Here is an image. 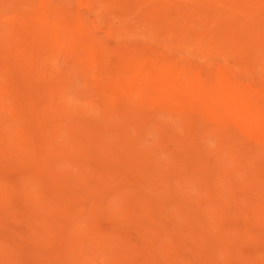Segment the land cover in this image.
<instances>
[{
    "label": "rangeland",
    "instance_id": "374dc122",
    "mask_svg": "<svg viewBox=\"0 0 264 264\" xmlns=\"http://www.w3.org/2000/svg\"><path fill=\"white\" fill-rule=\"evenodd\" d=\"M6 1V0H5ZM5 1L4 0H0V137L2 138V137H4L3 139H0V175H1V177H0V182L3 180V181H8L7 183L5 182L4 184V187H3V189L1 188V190L0 191H2V193L4 194H2V196L0 195V200L2 201L0 204H1V206H0V238H2V239H0V244L2 245V247H1V249L3 250V249H5V247L4 246H6V248H7V246L8 245H10L11 243V245H12V247L14 246V247H16V248H12V249H17L18 247L21 249L22 248V242H23V244H24V249H22V250H19V248H18V251H22L21 253L20 252H18V253H16L17 255H18V257H17V255L16 256H14L13 258H14V260H15V258H16V260L18 261V262H20V260H19V253H20V257L22 258H20L21 260H22V263L20 262L19 264H41V259H40V257H42V263L44 262L45 264H53L54 262L56 263V261H57V259L58 258H60L59 260H61V261H59V262H62L61 264H63L64 263V260H65V263H67V261L69 260H66V259H64L63 257H62V259H61V257H59V256H57L58 254H60V253H58L57 251H55L54 249H56L55 247H59L60 245H61V243H63V241H60V240H63L62 239V236L63 237H69V234H70V230H68L69 231V233H68V235L67 234H64V232L67 230L66 228H68L67 226H68V224L70 223V222H74V223H76V224H78L79 226H81V225H83V227L81 228V227H79V229H80V232L82 231V233L83 232H85L86 231V233H87V231H90L91 229H93L94 227H95V229L98 231V232H100V233H110V232H113V231H116V232H118V233H120L122 236H125V237H127V239H130V244H132V245H134V249L132 250V252L131 253H133L132 255H134V256H132V261L133 260H136V262L138 263L139 262V259L138 258H142L141 260L142 261H144V260H150L151 259V255H153V253H154V257L155 258H153V256H152V258H153V260H152V262L155 260V259H158L159 258V260L161 259V256H163V261H159V260H157V262L156 261H154L155 263H168V264H170L169 262H168V260L170 261V260H172L171 258H173V261L175 260V258L177 257L176 256V254H178V253H180L181 255V260H183V261H181V263L182 262H185L186 261V263L187 262H191V264H195L197 261L199 262V264H210V263H212L213 264V259H215V258H213L212 259V257H216V259H217V261H216V259H215V262H218L219 260H222V259H224L225 258V260H231L232 261V263H233V260H236L235 259V256L233 257V254H231V253H235L234 251L232 252V250H234L233 249V247H234V243H235V247H236V245L237 246H242L241 248H235V251H237L236 253H237V256L236 257H238L239 259L241 258V260H238V261H241L242 263H238L237 262V260H236V262H235V264H243V263H246V258H248V259H250V262H249V264H264V251L262 252V250H261V252H260V249H261V243H262V239H263V237H264V235L262 236V237H259L260 239H261V242H260V240H259V238L258 237H256L255 238V236H254V234L257 236L259 233H258V231H260L261 230V232L264 234V229H260L259 227H261V226H259V225H261V223H263L264 224V222H262L261 220H263L264 219V214H263V216L261 215L262 214V212L264 213V209H263V207H264V195L262 194V190H264V180H263V178H264V170H262V169H264L263 167H264V148L262 149L261 147H259V145H261V146H264V142H262V141H264V121L263 122H261V118H262V120H263V118H264V113H262V114H259V115H257L254 111H253V107H252V105H247V104H245L244 103V101L239 97V96H236V95H234V94H232L231 92H230V90H228V89H226V88H224V87H222V86H215V90L217 91V92H215V91H213L212 89V86L211 85H209L210 87H204V86H200L199 84H198V81L199 82H201V80H202V77H203V75H202V68L204 67V65H205V63H207V61H210V62H212L214 65H216L215 67H218V63H219V66L221 67L224 63H226L227 61H228V59L227 58H230V59H233V60H236V62H237V65L240 67V68H242V69H244L248 74L249 73H251L253 76H257L256 78H257V80H262L263 78H264V0H260V2H259V0H189L188 2H187V0H183V1H181V0H156V1H158V4H156V2H154V5H156V6H162V5H164V8L163 9H165V16H166V21H165V26H163L162 27V29L163 30H160L159 32H158V34H157V36H156V38H154V40L153 39H151L148 35H145V33H143V32H140L139 31V33L136 31L135 33H133V34H131V35H129V36H122V37H113V36H110L108 33H104L103 31H101L100 29H98V26H97V23H95L94 22V20H95V17L94 16H91V15H93V13L91 12V14H89L90 13V11H89V9L88 8H85V7H87V6H83V5H86V1L84 2V0H80V2H82V4L80 3V5L78 4L77 6L75 5L76 3H78L77 2V0H76V2H75V4H74V1L75 0H69L70 2H71V5H70V8L77 14V17H78V19L79 18H82L83 17V15H85L86 14V12L88 11V13L85 15V18H86V16H90V18H91V21L90 20H88V17L86 18L87 19V27H88V25L90 24L91 25V27H95V26H97V29H95L94 28V30L90 27V25H89V27L91 28L90 29V31H91V34H92V31L95 33L94 35H97V36H103L102 38H104L103 40L104 41H106V42H111L110 44H112V43H114V46L115 45H117L118 43L119 44H121V43H129V44H134L135 43V45H140V47H142V50H147V49H151V50H153L155 53H157L158 54V52H160V56H162L163 58H166V57H168V60L170 59V61H175L176 59H178V57H181V59H182V62H180L179 63V65H177L176 67H172L173 69H176L175 70V73H178L179 74V77H143V76H139V74H140V72H139V70H138V72H139V74L135 71V73L137 74V76H136V74L134 75V77H127V79H128V81H127V79H126V81H124V79L126 78V74L124 75V73L126 72L125 71V69L121 72L119 69H123V68H125V66H123L124 64H125V62L123 61V60H121V61H123L122 63H121V61L119 60V58H124L123 57V55H122V57H120L121 56V54L119 55L118 54V58H117V56H116V58H117V65H116V68L118 69L117 71H118V73L120 74V72H121V74H120V76H122V77H120L119 76V74H117V73H114L113 72V74H116L117 75V77H119V78H117L115 75V77H111V75L110 74H112V73H110L113 69H114V65H109V63H107V60H106V58H105V56L107 55V53L105 52L104 53V50L105 49H103L102 47L103 46H99L100 47V49L102 48L103 49V56H104V58H105V61L104 60H101V58L103 57V56H101V58H100V60L102 61V62H99V64L101 63V65H98V60H99V53L98 52H95L97 49H98V51H101V50H99V48L96 46V48L94 47V52L95 53H92V50H88L89 52H91L89 55H91L90 57L92 58V60H91V63L93 64H86L87 62H90V61H86V58L85 57H83V55L84 56H89V55H87L88 53V51H87V49H82V50H84V51H82L81 50V48H80V43L79 42H77V41H75V38H73L74 36L73 35H71L72 36V38L71 37H69V35H67L66 34V32H65V30H63L62 32H61V30L60 31H57V30H59V25H58V20H55V16H56V14H55V12H58V10H59V8L58 7H60V5H63L62 3H65V2H63L62 0H45V2H47L46 4H44L43 3V5L44 6H42V2H40L39 0V2H40V4H39V2L37 3L36 2V0H34L33 2H35L34 4L31 2V1H28V0H20L21 2L19 3V1L18 0H8L9 2L6 4L5 3ZM43 1V0H42ZM54 1V2H53ZM61 3H60V2ZM79 1V0H78ZM148 1V0H147ZM153 1H155V0H152V1H150V2H153ZM170 3H169V2ZM179 1V2H178ZM185 1V2H184ZM17 2H18V4H17ZM187 2V3H186ZM248 2H250V3H247ZM10 3V4H9ZM14 3V5L16 6V8H15V6L14 5H12ZM37 3V4H36ZM53 3V4H52ZM56 3V4H55ZM147 3V2H146ZM146 3H145V5H146ZM161 3H163V4H161ZM165 3V4H164ZM191 3V4H190ZM198 3V4H197ZM247 5H246V4ZM66 4V3H65ZM65 4L63 5V6H65ZM148 4V3H147ZM4 5V6H3ZM11 5V6H10ZM25 5V6H24ZM32 5V6H31ZM37 5V6H36ZM75 7H74V6ZM141 5V4H140ZM167 5L169 6L168 8H167ZM172 5V6H171ZM250 5V6H249ZM52 6V9L51 8H48V7H51ZM68 6V5H67ZM142 6V5H141ZM185 6H187V7H185ZM30 7H32V8H30ZM38 8V10L37 9H34V8ZM82 7H84V8H82ZM143 7V6H142ZM22 8V9H21ZM40 8H42L41 10H40ZM144 8V7H143ZM148 8H149V5H148ZM239 8H241L242 9V11L239 9ZM28 9H29V11H38L39 13H37V14H41V16H45V15H48V16H51L50 17V20H47V23L49 24V26L50 27H48V28H50V29H47L46 31H44L43 33H40V32H36L35 31V28L33 29L32 27L30 28L31 29V31H29L28 30V25H31V26H33V24L32 23H34V19L32 18V17H30V15L28 14ZM32 9V10H31ZM51 9V10H50ZM75 9V10H74ZM84 9V10H83ZM61 10V9H60ZM63 10V9H62ZM61 10V12H63ZM167 10V11H166ZM240 10V11H239ZM28 11V12H27ZM48 11V14L46 13ZM51 11V12H50ZM82 11V12H81ZM169 11V12H168ZM60 11L58 12V13H61ZM184 12V13H183ZM185 12H187V14L185 13ZM191 14H189V13ZM4 13H6V14H4ZM171 13V14H170ZM256 13V14H255ZM50 14H52V15H50ZM61 14H63V13H61ZM172 14H175V15H173V17L172 16H170V15H172ZM15 15V17H16V19H15V21H12L13 19V17L12 16H14ZM34 15L36 16V14L34 13ZM182 17L181 19H180V17ZM3 17V18H2ZM10 17V18H9ZM55 17V18H54ZM167 17H168V19H167ZM179 17V18H178ZM184 17V18H183ZM194 17V18H193ZM225 17V18H224ZM240 17V18H239ZM34 20L33 22H32V19ZM89 18V19H90ZM93 18V19H92ZM176 18V19H175ZM3 19V20H2ZM49 19V18H48ZM170 19V20H169ZM179 19V20H178ZM52 20H53V22L56 24V29H55V25H54V23L52 22ZM56 22H55V21ZM167 20H169V22L168 23H170V22H172V21H174V22H172V24L170 23V25H171V27L168 25V23H167ZM184 20V21H183ZM49 21V22H48ZM181 21V22H180ZM183 21V22H182ZM263 21V22H262ZM29 22H32V23H28ZM92 22H94V23H92ZM260 22V23H259ZM173 23H174V26H173ZM177 23V24H176ZM187 24V25H183V24ZM52 25V28H51V25ZM188 24H189V27H185V29H186V31H185V29L184 30H182L184 27L183 26H188ZM191 24V25H190ZM35 25V24H34ZM95 25V26H94ZM169 26V28H168V26ZM177 25V28H178V26H179V29H177V31L179 30V32H177L175 29H174V27ZM172 26H173V29H172ZM259 26V27H258ZM88 27V28H89ZM165 27H167L168 29H167V31H166V28ZM180 27H182V29L180 28ZM25 28H26V30H28L29 32H30V34L32 33V31H34V35L36 34V35H38L37 36V38L39 37V39L41 38V37H43V39H44V41L45 40H47V42L45 41H42V38H41V40H39L38 39V41H37V45H38V43H40V45H39V47H37V49L35 48L37 45H35V44H33V43H30V42H28V40L26 39V41H25V38L23 37L24 36V30H25ZM88 28H86L87 29V32L86 33H89V29ZM190 29V31H191V35H189L188 37L189 38H184V37H187V35H185V34H190V33H186V32H188V30ZM258 28V29H257ZM54 30V31H53ZM182 30V31H181ZM162 31H164V32H162ZM170 31L172 32V33H170ZM183 31H185V33H183ZM48 32V35L46 34ZM60 32V33H59ZM166 32V33H165ZM177 32V33H176ZM180 32H182V33H180ZM192 32H193V34H192ZM259 32H261L262 33V35H260V33ZM53 34L54 33V35H56L57 36V33H59L58 34V37H55L54 36V38H53V36L52 35H50V34ZM64 33V34H63ZM161 33V34H160ZM180 33V34H179ZM257 33V34H256ZM177 34H179L180 36H178ZM195 34V36L194 37H191L192 35H194ZM13 35V36H12ZM32 35V34H31ZM62 35H63V37H62ZM171 35V36H170ZM33 36V35H32ZM44 36H45V38H44ZM49 36H52V37H50L49 38ZM99 36V37H100ZM141 36V37H140ZM12 39H11V38ZM60 37H62V38H60ZM69 37V38H68ZM86 37V36H85ZM92 37V35H90L89 34V36H87L86 38H87V41H89V42H91L92 43V41L94 40L93 38H91ZM170 37V38H169ZM178 37V38H177ZM24 38V39H23ZM83 38V37H82ZM120 38V39H119ZM122 38V39H121ZM143 38V39H142ZM184 38V41L182 40ZM10 39V40H9ZM49 39H51V41L49 40ZM69 39V40H68ZM74 41H73V40ZM92 39V40H91ZM125 39H127V40H125ZM160 40L159 41V43H161V41L162 42H165V43H163L165 46H166V48H167V46H168V48H170V50L167 48V50L165 49V46L161 43L160 45L158 44V40ZM167 39V40H166ZM173 39V40H172ZM185 39H188V41L189 42H193V43H195L194 44V46L195 47H193V43H189L188 41H186L185 42ZM115 40V41H114ZM157 40V41H156ZM172 40V41H171ZM197 40V41H196ZM43 43H42V42ZM54 41V42H53ZM153 41H154V43H153ZM155 41H156V43H155ZM232 41V42H231ZM23 42V44H21ZM28 43V45H27V43ZM53 42V43H52ZM80 42H81V40H80ZM88 42V43H89ZM131 42V43H130ZM137 42V43H136ZM145 42V43H144ZM183 42V43H182ZM249 42V43H248ZM41 43H42V45H41ZM56 43V44H55ZM87 43V42H86ZM90 43V44H91ZM116 43V44H115ZM184 43H186V44H184ZM207 43V44H206ZM242 43V44H241ZM54 44V45H53ZM93 44V43H92ZM97 45H101V44H99V43H96ZM95 44V45H96ZM118 44V45H119ZM156 44L157 45H159V46H157L156 47ZM167 44V45H166ZM168 44H170V45H168ZM187 44H189V45H187ZM217 44V45H216ZM233 44V45H232ZM238 44V45H237ZM248 44V45H247ZM29 45H33L32 47L34 48V50H38V52L37 53H43V55H44V57H46V55L45 54H47V53H49V51L52 49L54 52V55L52 54V52H50L48 55H47V57H51V56H54V57H51L52 58V60L53 61H55V63H53L52 62V64H51V61L49 60V58H48V60H49V62L48 63H50L49 65H48V63H47V58H45V61H44V64H45V66H43V69L44 68H46V69H44L45 71L43 72V74L45 73V72H48V76H47V74L45 73V75H46V77H45V75H43L44 77H40V75H42V74H40L39 75V73H41V72H39V73H35V70L33 71V69H36V70H43L42 69V67H41V65H40V62L42 63V60H43V55H41L40 54V57H39V55H38V57H36V56H34V55H36L35 53L33 54H30L29 55V58L30 59H28L29 61L30 60H32V57L34 56L35 58H37V60L38 61H40L39 63H37L38 65H40L39 67H41V69H37V68H32V67H38L37 66V64H36V62L37 61H35V58H34V60H32L31 62H27V64L25 65V63L26 62H24L25 60H23L22 61V56L20 55H17L16 53V51H19V50H21V51H23V50H25V51H33L32 49V47L30 48V49H28L27 47L29 46ZM48 45H50V47H51V49H50V47H48ZM61 45V46H60ZM94 45V44H93ZM113 45V44H112ZM163 45V46H162ZM180 45H181V47H180ZM189 47L188 49H187V46ZM199 45V46H198ZM222 45V46H221ZM17 46V47H16ZM27 46V47H26ZM35 46V47H34ZM42 46V47H41ZM57 46V47H56ZM149 46V47H148ZM171 46V47H170ZM252 46V47H251ZM13 47V49H11ZM14 47L16 48L15 50H14ZM54 47H56V49H54ZM161 47V48H160ZM218 47H220V48H218ZM226 47V48H225ZM231 47V48H230ZM255 47H258V48H255ZM17 48H19V49H17ZM23 48H25V49H23ZM46 48V49H45ZM50 50H49V49ZM171 48H172V51H171ZM174 48V49H173ZM185 48V49H184ZM194 48V49H193ZM197 48V49H196ZM222 48H224V49H222ZM27 49V50H26ZM46 51H45V50ZM48 49V50H47ZM176 49H178L177 51H176ZM195 49L197 50V51H195ZM44 50V51H43ZM51 50V51H52ZM182 50H184V54H182V52H181V54L180 53H178V52H180V51ZM189 50V51H188ZM241 50H243V51H241ZM256 51V53H255V51ZM24 51V52H25ZM43 51V52H42ZM86 51V52H85ZM148 51V50H147ZM157 51V52H156ZM169 51V52H168ZM260 51H262V52H259ZM10 52H12L13 53V55L10 53ZM15 52V53H14ZM23 52V53H24ZM30 52H26V53H30ZM82 52V53H81ZM102 52V51H101ZM100 52V55L102 54ZM172 52V53H171ZM85 53H87V54H85ZM97 53V56H98V58H97V56L95 55ZM174 53V54H173ZM175 53H177V54H175ZM13 56V57H11V55ZM19 54V53H18ZM80 54H83L81 57H83L82 58V60H81V58H80ZM113 54V53H112ZM189 54H191V55H189ZM27 56H28V54H26ZM50 55V56H49ZM62 55V56H61ZM170 55H174V57L173 56H170ZM187 55H188V57H187ZM195 55V56H194ZM232 55H235L234 57L232 56V58H231V56ZM238 55V56H237ZM15 56V57H14ZM17 56L19 57V58H17ZM73 56H74V58H75V56H76V60H75V63L77 62V64H76V66H74V64H72L73 62H72V59L74 60V58H73ZM109 56H112L111 55V53L110 54H108L107 55V57L109 58ZM115 56V55H114ZM170 56V57H169ZM177 56V58H175ZM241 56H243L242 58H241ZM251 56V57H250ZM8 57H10V58H8ZM42 57V58H41ZM69 57H70V60H69ZM90 57H88L89 58V60H90ZM226 57V58H225ZM244 57H246L247 58V60H245V58ZM56 58H57V60H56ZM93 58H94V61H93ZM252 58H253V60H252ZM22 61V63H19V61ZM79 60V61H78ZM86 61L85 62V64H86V66H85V64H84V61ZM109 60H111V58H109ZM108 60V61H109ZM114 60H115V58H114ZM113 60V61H114ZM120 62H119V61ZM224 60V61H223ZM240 60V61H239ZM261 60H262V62H261ZM34 61V62H33ZM58 61V62H57ZM97 61V62H96ZM112 61V60H111ZM112 61V62H113ZM246 61V62H245ZM250 61H251V63H250ZM81 62H83V63H81ZM103 62H104V65H103ZM110 62V61H109ZM114 62H116V60L114 61ZM114 62H113V64H114ZM250 64H249V63ZM31 63V64H30ZM34 63V64H33ZM111 63V62H110ZM118 63H119V65H120V63L122 64V66L120 65V67L121 68H119V66H118ZM190 63H192L193 64V66H192V64H190ZM194 63H196L195 65H194ZM198 63V64H197ZM215 63H217V64H215ZM32 65L30 68V70L31 71H29V69H28V67L30 66V65ZM80 64V67H79V69H81L82 68V70L83 71H81V72H78L76 69H78V65ZM109 65L110 66V69H112V70H107L108 69V67L109 66H107V65ZM25 67H24V66ZM27 65H29V66H27ZM43 65V64H42ZM81 65H82V67H81ZM93 66V68H92V66ZM102 65L104 66L103 68H102ZM106 65V66H105ZM49 66H50V68H49ZM91 66V68H89ZM112 66H114V67H112ZM180 66V67H179ZM53 67V68H52ZM77 67V68H76ZM107 69H106V68ZM112 67V68H111ZM85 68V69H84ZM87 68V69H86ZM88 68L89 69H91V71L90 72H92L91 74H88V73H90L89 72V70H88ZM95 68H97V70L95 69ZM106 69L105 71H109V76L111 77V79L112 78H114L113 80L114 81H112L111 82V80H110V77H109V82H111L112 84H113V86L107 81L108 80V78L105 76V73L103 72L102 74L104 75H102L104 78H105V80L107 81V84H108V86L106 87L107 89H108V87H109V89L107 90V89H104L105 91H107L106 93H102V92H98L97 91V89L99 90V91H101L102 89H103V87L105 86V83L106 82H104L102 79H103V77H100V78H98V76H96L97 74H95L94 72H98L99 71V69H100V72H101V70L102 69ZM179 68H180V70H179ZM12 69V70H11ZM92 69L94 70V71H92ZM135 69V70H136ZM85 70H86V73H87V71H88V76H90V77H88V76H85L84 77V75L83 74H81L82 72H84L85 73ZM116 69H114V71H115ZM56 71V72H55ZM60 73H59V72ZM104 71V70H103ZM14 72V73H13ZM27 72V73H26ZM29 72H31L32 74H29ZM33 72L35 73V75L33 76ZM37 72V71H36ZM54 72V73H53ZM53 73V76H50L51 74ZM56 73V74H55ZM28 74V75H27ZM57 75L56 77H54L55 75ZM86 74V75H87ZM94 74H95V76H94ZM106 74H108V73H106ZM112 74V75H113ZM201 74V75H200ZM250 74V75H251ZM13 75V76H12ZM30 75H32V77L30 76ZM39 75V76H38ZM99 75V74H98ZM101 75V74H100ZM99 75V76H100ZM9 76V77H8ZM35 76H38V77H35ZM94 76V77H93ZM259 76V77H258ZM261 76V77H260ZM10 78V79H9ZM99 80L100 79V81H102V83H100V81H98L97 79ZM124 78V79H123ZM150 78V79H149ZM159 78V79H158ZM162 78V79H161ZM8 79V80H7ZM95 79H96V82L98 81V83L99 84H103V87H102V85H96L95 84ZM117 79H118V82H115V80L117 81ZM139 79V80H138ZM37 80V81H36ZM8 81V82H7ZM80 81V82H79ZM123 81V82H122ZM79 82V83H78ZM116 84H115V83ZM53 83V84H52ZM38 84V85H37ZM94 84L96 85V87L94 86ZM106 84V85H107ZM118 84H119V86H118ZM80 85V86H79ZM110 85L112 86V87H110ZM117 85V86H116ZM22 86V87H21ZM53 86V87H52ZM121 86H122V88H124V89H129V91L127 92L126 90H124L125 91V93H124V91L121 89ZM208 86V85H207ZM20 87V88H19ZM98 87V88H97ZM100 87H102V88H100ZM151 87H153V88H151ZM27 88V89H26ZM96 88V89H95ZM130 88L132 89V90H130ZM134 88V89H133ZM151 88V89H150ZM7 89V90H6ZM34 89H35V92H34ZM61 89V90H60ZM116 89V91L118 90H122V91H119V92H116V91H114ZM127 89V90H128ZM153 89V90H152ZM11 90V91H10ZM54 90V91H53ZM9 91V92H8ZM18 91V92H17ZM21 91H23V92H21ZM31 91H33V92H31ZM38 91H39V93H38ZM42 91V92H41ZM97 91V92H96ZM103 91V90H102ZM126 92H127V95H126ZM25 93V94H24ZM95 93L96 94H98V95H96V97H94V95H95ZM125 95H124V94ZM27 94H29V95H27ZM69 94V95H68ZM104 94V95H103ZM119 94L121 95V94H123L124 96H122V98L123 97H125L126 96V99H124V102H126V104L128 105L129 104V106L130 107H128L129 109H127V105H125V107L126 108H124L123 106H124V104L125 103H123L122 101H123V99L122 98H120L121 96H119ZM19 95V96H18ZM102 97H101V96ZM198 95V96H197ZM18 96V97H17ZM27 96H29V97H27ZM60 96V97H59ZM65 96V97H64ZM106 96H107V100H105L106 102L109 100V102H108V106H107V108L105 107L104 108V106H103V103H101L102 101L103 102H105L103 99L104 98H106ZM22 97V98H21ZM64 97V98H63ZM104 97V98H103ZM26 98V99H25ZM46 98V99H45ZM54 98H56V99H54ZM62 98H63V100H62ZM67 98V99H66ZM99 98V99H98ZM102 98V99H101ZM200 98V99H199ZM28 99V100H27ZM48 99V100H47ZM65 99V100H64ZM92 99V100H91ZM99 101H98V100ZM111 99V100H110ZM204 99V100H203ZM24 100H26V101H24ZM57 100V101H56ZM59 100H60V102H63V104H65L64 106H61L60 104V102H59ZM62 100V101H61ZM94 100V101H93ZM96 100H97V102H96ZM207 100V101H206ZM23 101V102H22ZM55 101H56V104H55ZM65 101H66V103L68 102V105H66V103H65ZM92 101V102H91ZM113 101V102H112ZM186 101V102H185ZM57 102H59L60 104H58ZM105 102V103H106ZM110 102H112V103H114V104H118V106L117 107H115V106H113L112 104H110V105H112L111 107H110V105H109V103ZM128 102V103H127ZM169 102V103H168ZM193 102V103H192ZM215 102H216V105H217V108H216V105H215ZM9 103H10V105H9ZM33 103H35V104H33ZM90 103H91V105H90ZM97 105H96V104ZM191 103V104H190ZM196 103V104H195ZM208 103V104H207ZM35 105V107L37 106L38 107V110H37V112H35V110L37 109V107L36 108H34L33 107V105ZM47 104V105H46ZM52 104H55L56 106H57V104H58V108L55 110L56 112H57V110L58 109H61V107H62V111H63V108H64V110H65V106H67L68 108H66L67 110H68V112H69V108L72 106V111H71V113H75L77 110H80V108H79V105L80 106H84L85 104H87V109L85 108L84 109V111L82 112V113H79L80 111H82L83 110V108L86 106H84L83 108H81L82 110H80L79 112H77L76 114H77V116H79L78 115V113L79 114H81L82 116H84V114H86L87 116H89V114H91V117H92V114L94 115V112H97V111H99V113H97V114H99V117H97V118H95V116H93L92 118H90V119H88L89 120V122L91 121V119H92V121H93V118H95V119H97V120H99L98 121V123H97V120H95L94 119V123H92V125L91 124H89V122L86 124V118H87V116H86V118L84 119V121L81 119V117L79 116L78 117V119L79 120H81V121H83V122H85V123H83V122H81V123H83L84 124V126H82L83 128H81V125H83V124H80L79 122V120H77V119H75L76 117L74 116V115H76V114H71L72 116H69L67 113H66V115L64 116V114H62L63 112L61 111H59L60 113L59 114H62L63 116H62V118L64 119V118H66V119H64L65 120V122H67V119H69L68 121H70V120H72L71 122H73V123H71V122H69L70 123V125H74V127L76 126V124H77V121H78V123L80 124V126H76V127H78V129H77V131H79L78 133H79V137L77 136L78 135V133H76L77 135V137L75 136V138L76 139H74V137H73V135H71L72 136V138H71V140H70V142H71V144H72V146L74 147H71V144H70V142H68L69 140H68V138H67V140H66V138H64V137H62L64 134L63 133H67V130H69V128H67L68 126L70 127V130H71V126L70 125H65L66 123H64V125H62L61 123H63L64 121L62 120V118H61V120H60V117H59V120H60V122L58 123L59 124V126H58V128H61L60 130L58 129V128H56L55 129V132H53V133H51L50 131H51V129H50V127L52 128V125H51V123H50V119H49V116L47 115V112H50V111H48V110H50V108H52L53 106H51ZM84 104V105H83ZM89 104V105H88ZM122 105V106H120L119 107V105ZM190 104V105H189ZM238 104V105H237ZM242 104V105H241ZM32 105V106H31ZM43 105V106H42ZM75 105H77V107H78V109L76 110V108L74 107L73 108V106H75ZM99 105H101V106H99ZM174 105V106H173ZM188 105V106H187ZM200 105V106H199ZM202 105V106H201ZM203 105L204 106H206V107H203ZM212 105H213V107H212ZM215 105V106H214ZM47 106V107H46ZM70 106V107H69ZM185 106V107H184ZM187 106V107H186ZM198 106V107H197ZM236 106V107H235ZM238 106V107H237ZM4 107V108H3ZM12 107H15L14 108V110H13V108ZM30 107H32L33 108V110H30L29 108ZM103 109H102V108ZM108 107H109V109L111 108V111L110 110H108ZM115 107V108H114ZM172 107V108H171ZM196 107V109H194V108ZM202 107V108H201ZM227 107H228V109H227ZM229 107H230V109H229ZM3 108V109H2ZM7 108V109H6ZM45 108V109H44ZM54 108V107H53ZM56 108V107H55ZM54 108V109H55ZM89 108H90V110H94V111H92L93 113H87V111L89 110ZM92 108H94V109H92ZM95 108H97V109H95ZM101 108V110H98V109H100ZM112 108L113 109H117V108H119L118 110H116L115 111V113L117 112V117L119 118V115H120V122H121V124H119V122H118V124L119 125H123V127L121 126H115L114 127V125H117L116 123H117V121H118V119L115 117L116 116V114H114V113H112ZM183 108H185V109H183ZM191 108H193V110H191ZM216 108V109H215ZM240 110V111H238V109ZM244 108H247V110H248V113H247V111L245 110V112H244ZM28 109H29V111H28ZM104 109H107V111L106 112H109L110 111V116H112V114L113 115H115L114 117L115 118H111L112 119V123H113V121H115L116 123H114V125L112 124V123H110V121H108L109 119H110V117H109V119H107V121H106V119H103L104 117H103V115H102V113L104 114L105 113V111H104ZM124 109H125V111H124ZM131 109V110H130ZM198 109V111L199 112H201L200 114L199 113H197L195 110H197ZM211 109V110H210ZM213 109H215L214 110V112H213ZM226 109V110H225ZM234 109V110H233ZM27 110V111H26ZM44 110H45V112H44ZM47 110V111H46ZM66 110V111H67ZM96 110V111H95ZM121 110H123L124 112H126V113H123V111H121ZM217 110H218V112H217ZM223 110V111H222ZM228 110H230V112L228 111ZM31 111H33L34 112V115L35 116H38V118L37 117H35L34 115H33V112L32 113H30ZM101 111V112H100ZM102 111H104V112H102ZM191 111H194L195 112V114H196V117L195 116H193L192 114H189ZM237 111V112H236ZM241 111H242V113H241ZM253 113H252V112ZM65 112V111H64ZM221 112V113H220ZM8 113H9V115H8ZM28 113V114H27ZM30 113V114H29ZM41 113H42V115H41ZM70 113V112H69ZM84 113V114H83ZM130 115H129V114ZM160 113V114H159ZM206 113H208V114H206ZM210 113V114H209ZM238 113V114H237ZM252 113V114H251ZM255 113V114H254ZM33 115V117H35V118H33L32 116H30V115ZM39 114V115H38ZM96 114V113H95ZM124 114H126V115H124ZM135 114V115H134ZM214 116L215 114H218V115H220L221 116V118L219 119V121L223 124V126L224 127H221V129L223 128L224 130H225V128L228 130H225V132H226V135H228V134H230L229 132H231V131H229V128H231L230 127V125L232 124L233 126H232V128L233 127H236L235 129H232V130H234V132L236 131V136H240V137H238V138H240L241 139V136H243L242 137V139L240 140V139H238L236 136H233V134L231 133L230 134V137L229 138H231V140L229 139V140H227V137L225 138V137H223V139H221V137L220 136H218V133L215 131V130H213L212 131V128H207V124H205V123H207V121L208 120H206V117H208L209 116V118L208 119H211V117L210 116H212V115ZM223 114H226V116H227V118H226V116L225 115H223ZM241 114V116H238V115H240ZM244 116H246L245 118L243 117V115ZM27 116V120L29 121V119H31V121H27L26 120V116ZM68 115V116H67ZM108 115V114H107ZM261 115V116H260ZM40 116V117H39ZM42 116H43V118H42ZM46 116H48L47 117V119H46ZM74 116V117H73ZM103 117L102 119H100L101 117ZM123 116V117H122ZM222 116H225V117H222ZM255 116H256V118H255ZM28 117H32V118H28ZM68 117V118H67ZM85 117V116H84ZM84 117H82V118H84ZM90 117V116H89ZM88 117V118H89ZM249 117H251L252 119H253V121H252V119H249ZM258 117V118H257ZM37 118V121L35 122V124H34V121L32 120V119H36ZM45 118V119H44ZM71 118V119H70ZM73 118L75 119V120H73ZM107 118H108V116H107ZM129 118H130V120H131V122L129 121ZM235 118H236V121H235ZM243 118L244 119H249V120H247L246 122H244V120H243ZM40 119H42L41 121H40ZM110 119V120H111ZM115 119V120H114ZM116 119H117V121H116ZM47 120H49V121H47ZM101 120V121H100ZM125 120H128V124H130L131 123V125L133 124V128L130 126H128V124L126 123L127 121H125ZM243 122H242V121ZM42 122V124L44 125L43 127H44V129L46 128V130H50V131H48V133L50 132V134L51 135H49L48 133H45V135H47V136H44V138H45V140H43L42 139V137H43V135L41 134L40 135V137H41V139H42V141H43V143H48L49 144V142H47V140L49 139V136H50V138H51V143L50 144H56V143H54V140H55V138L54 137H59L60 138V136L63 138V142H61V140L59 141V140H57L56 139V141H59V143L61 142V146H63V149H65L64 150V155H66V156H74L75 154H76V156L77 155H80V156H77V157H75L74 156V158L72 159V160H68V163H66L67 162V157H65L64 155H61V156H63V157H60V158H62L63 160H59L61 163H59L58 162V160L57 159H60V158H57V159H55V160H57V161H53V160H51L52 161V163L50 162V161H48V159L49 158H47V156L46 157H43L42 156V154H46V152H49L50 151V156H51V154L53 155V156H51V157H57L58 155H60L61 153H59V150L57 149L58 147L57 146H60V145H55L56 146V149L54 148V151L53 150H51V148H53L51 145V148H49V149H47V147H49L48 146V144L45 146L44 144L43 145H41L42 143H40V142H42L41 140H40V137L37 139V136H36V131L35 130H37V129H39L40 128V126L38 127V128H35L37 125H41V123L40 122ZM75 121V122H74ZM91 121V122H92ZM102 121H104V122H102ZM125 121V122H124ZM223 121V122H222ZM251 121V122H250ZM105 122H108V125L106 124V127H108V130L109 131H111V133H113L112 131H116L117 132V127H120L121 128V130H120V128H118L119 130H118V134H120V135H117V133H116V136L117 137H112V135L110 136V135H108V134H110L109 132H107L108 130H107V128H104L102 131L100 130V129H102L103 128V125H104V123ZM235 122V123H234ZM27 123V124H26ZM35 125H33V124ZM46 123H48V125H50V126H48ZM95 123H96V127H98V126H100V127H98V129L103 133L104 132V134H102L100 131H98L94 126H95ZM101 123L103 124V125H101ZM112 125V128L114 129H112V130H110L111 128V125ZM125 125H124V124ZM228 123V128L225 126L226 124ZM250 123V124H249ZM22 124H23V127H22ZM78 124V125H79ZM126 124H127V126H126ZM225 124V125H224ZM239 124L241 125L240 127H238L239 126ZM260 124V127L263 125V128H260V127H258V125ZM9 125H10V127H9ZM33 125V126H32ZM47 125V126H46ZM90 125L93 127V129H95L94 131H95V133L97 132L98 133V136H100V139L101 138H105V134H107L108 136H110L109 137V139H111V140H108V139H106V141H103V140H105V139H101V144L100 145H97V146H95V141H97L98 140V136L97 135H95V133H93V131H91L92 130V128H89L90 127ZM98 125V126H97ZM196 125V126H195ZM235 125V126H234ZM245 125V127H242V126H244ZM246 125H247V128H246ZM248 125H250L249 127H251V126H253V125H255V126H253V127H255L257 130L259 129V130H261V132L258 130H256L255 128L253 129V131H251V133L253 134V132L256 130L257 131V134H256V131L254 132V134H256L254 137L255 138H252V136L250 135L251 133H250V130L252 129H250L249 130V127H248ZM30 126H32V129L30 128ZM42 126V125H41ZM46 126V127H45ZM65 126V127H64ZM110 126V127H109ZM206 126V127H205ZM258 128H257V127ZM28 127L31 129V132L34 134L33 135V138L31 137V140H33L34 142H37V143H34L35 144V147L32 145V143H33V141L31 142V140H30V138L29 137H27L28 136V132H30V129H28ZM43 127H41L40 128V130L43 128ZM73 127V126H72ZM102 127V128H101ZM127 127V128H126ZM205 129H204V128ZM11 128V129H10ZM67 129V130H65V131H63L62 129ZM87 128H89V129H91V130H89V131H87L88 129ZM110 128V129H109ZM122 128H125L126 129V131H125V129L123 130V132H122ZM128 128H130V129H128ZM238 128H241L240 129V131L242 132V128H244L243 130H245V128L246 129H248L247 131H248V133L249 134H247V132L246 131H243L244 132V134H243V132H242V134L243 135H241V132L239 131V129ZM10 129V130H9ZM20 129H23V130H20ZM33 129H35L34 131L35 132H33L32 130ZM83 129V130H82ZM107 130V131H104V130ZM128 129V130H127ZM194 129V130H193ZM202 129H203V131H202ZM206 129H208V131H206ZM209 129H211V130H209ZM238 129V130H237ZM26 130H28V131H26ZM40 130H39V134H40ZM52 130H54L53 128H52ZM56 130H57V132H58V130H59V134L57 133V135H56ZM131 130V131H130ZM231 130V129H230ZM263 130V131H262ZM2 131V132H1ZM62 133H61V132ZM76 131V132H77ZM82 131H83V134H82ZM125 131V132H124ZM130 131V132H129ZM199 133H198V132ZM212 131V132H211ZM216 133H215V132ZM30 132V133H31ZM70 132V131H69ZM86 132V133H85ZM106 132V133H105ZM145 132V133H144ZM183 132H187V134H185L184 135V133ZM195 132L197 133V135L198 136H201V137H198L197 135H194L195 134ZM210 132V133H209ZM233 132V133H234ZM238 132V133H237ZM3 133H6V134H4L5 136L7 135V138L3 135L2 136V134ZM18 133V134H17ZM24 133H25V135H24ZM30 133H29V136H31L30 135ZM37 133V134H38ZM87 134V136L85 135V134ZM88 133H90V135H88ZM99 133H101V134H99ZM122 133H125V134H122ZM126 133L127 134H129L128 136L126 135ZM144 133V134H143ZM151 135H150V134ZM181 133V134H180ZM192 133V135H190ZM210 135V138H212V136L213 137H215L216 138V140L214 141V139L212 138V139H210L209 138V136H208V134ZM245 133H246V135H245ZM262 135H261V134ZM19 134L20 135H24V139H25V141L22 139L23 137H20L19 136ZM80 134H82V135H84L85 137H83L82 135H80ZM92 134H94L93 136H92ZM150 136H149V135ZM166 134H167V136H166ZM212 134H214V135H212ZM216 134V135H215ZM234 134V135H235ZM68 135V134H67ZM114 135H115V133H114ZM113 135V136H114ZM122 135L124 136V138L122 137ZM140 135H142L141 137L142 138H139V139H141V140H139L138 139V137H140ZM147 135V136H146ZM171 135V136H170ZM194 135V136H193ZM204 137H203V136ZM233 137H232V136ZM35 136H36V140H35ZM39 136V135H38ZM95 136H97V137H95ZM101 136H103V137H101ZM119 136V137H118ZM129 137H131L129 140H131V142L133 141V139H134V142L135 143H131L130 141H128V142H124V143H122V144H126L127 145V143H128V145H130V143H131V145L130 146H135L136 147V145H140V147H141V144H140V142H142V147L140 148V147H138V149H142L141 151H142V153H140V156H138V154H139V152H141V151H137L138 153H135V154H133L134 152H136V151H133V153H132V151H129L128 153L130 154L128 157H127V155L124 153L123 154V152H127L126 150H129V149H131V150H133V147H131V148H128V145L126 146L127 148H126V150L125 151H123V149L125 148V146H123L122 144V147L120 148V143L122 142V140L123 141H125V139H127L128 140V138ZM168 136H169V138H168ZM173 136H175L174 138H173V140H172V138L171 137H173ZM192 136V137H191ZM208 136V137H207ZM218 138H217V137ZM261 136H262V140L261 141H259L260 139H261ZM13 137L15 138V139H13ZM66 137H68V136H66ZM80 137H82L81 138V140H80ZM92 137L95 139V140H92ZM126 137V138H125ZM151 137V139H153V140H151V139H149ZM163 137H164V139H163ZM168 139H167V138ZM178 137V138H177ZM191 137V138H190ZM236 137V139H238V142L240 143V141L242 142V140L245 142H243V145L245 144V146H246V144H248L247 143V141H248V138H250L249 140H251L252 141V143H256V142H259V143H261V144H258L257 145V143H256V146L258 147H255V149H252L253 151H251V149H247L248 151L247 152H252V153H257L258 154V156H256V158L254 157L253 158V154L250 152V154H246L245 155V153H246V149H245V153H243L244 154V156L247 158V162L249 161V164L247 165L246 164V160L243 162L242 161V158H243V154H241V156H242V158H241V162H243L242 164H241V162H240V160L238 159V158H240V153L242 152V151H244V149L242 150L241 149V144L242 143H240V146L238 145L239 143L238 142H236L235 140L236 139H234ZM247 137V139L245 140V138ZM6 138V139H5ZM21 138V139H20ZM30 140V141H28V139ZM106 138H108V137H106ZM112 138H114L113 140H114V142H116L115 144H118L119 143V145H112V143H114L113 141H112ZM122 138V139H121ZM179 138H180V141H179ZM183 138H184V140H183ZM191 139V140H195V139H202V141H200L201 143V146H197L196 147V145H197V143H198V141H194L193 143H196L195 144V147H194V145L192 144V141H191V143H189V139ZM204 138V139H203ZM220 138V139H219ZM244 138V139H243ZM13 139V140H12ZM65 139V140H64ZM69 139H70V136H69ZM77 139H79L78 141H77ZM83 139H85V140H83ZM99 139V140H100ZM116 139V140H115ZM136 139H137V141H136ZM143 139V140H142ZM157 139V140H156ZM177 139V140H176ZM219 139V140H218ZM224 139H225V141H224ZM234 139V140H233ZM254 139V140H253ZM4 140H7V145H9L10 146V148L11 147H13L12 149L13 150H17L19 153H20V155H22V153L24 154V155H22L21 157V159H23V157L24 156H26V154L24 153V152H26V153H28V154H32V151L34 150V152L36 151V155H34V152H33V155H34V157L36 156L37 158H35V161H34V159L32 158V159H30V161L31 162H29L28 163V161H29V155H27L26 157H28L24 162L22 161V160H18V158H20V156L18 157V156H16V153H15V156H16V158L14 159L13 158V156H11V155H13L12 153H13V151H12V149H10V151H12V153L10 154V152H8V154L6 153L7 151H9V146H8V150L6 149V151L5 150H3V147H5V146H7L6 145V143H5V145H4V143H3V141ZM10 140H12V141H10ZM27 140V141H26ZM37 140H39V141H37ZM77 141V142H80L81 143V146H78V145H80L79 143H78V145H77V143H75L74 142V144H76V146L73 144V141ZM99 140H98V142H99ZM119 140H121V142L119 141ZM126 140V141H127ZM182 140V141H181ZM186 140V141H185ZM187 140H188V144L187 143H185V142H187ZM218 140V141H217ZM222 140V141H221ZM240 140V141H239ZM8 141H10L9 142V144H8ZM13 141H18V146H17V149L15 148L16 146H15V143L13 142ZM24 141V142H23ZM53 141V142H52ZM67 141V142H66ZM81 141H84V142H86L85 144L83 143V142H81ZM89 141H90V143H89ZM92 141V142H91ZM109 141V143L108 144H110L109 146H107V143L106 142H108ZM154 141V142H153ZM166 141V142H165ZM174 141V142H173ZM177 141V142H176ZM179 141V142H178ZM205 141H207L206 142V144H205ZM217 141V142H216ZM230 141V142H229ZM235 141V142H234ZM251 141H249V142H251ZM254 141H256V142H254ZM13 142V143H12ZM23 142V143H22ZM28 142V143H27ZM31 142V143H30ZM67 143V146H70V147H68L67 149H66V144H64L63 145V143ZM98 142H96V144H99ZM137 142V143H136ZM139 142V143H138ZM165 142V143H164ZM223 142V143H222ZM233 143L234 145H232V144H230V143ZM2 143H3V146H2ZM25 143H26V146H25ZM30 143V144H29ZM58 143V142H57ZM88 143V144H87ZM105 143V144H104ZM173 143H175V144H181L180 146L178 145L177 147L180 149V148H182L184 145L182 144V143H185L187 146L189 145V144H191V145H193V147L192 148H196V150L198 149V147L200 148H202V150L205 152V151H207L206 153H209V154H211V152H212V157L214 156V155H217L216 157H218L219 155H221L222 156V152H220L219 153V150L220 151H223V150H225L228 146H229V148L231 147V146H233L232 148H234V149H230V151L232 150V152L233 153H235L236 155H234L232 152H230V154H229V150H225V157H224V159H219L218 158V161L217 162H220V163H224V164H227V166L229 167V169H230V173H229V175H230V181H228L229 179H228V177H227V179H226V177L224 176V177H222V179H223V181H222V179H221V181H222V184H219V183H221V181L220 182H218L220 179H216V178H214L215 176V174L213 175L214 177H212V178H214V179H211V176H212V174L210 175V177L209 176H207V173L208 172H210L211 171V167H215L216 165V163L214 162L215 160H217V158L214 156L213 158L209 155L208 156V154H203V155H205L204 156V158H203V155H202V153L201 152H203V151H201V149H199V151L198 152H196V154H194V151H193V149L189 146L188 148H191L190 149V151H189V149H188V151H187V149L185 150V149H181L180 151H179V149L176 147V145H175V147H172L171 145L173 144ZM212 143V144H211ZM237 143V144H236ZM252 143H250V144H252ZM23 144V145H22ZM36 144H40L39 145V147L36 145ZM92 144H94V146L92 145ZM104 144V145H103ZM208 144V145H207ZM227 144V145H226ZM250 144H248L247 146H249L250 147ZM253 144V145H254ZM11 145H13V146H11ZM28 145L30 146V145H32L30 148H32L33 149V147H34V149L32 150L31 149V151L29 150V148H28ZM86 145H88V147L89 148H91L92 149V147L94 148V150L96 149L95 147H97V149L99 150H97L96 149V151H98L97 153H98V155H100V157H101V155H102V153L104 154V152H105V154L108 156H104L103 157V155H102V160H103V162H105V163H103V162H101V164H103V165H105V166H107V163H108V165H109V160H110V158H111V161H113L114 159H116L117 158V160H114V165L112 164V166L111 165H109L110 167H112L111 169H113V166H115L116 164L118 165V163H119V165H122V162H120V160L121 161H123V165H122V167L121 166H119V167H121L120 169H119V175H118V171H116V169L118 170V167L116 168V169H114L115 171H113L112 170V172L110 171V173L111 174H114L113 176L109 173V169H108V167L109 166H107L106 168H105V166H104V168H103V171L105 170V172H103L102 171V173H104V174H102V173H99L100 172V170H102V166L103 165H100V163H99V161L101 160L100 159V157L96 160L95 158H92V156L90 155L91 153H92V155H93V157L94 156H96V153H95V151L94 152H91L92 150H89L88 149V147L86 146ZM162 145V146H161ZM204 145H205V148H204ZM236 145H238L239 147H240V149H239V147L238 146H236ZM22 148H21V147ZM40 146H44V147H46L45 148V150L44 149H42V147L40 148ZM91 146V147H90ZM98 146H99V148H98ZM106 146V147H105ZM117 146H119L117 149H116V147ZM143 146H144V148H143ZM173 146H174V144H173ZM206 146H208V147H206ZM227 146V147H226ZM235 146V147H234ZM245 146H243V147H245ZM245 147V148H249V147ZM26 147V148H25ZM77 149H76V148ZM81 147V148H80ZM86 147H87V149H86ZM103 147H104V149H103ZM113 147H114V150L115 151H118V149H121L120 150V152L118 151V154L119 153H121L122 154V156H124V155H126L125 157H127V159H125V157H122L121 156V154H119L118 156H117V153L114 151V153H116V154H112L113 153V151H112V149H113ZM159 147V148H158ZM186 146H184V148H185ZM238 147V148H237ZM251 147H252V145H251ZM253 147V148H254ZM19 148V149H18ZM37 148H39L38 150H37ZM62 148V147H61ZM70 148V149H69ZM71 148L72 149H75V150H73V151H71ZM78 148H79V150H78ZM82 148H84L85 150H83ZM105 148L108 150H105ZM108 148H111V149H108ZM146 148H148V149H146ZM166 148V149H165ZM178 150H177V149ZM223 148V149H222ZM225 148V149H224ZM259 148H261V149H259ZM43 150V152L44 151H46V152H44V153H42L40 150ZM48 151H47V150ZM69 149V150H68ZM135 149V148H134ZM151 149V150H150ZM155 149V150H154ZM210 149V150H209ZM211 149H215L216 151H211ZM237 149H239V150H241V152L239 153L238 152V150ZM259 149V150H258ZM58 150V151H57ZM86 150H87V157H88V155H90L89 156V159L88 158H86V156L83 154V152L84 153H86ZM101 150H103V151H101ZM109 150H111V151H109ZM146 150H150V152L149 151H146ZM164 150V151H163ZM166 150V151H165ZM172 150V151H171ZM195 150V149H194ZM234 150V151H233ZM260 151L261 152V156H260V154L258 153V152H256V151ZM262 150V151H261ZM4 151V152H3ZM16 151V152H17ZM60 151H62L63 152V150L61 149ZM78 151V152H77ZM90 151V152H89ZM187 152V156L186 157H188L189 155V157H188V159H186L185 157H184V152ZM201 151V152H200ZM3 152V153H2ZM17 152V153H18ZM31 152V153H30ZM70 152H72V153H70ZM73 152L75 153V154H73ZM100 152H101V154H100ZM133 154V156H131L132 154ZM145 152V153H144ZM165 152V153H164ZM181 152H182V155H181ZM185 152V153H186ZM192 152V153H191ZM217 152L219 153V154H217ZM224 152V151H223ZM39 153H42V154H39ZM59 153V154H58ZM77 153H80V154H77ZM89 153V154H88ZM151 153V154H150ZM157 153V156L160 154V157H161V159H159L160 157H156V154ZM162 153V154H161ZM189 153V154H188ZM197 153H198V155H197ZM199 153H201V155L199 156ZM216 153V154H215ZM229 154V156L230 157H233V159H235V161H237L238 160V162H240V164L239 163H237V165H235L236 164V162L235 161H232L231 162V160H232V158H231V160L229 159V157H228V159L230 160V162L231 163H235V164H232L233 166H231V163H229V162H227V161H229V160H225V159H227L226 158V155L228 156V154ZM7 154V155H6ZM39 154V155H38ZM73 154V155H72ZM146 154H148L147 155V157H149V158H147L146 159V161H145V156H146ZM191 154H192V156H191ZM194 154V155H193ZM231 154H233V155H231ZM83 155H84V157H85V159H87L88 160V162L91 160V162H89V164H88V162H87V165H85L86 164V161L84 160V166H90V170H83L84 168H82L83 166L80 164V167L82 168H80L79 167V162H76L77 161V159L79 160H81V162L83 161L82 159H84L83 158ZM97 155V156H98ZM135 155H136V157H135ZM149 155H152L153 156V158H152V156L150 157ZM177 155V156H176ZM196 155V156H195ZM253 155V156H252ZM32 156V155H31ZM30 156V157H31ZM42 156V157H41ZM45 156V155H44ZM68 156V157H69ZM96 156V157H97ZM112 156H113V158H112ZM119 156H120V158H119ZM142 156H144V158L142 157ZM164 156H165V158H164ZM193 156H195L196 158H197V156H199V157H201L200 159H198V163L200 164H197V165H199V166H196V167H194L193 168V172L195 173L196 171V175L198 174V172H201V171H203V173L202 174H205L206 175V178H207V181L204 183V179L202 180V178L201 177H198L199 175H200V173L198 174V176H197V179L198 180H196V179H194L195 178V176L193 177L192 175H189V174H191V173H193V172H189V174H187V178H179L180 177V175H177V176H174L173 175V173L176 175V172H175V168L174 167H178V164H180V162H181V160L183 159V157H184V159H186L187 161H189V164L190 163H192L191 161H193V159L195 158V157H193ZM206 156H208V157H210V158H205ZM220 156V157H221ZM223 156H224V153H223ZM260 156V157H259ZM48 157H49V155H48ZM59 157V156H58ZM66 159H65V158ZM135 157V158H134ZM154 157H156V158H154ZM177 157H179V161L176 159ZM182 159H181V158ZM198 157V158H199ZM235 157H238V158H235ZM244 157V158H245ZM262 157V158H261ZM39 158V159H38ZM42 158H45L44 160V166H45V164L46 163H48V164H51V165H49V167L51 166V167H53L54 166V168H56V170H57V167H58V169L59 170H62V171H60V172H62L63 173V175H64V173L65 172H67V173H70L71 175H73L74 173H76L77 175L75 176V174L73 175L74 177H75V180H77V179H79V178H77V177H79L78 175H81L80 176V178L81 177H83L84 175L86 176V175H88L89 174V172L88 171H90L92 174H90V175H88L89 176V179L88 178H86L85 176V178L86 179H88L87 181H86V179L83 177V180L82 179H79L80 181V183L82 184L83 183V185H81V184H79V182H74L75 184H79V186L78 187H80V186H82V188L79 190V192H82L83 191V189L85 190V188L86 187H88L87 186V184L88 185H90L91 184V186H89V188H87L86 190H87V192L86 193H81V196H79V199H76V197H75V195L78 193L77 191H76V189H77V186H75L74 185V183H73V186L72 185H69V182L73 179H71V180H69V178H70V176L68 175H65L64 177H69V178H65V179H63L64 177H60V176H58L59 177V179H63V180H61V181H58L57 179L58 178H55V176L56 175H58V174H60L61 175V173L59 172L58 173V171L54 174L53 173V176H50L51 177V181L50 180H48L47 178V176H45L44 174H46L47 175V173H44V174H41L42 172H43V165H41L40 164V161H41V159ZM91 158V159H90ZM104 158V159H103ZM107 158V159H106ZM121 158H124V160H122ZM130 158V159H129ZM137 158V159H136ZM195 158V159H196ZM214 158H216V159H214ZM249 158H251V161L250 160H248ZM261 158V159H260ZM25 159V158H24ZM53 159V158H52ZM70 159H71V157H70ZM93 159H95L96 161H98V163H99V165L97 166V164H96V161L95 160H93ZM120 159V160H119ZM135 159H136V161H135ZM153 159H155V160H153ZM157 159V160H156ZM181 159V160H180ZM182 160V162H184L185 160ZM194 159V161H196ZM204 159V161H202ZM259 159V160H258ZM3 160V161H2ZM66 160V161H65ZM75 160V162H73ZM101 160V161H102ZM108 162H107V161ZM129 160H130V163H129ZM138 160V161H137ZM142 160V162H143V160H144V162H146V163H141V164H139L140 162L139 161H141ZM149 160V161H148ZM161 160H163V161H161ZM173 160H176V162L175 161H173ZM255 161L256 163H254L253 164V162L252 161ZM19 161V162H18ZM65 162V163H63V162ZM92 161H94L95 162V167L97 168H95L94 166H93V162ZM133 161V162H132ZM135 161V162H134ZM152 161V162H151ZM155 161H158V162H155ZM165 161V162H164ZM187 161H185V163L187 162ZM227 163H226V162ZM19 163V165H23V166H25L24 168H26L27 166L26 165H28V167L31 165V168H29L30 170L32 169V163H33V170H29L28 168H26V170H24V168L23 169H21L20 168V166H18V165H16V163ZM21 162V163H20ZM42 162V161H41ZM57 162V163H56ZM69 162H70V164H69ZM75 164V163H78V167H76L75 165H77V164H73V163ZM148 162H149V165H148ZM154 162H155V165H153L154 164ZM160 162V163H159ZM202 162H204V163H202ZM206 162V163H205ZM11 165H10V164ZM15 165H14V164ZM37 163H38V165H37ZM54 163H56V164H58L57 165V167H56V164L54 165ZM90 163H92L91 165H90ZM129 163V164H128ZM138 163V164H137ZM153 163V164H152ZM156 163H157V165H156ZM162 163V164H161ZM167 163V164H166ZM172 165V167H171V165ZM188 163V162H187ZM207 163H209V165L207 164ZM250 163H251V167L249 166L250 165ZM260 163V164H259ZM47 164V165H48ZM66 164H68L69 165V167H70V169L69 168H67L68 167V165L66 166ZM83 164V163H82ZM110 164H111V162H110ZM132 164H134V165H132ZM145 165V167H144V165ZM153 165V167H151L152 165ZM163 166V168L160 166ZM164 164H165V166L166 165H169L168 167L166 166H164ZM193 164H195L196 165V163H194L193 162ZM211 164H212V166H211ZM230 164V165H229ZM252 164H253V166H252ZM256 164V165H255ZM262 164H263V166H262ZM10 165V166H9ZM39 165H41L42 166V170H41V167L39 166ZM62 166L61 168L59 167V166ZM64 165H65V167H64ZM73 165H74V168H73ZM116 165V166H117ZM128 165V166H127ZM138 165H140L142 168H141V170H140V166H139V168H138ZM176 165V166H175ZM205 165V166H204ZM247 165V166H246ZM259 165L261 166V167H259ZM89 166H88V168H89ZM101 166V167H100ZM134 166V167H133ZM137 166V167H136ZM150 166V167H149ZM156 166V167H155ZM174 166V167H173ZM203 166H204V168H203ZM210 166V167H209ZM235 166H239V169L240 170H236V169H238V168H235ZM249 166V167H248ZM258 166V167H257ZM46 167V166H45ZM76 167V168H75ZM94 167V168H93ZM100 167V168H99ZM127 167H128V169H127ZM155 167V168H154ZM160 167V168H159ZM169 167H171V168H169ZM208 167H209V169H208ZM231 167H232V169H233V171H232V169H231ZM254 167V168H253ZM4 168V169H3ZM36 168H37V170H41V172H39L38 173V171H35L36 170ZM40 168V169H39ZM72 168H73V170H72ZM78 168L79 169H81V170H78ZM136 168V169H135ZM148 169V168H150V173H148L147 171L148 170H146V169ZM157 168V169H156ZM164 169V170H162V173L165 171V172H167V170H168V172H167V174L169 175V177H168V175H166L165 174V172H164V176H163V174H161V170L160 169ZM167 170H166V169ZM173 168V171L171 170V172H170V169H172ZM191 168V167H190ZM190 168H189V170H190ZM244 168H246V169H248V170H253L254 169V171H252L253 173H251L250 171H248V172H250V174L244 169ZM262 168V169H261ZM21 169V170H20ZM48 169V167L46 168V170ZM74 169H76L78 172L80 171V173L78 174V172L77 171H75ZM85 169H87V168H85ZM96 169V170H95ZM99 169V170H98ZM122 169L124 170V172L122 171ZM130 169H131V171H130ZM132 169H133V171H132ZM141 171H139V170ZM145 169V170H144ZM203 169V170H202ZM214 169H216V168H214ZM234 169L236 170L235 171V175L237 174L236 172H238V171H242V173H243V175H241L242 173H238V176L237 177H235V180H234ZM255 169H256V171H255ZM259 169H261L262 171H260ZM45 170V171H46ZM50 170H53V172H55V169H53V168H50ZM99 172H98V171ZM106 170H107V174H105L106 173ZM121 170V171H120ZM128 170V171H127ZM136 172H135V171ZM151 170H152V172H151ZM154 170V171H153ZM155 170H156V172L158 171V170H160V171H158L157 173H155ZM209 170V171H208ZM246 171V172H243V171ZM257 170H258V172H257ZM2 171V172H1ZM29 171V172H28ZM44 171V172H45ZM48 171V170H47ZM69 171V172H68ZM72 171H74V173L72 172ZM84 171H86V172H84ZM96 171V173H94ZM125 171H127V172H125ZM145 172L146 171V173H144V174H142L143 172ZM213 171V170H212ZM262 172V174L260 173V172ZM11 172V173H10ZM22 172H25L26 174L24 175ZM30 173V174H28V173ZM51 172V171H50ZM50 172H48V174H50ZM121 172V173H120ZM133 174H132V173ZM169 172H170V174H169ZM215 172V171H214ZM231 172L233 173V174H231ZM256 172V173H255ZM13 173V174H12ZM36 173H37V175H36ZM82 173V174H81ZM83 173H84V175H83ZM88 173V174H87ZM98 173V174H97ZM127 173H129L128 174V177L126 178V174ZM130 173L132 174L131 176H129L130 175ZM154 173L155 174H157V176H158V178L160 179L159 181H155V177H156V175H154ZM159 173H160V175H159ZM193 173V174H194ZM211 173V172H210ZM218 173V172H217ZM217 173H216V175H217ZM245 173H247V175L248 176H250V177H252L251 176V174L253 175V176H255L256 174H259V175H256L255 177H257V179L258 180H255V178L254 177H252L253 178V180H251V182H249V181H247V180H249L250 179V177H248V176H246V177H244V174ZM33 174V175H32ZM52 174V173H51ZM50 174V175H51ZM108 174L110 175V176H108ZM141 174V175H140ZM147 174V175H146ZM148 174H149V176H148ZM261 174V175H260ZM5 177H4V176ZM10 175V176H9ZM14 175V176H13ZM29 177H28V176ZM30 175H32V176H30ZM40 175H42L43 177H41L40 178ZM83 175V176H82ZM92 175H94V176H92ZM95 175H96V177H95ZM97 175H100L99 177H101L100 179V182L102 181L104 184H105V181L107 182L108 181V183H110L111 185H112V181L111 180H114V182L115 181H117V186H118V181L120 182L121 180H122V182H125V183H122V182H120V183H122V185L124 186L125 184H127V182H128V188L131 190V188H132V186H136V187H133L132 188V190H133V193H135V194H138V196L140 195L139 194V191L138 190H142V188H141V186L143 187V191H141V195L143 194V197L140 195V198L141 199H138V196L136 197L138 200H139V202H138V200L134 197L133 198V196H134V194H133V196H132V193H130V192H132V190L130 191L129 189H127V187L125 186V188H124V190H122L121 189V186L122 185H120L119 184V186L120 187H117V188H114V187H116L115 185L116 184H114L113 183V185L112 186H107V190L108 191H106L105 192V188H101L100 186H102L103 187V185H101L100 183H99V179L97 178L98 176ZM107 175V176H106ZM116 175V176H115ZM122 175H124V176H122ZM151 175V176H150ZM155 177H154V176ZM232 175H233V177H232ZM263 175V176H262ZM7 176V177H6ZM25 178H24V177ZM35 176V177H34ZM46 177V179H45V177ZM49 176V175H48ZM93 178H92V177ZM114 176H115V178H114ZM141 176V177H140ZM143 176V177H142ZM167 177V179L166 178H164V177ZM179 176V177H178ZM182 176H184V175H182ZM190 176H192L193 177V179H194V181H192L193 179H191L190 178ZM204 176V175H203ZM243 176V177H242ZM262 176V177H261ZM11 177V178H10ZM22 177L24 178V179H22ZM57 177V176H56ZM90 177L92 178V179H94L95 178V180L96 181H98V184L99 185H97V182H95V181H93V180H91L90 179ZM104 177H108V179L106 178V179H104ZM111 177H113L114 179H109V178H111ZM120 177H121V179H120ZM161 177H163V178H161ZM173 177H176V179H174ZM184 177H186V175L184 176ZM238 177H241V180L238 178ZM6 178V179H5ZM12 178H13V180H12ZM27 178H30L29 180L27 179ZM123 178H125V179H123ZM131 178V179H130ZM145 178V179H144ZM154 179V181H153V179ZM178 178V179H177ZM201 178V179H200ZM236 178H238V180L236 179ZM251 178V179H252ZM27 179V180H26ZM38 179V180H37ZM68 179V180H67ZM84 179H85V184H84ZM104 179V180H103ZM129 179V180H128ZM139 179V180H138ZM179 179H180V181H179ZM183 179V182H184V180H186V182H182L181 180ZM189 179V180H188ZM199 179H200V181H199ZM212 181H210V180ZM226 179V180H225ZM262 179V180H261ZM34 180H36V181H34ZM55 180H57L56 182H55ZM74 180V179H73ZM110 180V181H109ZM165 180V181H164ZM172 180V181H171ZM176 180H178V181H176ZM191 180V181H190ZM201 180H202V182L204 183H202L201 182ZM211 182V184L213 183V182H215V184L213 183L211 186H213V187H211V189L213 190V193L214 194H212V192L210 191V185H208V184H210L209 183V181ZM224 180L226 181V183H228V184H225L224 183ZM238 184L237 186H239V188H240V190H238L237 188H233L232 190H229V189H227L228 188V185H229V183H233L234 181ZM3 181H2V183H3ZM21 181H24V183H26L25 184V186L23 185V186H21L22 184H24L23 182H21ZM30 181V182H29ZM54 181V182H53ZM67 181H69L68 183H67ZM78 181V180H77ZM92 181V182H91ZM147 181V182H146ZM239 181V182H238ZM243 181V183L241 184V182ZM245 181H246V184H245ZM253 181V182H252ZM259 181H261V182H259ZM262 181H263V183H262ZM10 182V183H9ZM13 182V183H12ZM18 182V183H17ZM36 182V183H35ZM47 182V183H46ZM60 182V183H59ZM63 182L65 183H67V185L69 186V187H67V186H65L64 187V184H63ZM130 182V183H129ZM132 182V183H131ZM141 182V183H140ZM144 182V183H143ZM162 182V183H161ZM168 182V183H167ZM174 183V185H173V183ZM195 182H197V183H195ZM201 182V183H200ZM216 182H218V183H216ZM256 182H258L257 183V185H260V183H262L263 185H262V188L260 187V186H257V187H260L262 190H260L259 191V194H257V192H255L254 191V186L255 185H253L252 183H255L256 184ZM16 183H17V185H20L21 186V188H19V186H16ZM29 183H33V184H29ZM38 183V184H37ZM44 183V184H43ZM57 183H59V185L60 186H62V188L65 190V193H66V195L64 194V192H63V189L60 187V186H58L57 185ZM87 183V184H86ZM138 183H139V185H138ZM172 183V184H171ZM191 183H193V185L191 184ZM194 183L197 185H194ZM208 183V184H207ZM224 183V184H223ZM9 184V185H8ZM71 184H72V181H71ZM131 184V185H130ZM135 184V185H134ZM153 184H155V185H153ZM158 184V185H157ZM187 184H188V187H186L187 186ZM206 184L209 186V187H207L206 186ZM245 184V186H243ZM250 184H251V186H250ZM6 185H8V188H10V189H8L7 188V186ZM12 185V186H11ZM29 185H31V186H29ZM41 185V186H40ZM44 185H46V186H44ZM57 185V186H56ZM86 185V186H85ZM141 185V186H140ZM157 185V186H156ZM160 185V186H159ZM162 185V186H161ZM165 185V186H164ZM167 185V186H166ZM200 185V186H199ZM201 185H204V186H201ZM216 185V186H215ZM218 185H219V187H221V189H223L225 186H227V188L225 187L224 188V192L223 191H220L221 189L220 188H218ZM224 185V186H223ZM10 186V187H9ZM16 187V189H15V187ZM33 186H34V188H33ZM39 186V187H38ZM53 186H54V189H56V190H53V193H55V191L57 192V193H62V195L65 197V199H64V197L62 196V198L64 199V200H62L63 202H61V200L59 201V199H58V201H56L57 200V198L56 197H58V194L56 193V194H52L51 192H52V189H53ZM74 186L76 187V188H74ZM99 186V187H98ZM122 186V187H123ZM130 186H131V188H130ZM150 186V187H149ZM153 186V187H152ZM169 186H177L176 188H174V189H176V190H174L172 187H170L169 188ZM178 186H181V187H179L182 191H180L179 189H178ZM184 186H185V188H184ZM230 186V185H229ZM246 186L248 187V189L247 190H249V188H250V190H249V192H250V194L252 193L253 195L256 193V197H254L253 195H251L252 197V200L254 201H252L251 203H252V205H255V200L253 199V197L254 198H263V199H261L262 201V206L260 207V205H258V208H262L263 209V211L262 210H258V212L256 213L255 212V209H256V205L260 202V200L259 199H257L256 200V202L258 201V203H256V205L254 206L255 207V209H251L250 207H249V205L251 206V204H248L249 202H250V195L249 194H247V193H245L244 192V194H243V192L241 191L242 190V188L244 187V188H246ZM13 187V188H12ZM24 187V188H23ZM29 187V188H28ZM41 188L40 190H41V194H40V196L38 195L39 194V191L40 190H38V188ZM46 187V188H45ZM51 187V188H50ZM67 187V188H66ZM72 187L74 188L73 190H75L76 191V194L74 195V194H70L71 196H69V195H67V194H69V193H71V192H73V190H72ZM105 187V186H104ZM156 188V190L155 189H153V188ZM4 188H6V190H4ZM25 188H27V189H25ZM58 188H60V190L61 191H59V189ZM68 188H71V190H68ZM92 188H93V190H92ZM121 189V192H119V191H116V190H118V189ZM139 188H141V189H139ZM151 188H152V190L154 191V194H153V191L151 190ZM160 188V190H158ZM183 188V189H182ZM191 188H192V190H191ZM204 188V189H203ZM214 188H215V190H214ZM33 189H34V191H33ZM48 189H51V191L50 190H48ZM58 189V190H57ZM91 189V190H90ZM100 189V190H99ZM101 189H103V191L101 190ZM111 189H112V191H111ZM114 189H116L115 191H114ZM125 189H127V191L129 190L130 192L129 193H127L126 191H125ZM136 189H138V190H136ZM145 189V190H144ZM162 189V190H161ZM193 189H195V190H193ZM217 189V190H216ZM4 190V191H3ZM9 190V191H8ZM36 190V191H35ZM85 190V191H86ZM89 190V191H88ZM136 190V191H135ZM165 190V191H164ZM172 191V194L170 193L171 191ZM179 190V191H178ZM201 191V192H197V191ZM206 190V191H205ZM237 190H238V192H237ZM258 190V189H257ZM12 191V192H11ZM16 191V192H15ZM24 191H26V193H24ZM30 191V192H29ZM69 191H71V192H69ZM74 191V192H75ZM90 191L92 192L91 194H90ZM93 191H94V193H96V194H93ZM110 191V192H109ZM114 191V192H113ZM135 191V192H134ZM138 191V192H137ZM144 191H146L145 193L147 194H145V193H143ZM160 191V192H159ZM170 191V192H169ZM175 191H176V194H174L175 193ZM186 191V192H185ZM196 191V192H195ZM205 191V192H204ZM236 191V192H235ZM239 191L241 192V193H239ZM9 192V193H8ZM28 192V193H27ZM37 192V193H36ZM73 192V193H74ZM122 192H124V194L122 193ZM155 192H156V194H155ZM158 192V193H157ZM164 192H166V193H164ZM185 192V193H184ZM211 192V193H210ZM216 192H218V196L220 197V196H222V197H220V199L224 202V204H226V206H224V208L226 209V211H225V209L223 208V210L222 209H219L221 212L220 213H218L217 212V214L216 215H214L213 217H211L210 216V210L212 209V211H215V209L218 211V206L219 205H217V208H215L216 207V204H218V203H216L215 202V200H213V202H215L214 204H215V207L214 206H212V205H214L213 204V202H207L208 201V199L209 200H211L212 198L211 197H214L215 195H217L216 194ZM222 192V193H221ZM253 192H255V193H253ZM7 195H6V194ZM31 193V194H30ZM88 193V194H87ZM116 194V196H117V198L115 197V194ZM119 193V194H118ZM121 193L123 194V196L121 195ZM184 193V194H183ZM191 195V196H189V194ZM192 193V194H191ZM196 193V195L194 196L193 194H195ZM204 193H206V194H204ZM233 193V194H232ZM263 193H264V191H263ZM36 194V195H35ZM48 194V195H47ZM51 194H52V196L53 195H57V196H53V198H54V200H55V202L57 203V204H55V202H53V201H51L52 199H50V198H52L51 197ZM78 194H80V193H78ZM90 194V195H89ZM113 194H114V196H113ZM162 194V195H161ZM164 194V195H163ZM180 194H181V198H180ZM186 194H187V198H183V197H185L186 196ZM226 194H227V198L225 197L226 196ZM231 194V195H230ZM235 194V195H234ZM246 194V197L244 196V198H246V199H248L247 201H242V200H244V198H243V195H245ZM260 194H262L261 196H260ZM9 195V196H8ZM11 195V196H10ZM25 195H26V197H25ZM33 195V196H32ZM50 195V196H49ZM60 195V194H59ZM74 195V196H73ZM87 195V196H86ZM95 195V196H94ZM127 195H131V196H127ZM149 195V196H148ZM151 195V196H150ZM158 196V198H155V200H154V202L152 201L154 198H153V196ZM167 195V196H166ZM171 195V196H170ZM199 195V196H198ZM206 195V196H205ZM214 195V196H213ZM235 196L233 199H232V197L233 196ZM237 195H238V197H237ZM239 195H241L242 196V200H240V198H241V196H239ZM259 195V196H258ZM23 196V197H22ZM61 196V195H60ZM91 196V197H90ZM101 196V197H100ZM110 196V197H109ZM119 196V197H118ZM121 196V197H120ZM155 196V197H156ZM218 196H216V197H218ZM11 197V198H10ZM29 197V198H28ZM36 197V198H35ZM74 197V198H73ZM100 197V198H99ZM103 197V198H102ZM110 199H109V198ZM125 197V198H124ZM127 197H131L132 198V200H130V198H127ZM149 197V198H148ZM160 197V198H159ZM204 197V198H203ZM13 198V199H12ZM28 198V199H27ZM59 198H61V197H59ZM73 198V199H72ZM78 198V197H77ZM84 198H85V200H84ZM88 198V199H87ZM99 198V199H98ZM112 198V199H111ZM122 198V199H121ZM123 198H124V200H123ZM128 200H127V199ZM153 198V199H152ZM183 198V199H182ZM193 198V199H192ZM223 198V199H222ZM236 198H238V200H237V202H239V201H241L240 203H238V207L237 208H239V206H240V204L241 203H243V207H241L240 206V210L242 209H245V211L247 210V209H249V210H247L249 213H252V211H253V213H255V215L256 216H254L253 214H251L250 216H251V219L249 218L250 216H249V213L248 212H244V213H241V212H243V211H239L238 209H236V204H237V202L235 203V205L233 204L234 203V201H236V200H234V199H236ZM7 199V200H6ZM11 201V202H9V200ZM37 200V201H40L39 203L38 202H36V201H34V200ZM42 199H43V201H42ZM49 199H50V201H49ZM71 200L72 202L74 201V203H70L71 201H69V200ZM105 199V200H104ZM144 200V201H142V202H140V200ZM160 199V202L159 201H157V200H159ZM164 199H165V201H164ZM173 201H172V200ZM187 199V200H186ZM192 199V200H191ZM250 199V200H249ZM28 200H30V201H28ZM33 200V201H32ZM77 200L79 201L78 203H77ZM114 200V201H113ZM117 200H120V201H124V206L123 205H121L122 204V202H118ZM127 200V201H126ZM166 200H167V202H166ZM170 200V202L168 203V201ZM180 200V201H179ZM182 200H186L187 201V203H188V201H190V202H193V203H198V201H199V204L198 205H195L194 204V206L196 207V208H194V206H192L191 204H189L190 205V207L192 208H190V210H189V205L187 206L186 205V202L185 201H183V202H185L184 204H185V208L187 209H185L184 207H182V205H178V203L176 204L175 202H179V204L181 203V201ZM196 200H197V202H196ZM205 200V202H203ZM228 200V201H227ZM234 200V201H233ZM5 201H8V202H5ZM49 201V202H48ZM112 201H113V203H112ZM115 201H117V202H115ZM129 201V202H128ZM147 201L152 205V207L154 206V204L157 202V203H159V204H155V205H158V207L157 206H154L153 208L150 206V204L148 205V203H147ZM171 201H172V203H171ZM225 201H226V203H225ZM231 201V202H230ZM233 201V202H232ZM28 202H30V203H32L33 205H31V207L33 206V208H35V210L33 209V210H31V208H29V205H28ZM50 203V206H49V204L47 205V203ZM51 202L52 203H54V204H51ZM66 202H68V204H67V206L68 207H65L66 205ZM82 202H83V204H82ZM93 202V205L91 204V203ZM100 202H102V203H100ZM127 202L129 203V204H127ZM131 202V203H130ZM136 202H137V204H136ZM153 202V203H152ZM161 202H163L164 204H165V202L167 203V204H165V207H166V205H167V208H168V212L166 211L167 210V208L165 209V210H163L165 207H161L160 208V206L162 205L163 206V203L162 204H160ZM173 202H174V204H173ZM182 202V203H183ZM206 203L207 205H208V207H209V209L207 208V205H202L201 203ZM260 202V203H261ZM2 203H3V205H2ZM29 203V204H30ZM36 205H38V206H35V204ZM42 203V204H41ZM60 203V204H59ZM76 203V204H75ZM86 203V204H85ZM97 203L99 204V205H97ZM115 203V204H114ZM133 203H135V204H133ZM146 203V204H145ZM181 203V204H182ZM192 203V204H193ZM259 203V204H260ZM4 204H6V205H4ZM15 204V205H14ZM62 204H64V205H62ZM74 204V205H73ZM85 204V205H84ZM89 204H91V206L89 205ZM134 206H136V207H134ZM171 204H173V205H175L176 206V208L175 207H173L172 208V206H169V205ZM183 204V205H184ZM223 204V203H222ZM53 205V206H52ZM58 205V206H57ZM59 205H60V209H59ZM76 205H78V207H80V210L83 208V211L81 210V212H83V213H81V214H77L76 212H74L75 214H77V215H75V216H70V214L71 213H73L72 211H73V207L74 206H76ZM112 205V206H111ZM138 205L140 206V207H138ZM141 205H144V207L143 206H141ZM200 205H202V206H204L203 207V210L204 211H200L199 209H202V208H200V207H197V206H200ZM13 206V207H12ZM28 206V207H27ZM41 206H43V207H41ZM49 206V207H48ZM70 206H72V207H70ZM83 206V207H82ZM91 207V209H92V212H88V213H86L87 211H90V210H88L86 207ZM97 206V207H96ZM98 206L100 207V209L98 208ZM126 206V207H125ZM151 208H150V207ZM169 206V207H168ZM187 206V207H186ZM206 206V207H205ZM6 207V208H5ZM40 207V208H39ZM46 207V208H45ZM50 207H52V208H50ZM78 207H77V210H79L78 209ZM98 208L97 210H98V212H99V210H101L103 207V209L100 211V213H101V218H99V216H98V212L97 211H95L94 210V208ZM105 207H106V209H105ZM131 209V210H129V208ZM137 207L139 208L138 210H140V208H141V212H142V210H143V212L142 213H144L145 214V211L144 210H147V208H150V209H148V211H146V214L149 216H147V219H148V222H147V224L145 223V221L147 220H144L145 218H146V216L145 215H143L141 212H139L138 210H137ZM157 207V208H156ZM171 207V208H170ZM178 207V208H177ZM212 207H214V208H212ZM8 208V209H7ZM28 208V209H27ZM47 208H49L48 210H47ZM56 210H55V209ZM63 210H62V209ZM65 208H66V210H65ZM68 208V209H67ZM70 208V209H69ZM75 208V207H74ZM85 208V209H84ZM111 208V209H110ZM124 208V209H123ZM143 208H145V209H143ZM156 208V209H155ZM159 208L163 211H161V213H163V215L165 216V215H167V216H169V217H171V218H169V221H167V219H168V217L166 218H164V216L162 217V216H160L161 218H163V219H166V221L167 222H164L163 221V219H161V218H159L158 217V214L160 215L161 213H159L160 211H158L159 210ZM180 208V209H179ZM205 208H207L208 209V211H209V213H206V212H208V211H205L206 209ZM222 208V207H221ZM227 208H228V210H227ZM232 208V209H231ZM234 208V209H233ZM5 209V210H4ZM14 209V210H13ZM38 209H39V211H38ZM46 209V210H45ZM116 210V211H114V213H113V210ZM135 209L137 210V212L135 211ZM155 209V210H154ZM171 209H175V211L174 212H172L173 210H171ZM179 209V210H178ZM250 209L252 210L251 212H250ZM7 210V211H6ZM54 210H55V212H54ZM69 210V211H68ZM76 209H74V211H75ZM79 210V211H80ZM103 210H105V211H107V212H104ZM124 210H127L126 212H125V214L127 215V217L125 216V214H123V212H124ZM134 210V211H133ZM158 212H157V211ZM197 210V211H196ZM257 210V209H256ZM8 211H9V213H8ZM43 211V212H42ZM59 211V213H56V212H58ZM65 211V212H64ZM68 211V212H67ZM79 211H78V213H79ZM103 211V212H102ZM117 211H119L120 213H118V214H121V216H119V218H118V216H117ZM150 211V212H149ZM165 211V212H164ZM180 211V212H179ZM211 211V212H212ZM222 211L224 212V213H222ZM228 211V212H227ZM237 211H239V213H235V212H237ZM262 211V212H261ZM17 212V213H16ZM33 212H35V213H33ZM36 212L38 213V214H36ZM41 212V213H40ZM67 212V213H66ZM108 212H110L109 214V216L108 217H110L111 216V218H108L107 217V215L105 214V213H107L108 214ZM129 212V213H128ZM134 212H136V214L134 215ZM171 212V213H170ZM197 212H198V214L199 215H197L198 216V218H199V221H198V223L196 222V220L194 219V217H197L196 216V214H197ZM201 212H203V213H201ZM260 212H261V214H260ZM12 213V214H11ZM44 213V214H43ZM46 213V214H45ZM47 213H48V215H47ZM63 213H65V214H63ZM86 215H88V219L90 218V217H92L91 219H89L90 221L92 220V219H95L93 222L91 221H86V223H88L89 224V226L90 227H93V225H94V227L93 228H91V229H86V228H90V227H87V226H84V225H86V223H85V220H87L86 219V216H85V214ZM139 213H141L143 216H144V219L142 220V218L141 217H143L142 215L140 216V214ZM151 213V214H150ZM158 213V214H157ZM167 213V214H166ZM181 213V214H180ZM195 213V214H194ZM228 213V214H227ZM245 213H247V214H245ZM259 213V214H258ZM19 214V215H18ZM50 214V215H49ZM60 214H62V216L60 215ZM157 214V215H156ZM174 215V214H178L179 215V217H180V220H176V219H179L178 218V216H175L176 217V219H175V217H174V219H173V217L171 216V215ZM201 214H203L205 217H207V219L206 218H204V216H201L200 217V215ZM207 214H209V216L207 215ZM219 214H221V215H219ZM225 214H227L228 215V217H226L227 215H225ZM236 214H239L238 216L240 217H237L236 216ZM242 214H243V216H242ZM15 215V216H14ZM36 215V216H35ZM37 215L40 217V215H43V216H41L40 218L39 217H37ZM57 215V216H56ZM59 215L61 216V219H63L62 217H67V220H69V221H66V219L64 218V220H65V223L63 222V221H60V219H57L58 217H59ZM70 217H68V216ZM74 215V214H73ZM96 215V218L95 217H93V216H95ZM100 215V214H99ZM104 215V216H103ZM123 215V216H122ZM133 215V216H132ZM152 215H153V217H152ZM156 215V216H155ZM162 215V214H161ZM185 215V216H184ZM258 215H259V218H258ZM51 216L53 217V220H52V218H51ZM79 216H80V218H79ZM83 216H85V219H84V217ZM90 216V217H89ZM113 216V217H112ZM116 216V217H115ZM130 218H129V217ZM135 216V217H134ZM151 216V217H150ZM184 217V220L186 219V221H185V223H188L189 222V220H191V222H190V224L188 223L186 226H188L187 227V229H186V226H184V229H186V230H188V231H186V232H183V231H180V233H182V235L183 236H187V237H183V236H181V235H178V234H176V233H173L171 230H175V232H176V228L175 227H173L172 229L170 228L169 229V226L167 225V223L169 222L170 223V225H173V223H174V225L176 226V223H177V226H178V223L179 224H182L181 222H179V221H181V220H183L182 218ZM261 216V217H260ZM32 217H34V218H32ZM38 219H37V218ZM47 217V218H46ZM105 217V218H104ZM123 217H125V218H127L126 219V222H128V220L129 219H131V218H133L132 219V222L134 221V224H136V222H137V220H142L143 221V223H145V224H143L142 223V221H141V224H140V226H139V229H138V227H137V229H133V231H132V226H133V223L132 222H130V224L132 223V225H130L131 226V228H130V226H129V223H125V221H123L122 219H123ZM156 217V218H155ZM187 217V218H186ZM203 217V218H202ZM220 217V218H219ZM233 219H232V218ZM243 217V218H242ZM245 217H246V219H245ZM257 218L256 220L258 221L259 219V221H258V224H257V222L255 221V220H253L252 218ZM32 218V219H31ZM48 218H49V220H48ZM56 218V219H55ZM60 218V217H59ZM69 218V219H68ZM99 218V220H97ZM110 219V221H107L108 219ZM115 218V219H114ZM117 218V219H116ZM124 218V219H125ZM135 218V219H134ZM153 218H155V219H158L159 218V220L158 221H162V223L164 222L165 223V225L167 226L166 228H165V226H164V228H163V224H160L159 222V224L162 226V228L163 229H167L168 228V230H167V235L165 234V233H158L159 231H161V229H159L158 227H160V225H158V223H157V220H156V223L157 224H155V223H153V222H155V219H153L154 221H152V219ZM198 218H196V219H198ZM203 219V223H201L202 222V219ZM208 218H211V219H209L208 220ZM215 218V220L216 221H214L213 219ZM218 218V219H217ZM228 218H230V219H228ZM242 218V219H241ZM250 220H252L254 223H256V226H254V223H252L253 225H251L250 223V221H249V219ZM254 218V219H255ZM28 219L31 221H28ZM75 219V220H74ZM84 219V220H83ZM107 219V220H106ZM118 219H120L121 221V223H123L124 222V229H125V232L126 233H123L122 234V232L124 231L122 228V226H121V230H120V223H119V221H118V223L119 224H116L117 223V220ZM171 219V220H170ZM224 219V220H223ZM34 220V221H33ZM48 220V221H47ZM55 220V221H54ZM57 220V221H56ZM82 220V221H81ZM102 220V221H101ZM105 220V221H104ZM113 220H115V225H119V227H117V228H115L114 227V225H112L113 223H114V221ZM175 222H174V221ZM204 220H205V222H204ZM206 220H208L209 221V227H210V229H209V227L207 226V224H208V221H206ZM213 220V221H212ZM225 220L228 222V224L232 221V220H234V221H232V223H231V225L229 224V227L225 224V223H227V222H225ZM47 221V222H46ZM59 221V222H58ZM104 221V222H103ZM177 221V222H176ZM194 221V222H193ZM230 221V222H229ZM236 221V222H235ZM28 222H30L31 224H28ZM43 222H45V223H43ZM53 222H55V223H53ZM67 222V223H66ZM69 222V223H68ZM83 222V223H82ZM91 223V225H90V223ZM108 222H110V224L108 223ZM234 222H235V224L236 223H238V224H234ZM249 222V223H248ZM32 223H33V225H34V227L35 226H37V227H39V228H37V229H34V230H37V232L39 233V234H42L43 232H44V230H45V225H47V228L49 229L48 231H47V235H48V242L49 241H51L52 242V246H55V247H53L52 249L51 248H45V247H43L42 245H41V243L39 242L40 240L36 237V234L35 233H33V229L31 230V228L33 227L32 226ZM48 223V224H47ZM71 224L70 223V227H74V226H76V224ZM99 223V224H98ZM192 223H194L193 225H192ZM204 223L206 224V225H204ZM212 223V224H211ZM217 223V225H215ZM6 224V225H5ZM26 224L29 226H26ZM64 225L62 228L63 229H65V231H62L63 229L62 228H60L61 227V225ZM65 224H67V225H65ZM87 224V225H88ZM184 224V223H183ZM203 224V225H202ZM211 224V225H210ZM219 224L221 225V227H219ZM241 224V225H240ZM111 225V226H110ZM143 225H145V226H147V225H149L150 227L148 228V226L147 227H145V226H143ZM173 225V226H174ZM197 225V226H196ZM223 225H225V226H223ZM49 226V227H48ZM59 226V227H58ZM128 226V227H127ZM135 226H137V225H134V227ZM152 226V227H151ZM180 227H179V229L181 230V227H183V225H179ZM197 228H196V227ZM198 226H200L199 228L200 229H198ZM215 226H216V228H215ZM241 226V227H240ZM253 226V229L252 228H249V229H252V231L251 232H249L250 230L248 229V227H252ZM263 226V225H262ZM8 227V228H7ZM69 227V228H70ZM84 227H86V228H84ZM113 227V228H112ZM154 227H156L155 229H154ZM202 227V228H201ZM214 227V228H213ZM223 227V230L224 231H226V232H222V231H220V229ZM224 227H226V229L228 228L230 231H231V233H232V231H233V233H234V235H233V233H232V235H233V237H237L238 239H240V242H242V243H240V242H238L239 240L238 239H231L232 238V236H231V238H230V232H229V235L228 234H226V233H228L227 232V230L224 228ZM232 227H234V228H231ZM239 228L238 229V232H239V230L242 228V229H244L245 231H244V233H243V230H242V232H241V230H240V232L241 233H243L244 235L245 234H247L246 232V229H248L249 231V233L250 234H248L247 236H248V239L249 240H245V239H242V238H247V236L245 237V236H238V235H240V232L239 233H237L236 234V236H235V231H236V229L235 228ZM264 227V226H263ZM262 227V228H263ZM36 228V227H35ZM42 228V229H41ZM52 228V229H51ZM68 228V229H69ZM130 228V229H129ZM150 228H152V229H150ZM198 229V233L194 230V229ZM54 229V230H53ZM72 229V228H71ZM117 229V230H116ZM119 229V230H118ZM154 229V230H153ZM159 229V230H158ZM162 229V232L163 231H165V230H163ZM183 229V230H184ZM215 229H217V230H215ZM233 229H235V230H233ZM258 229H260V230H258ZM30 230H31V233H29L30 232ZM39 230H41V232L39 231ZM55 230H56V232H55ZM112 230V231H111ZM141 230L143 231V232H141ZM190 230V231H189ZM192 230L193 231H195V232H192ZM202 231V233H201V231ZM258 230V231H257ZM75 232V228L73 229V230H71V233L72 234H70V236L72 235V237H74L75 235L74 234H76V233H74ZM109 231V232H108ZM141 233H140V232ZM150 231V232H149ZM155 233H154V232ZM171 231V232H170ZM177 233H179V230L177 229ZM150 233V237H153V234H158V236L156 237L157 238V241H156V244H157V242L160 240V238H161V240L159 241V244H157L156 245V247H155V252H154V250H150V251H148L149 252V254H150V258L149 257H147V254H146V257L145 256H143L145 253H143V252H145V250L146 249H148V247L147 246H145L144 244H145V242H147L146 241V238L144 237V235L143 234H145V233ZM166 232V231H165ZM170 232V233H169ZM220 232V233H219ZM237 232V231H236ZM15 233V234H14ZM51 233V234H50ZM53 233V234H52ZM66 233V232H65ZM153 233V234H152ZM172 233V234H171ZM179 233V234H180ZM186 233V234H185ZM195 233V234H194ZM207 233V235H208V238H210L212 235H214L213 237H212V239L210 240L211 242L210 243H207V241L205 240L206 239V234ZM224 233H225V235H224ZM21 234V235H20ZM32 236H31V235ZM57 235V237H56V235ZM159 234H161L160 236H162V234H163V236H164V234H165V238L166 237H168L167 239H168V241H166V239H164V237L162 236V237H160L159 236ZM196 234H202L203 235V237H205V238H203L202 237V235H197L196 236ZM218 234V235H217ZM219 234H220V236H219ZM242 234V235H243ZM55 236V238H54V236ZM170 237H169V236ZM178 235V237H176ZM189 235L191 236V238H193V236H194V239H192V241L190 240V237H189ZM193 235V236H192ZM209 235H210V237H209ZM223 235H224V238L222 239V237H223ZM4 236V237H3ZM11 236V237H10ZM50 236H53V237H50ZM218 236V237H217ZM258 236H260V234L258 235ZM18 237H20V240H19V238ZM25 237V238H24ZM172 237V238H171ZM195 237L196 238H198L197 240H199L198 241V243H199V245H197L196 243H194V244H196L197 246H195L194 244H193V242L195 241ZM199 237H200V239H199ZM215 237L216 238H221V240L220 239H217V240H215ZM253 237L255 238V239H253ZM8 238H11V239H8ZM14 238V239H13ZM22 238H24V239H22ZM31 238V239H30ZM176 238H179L180 239V241L178 242V240H176ZM181 238H183V241L181 240ZM186 239V241H185V239ZM188 238V239H187ZM228 238V239H230L231 241H229V240H226V239ZM5 239L6 240H8V242H10V244H8V243H6V241H5ZM32 239H34V240H32ZM36 239H38V241L36 240ZM162 239H164V240H162ZM171 239V240H170ZM253 239V240H252ZM259 241H258V240ZM10 240V241H9ZM232 240H233V242H232ZM238 240V241H237ZM242 240V241H241ZM256 240V241H255ZM2 241L4 242L5 241V243H2ZM15 241V242H14ZM19 241V242H18ZM27 241H28V244H27ZM34 241V242H33ZM171 241V242H170ZM188 242V246L186 245V243ZM205 244V243H207V245L210 247L211 245L213 246V247H211V248H213L212 250L211 249H207V248H209L208 246L207 247H205L204 248V246H200V245H203V243ZM218 241L220 242V243H218ZM235 241H237V242H235ZM32 242L34 243V244H32ZM38 242L40 243V245L38 244ZM59 242V243H58ZM165 242H166V246L164 245L165 244ZM192 242V243H191ZM202 244H201V243ZM215 242H216V244H218V245H221V244H224V243H228L227 244V246H226V244L224 245L225 246V248L226 247H230L231 246V244L233 245V247L231 246L230 248L231 249H228V248H226L227 250H229L228 252H227V250H226V253H225V251H224V249L225 248H223L222 246H217V247H219L218 249H220V248H222V252L220 251V250H218V251H215L216 249H215ZM224 242V243H223ZM253 242H255V244H257V245H259V243H260V246H257V245H255V244H253ZM36 243V244H35ZM169 243V244H168ZM180 243V245H178ZM247 243V244H246ZM249 243V244H248ZM263 243H264V241H263ZM263 243H262V245H263ZM3 244H4V246H3ZM8 244V245H7ZM49 244L50 243H48L47 244V246H49ZM86 244V243H85ZM97 244H99L98 242L97 243H95V245H96V247H97ZM160 244L162 245V248H161V246H160ZM16 245V246H15ZM20 245H22L21 247H20ZM28 245V246H27ZM30 245V246H29ZM45 245V244H44ZM88 245V244H87ZM94 245V246H95ZM187 246V251H188V253H186L187 251L186 250H184L183 251V249H185V247ZM245 245V247H243ZM27 246V247H26ZM42 246V247H41ZM46 246V245H45ZM51 246V247H52ZM86 245H82L79 249H80V251L82 252H87V250H88V254H92V255H90V257H89V255H87L88 256V258H87V256L86 255H84V254H87V253H80L79 254V257H80V260H83L82 259V256L83 257H85V258H87V261L88 260H90L91 258H93L94 256H96V257H94L95 259H97L98 258V262L99 261H101L102 259H104L105 258V254H104V256L102 255V254H100L99 256H98V252L97 251H93V249H92V247H88V246H86ZM142 247V248H140V247ZM144 246H145V248H144ZM163 246H164V248H163ZM172 246V247H171ZM179 246H181V247H179ZM195 246V247H194ZM206 246V245H205ZM254 246H256V247H254ZM30 247V248H29ZM35 247V248H34ZM84 247V248H83ZM96 247H94L95 249H96ZM110 247H114L113 245H110ZM158 247H160V249L161 250H159V248ZM169 247V248H168ZM200 247H202V248H200ZM263 247V246H262ZM8 248L9 249H11V247L10 246H8ZM31 248H32V250H31ZM33 248H34V250H33ZM38 248H45L46 250H52V256H44L43 254H47V253H50L51 252V250L50 251H46L45 252V250H43V252H42V250L41 249H39L40 251H39V253H38V255H37V252L35 251L36 249H38ZM81 248H82V250H81ZM86 248V249H85ZM204 248V249H203ZM242 248H244V250H246V251H244V250H242ZM247 248V249H246ZM248 248L250 249V251H247L248 250ZM254 248V251L252 250ZM259 249L258 251L261 253H259L258 251H256L255 249ZM11 249V250H12ZM59 248H57V250H58ZM84 249V250H83ZM139 249H142V250H144V251H139ZM158 249V250H157ZM164 249V250H163ZM194 249H196V250H194ZM61 250V247H60V249H59V252H61L60 251ZM98 250V249H97ZM176 250H179V252H177ZM192 250H194L193 252H192ZM231 250V251H230ZM1 251V250H0ZM53 251L54 252H56L55 254H56V257H53ZM90 251H92L91 253H89ZM146 251V252H147ZM166 251V252H165ZM200 251V252H199ZM208 251V252H207ZM212 251V252H211ZM240 251H242V252H240ZM253 251V252H252ZM2 252H4V251H2ZM12 252L14 253V252H17V251H13L12 250ZM45 252V253H44ZM95 252H97L96 254H94ZM156 252H160V253H156ZM170 252V253H169ZM185 253V254H183V253ZM197 252H198V255H196L197 254ZM215 252H216V254L218 255V257H217V255L215 254ZM220 253V254H218V253ZM231 252V253H230ZM249 253V252H251V253H249L248 255H250L251 254V257L250 256H248V255H245L246 253ZM255 252H256V254H255ZM23 253H24V255H23ZM155 253L157 254V255H161V256H157V255H155ZM168 254V255H170V256H168L170 259H168L167 260V258L168 257H165L164 256V254ZM224 253V254H223ZM228 253H230V254H228ZM236 253L234 254V255H236ZM83 254V255H82ZM140 256H139V255ZM141 254H142V256H141ZM148 254V255H149ZM172 254H174V257H171V255ZM183 254V255H182ZM188 254V255H187ZM212 254V255H211ZM226 254V255H225ZM257 254H260L261 255V257H260V255H257ZM31 255H34L35 256V258L33 257H31ZM102 255V256H101ZM179 255V254H178ZM223 255H225L224 256V258H223ZM229 255H232V256H229ZM240 255H242V256H239ZM27 256V257H26ZM93 256V257H92ZM98 256V257H97ZM137 256H139V257H137ZM173 256V255H172ZM180 256H178L176 259H178ZM184 256H186V257H184ZM193 256H195V257H193ZM219 256H221V257H219ZM257 256V257H256ZM258 256H259V258H258ZM28 257H30V258H28ZM39 257V258H38ZM52 257V259H50ZM58 257V258H57ZM100 257H101V260H100ZM103 257V258H102ZM106 257H107V255H106ZM146 259H145V258ZM156 257H158V258H156ZM164 257H165V260H164ZM183 257H184V259H183ZM227 257V258H226ZM242 257H245L244 259H242ZM255 257V258H254ZM11 258V257H10ZM12 258V259H13ZM28 258V259H27ZM45 258H47V259H50L51 261H49L48 260V263L46 262L47 260H45ZM85 258H84V260H85ZM135 258V259H134ZM144 258V259H143ZM232 258H233V260H232ZM36 259H38V260H36ZM40 259V260H39ZM95 259H91L92 260V262H91V260L89 261V262H91L92 264H95L94 262H95ZM137 259H138V261H137ZM190 259V260H189ZM192 259V260H191ZM208 259V260H207ZM257 259H259V260H257ZM25 260H26V262H25ZM37 262H36V261ZM56 260V261H55ZM96 261V262H97ZM142 261H140V262H142ZM165 261H167V262H165ZM172 261V262H173ZM177 261V260H176ZM212 261V262H211ZM14 262V261H13ZM72 262V261H71ZM86 262V261H85ZM97 262V263H98ZM139 262V263H140ZM152 262H150V264L152 263ZM171 262V263H172ZM180 261H179V259H178V261L177 262H175L176 264H180L179 263ZM193 262V263H192ZM198 262L196 263V264H198ZM214 262V264H218V263H215ZM228 262V261H227ZM225 263V261L223 260V264L225 263V264H231V262L229 263ZM17 263V262H16ZM54 263V264H55ZM78 264H79V262H77ZM80 263H82V264H84L83 263V261L81 262L80 261ZM159 263V264H160ZM220 263H222V261L220 262ZM56 264H58V263H56ZM60 264V263H59ZM68 264V263H67ZM86 264H88V262L86 263ZM90 264V263H89ZM152 264H154V263H152ZM172 264H174V263H172ZM183 264V263H182ZM187 264H190V263H187ZM234 264V263H233Z\"/></svg>",
    "mask_w": 264,
    "mask_h": 264
},
{
    "label": "bare ground",
    "instance_id": "6f19581e",
    "mask_svg": "<svg viewBox=\"0 0 264 264\" xmlns=\"http://www.w3.org/2000/svg\"><path fill=\"white\" fill-rule=\"evenodd\" d=\"M4 1H5V0H4ZM18 1H19V3L21 2L20 0H18ZM28 1H31L33 4L35 3V2H33L34 0H28ZM37 1H38V0H36V2H37ZM39 1L42 2V6H44L43 3H44V4L47 3V2H45V0H43V1H42V0H39ZM39 1H38V2H39ZM54 1H55V0H54ZM54 1H53V2H54ZM62 1L65 2L66 4H65V3H62L63 5L65 4V6L60 5V7H58V8H59L58 12H59V11L61 12V10L63 9V10H62L63 12H61V13H63V14L58 13V12H55V14H56L55 17H56V18L54 17L55 20H58L57 22H58V25H59V27H60L59 30H57V31H60V30H61V32H62L63 30H65L66 34L69 35V37H71V38H72L71 35H73V36H74L73 38H75V41H77V42L80 43L79 46H80L81 50H82V49H87V51H88V50H89V51L92 50V53L98 52V53H99V56H100V57H99V60H98V65H101V63L99 64V62H102L101 60H104V61H105V58H106L107 63H109V65H110V64H111V65H114L115 67H114V66H112V67H114V69H116V70L114 71V69H113L112 67H111V68H112L113 70L110 69V66L106 64V65L109 66V67H108V69H107L106 67H105V68H106L107 70H109V69L112 70L110 73L113 74V72H114V73L119 74L118 71H117L118 69L116 68V65H117L116 63H117V58L119 57L118 54H119V55L121 54L120 57H122V55H123L124 58H119V60L121 61V60L124 59L123 61L125 62V64H124L123 66H125V68H123L122 70H121V69H119V70L122 72V71L125 69L126 72L124 73V75L127 73V74L125 75L126 78H125V79L123 78L124 81H126L127 77H134V75L136 74L135 71H136L138 74H139V72H140L139 76H143V77H147V78H148V77H156V78H157V77H179V74H178V73H175V70H176V69H173V68L176 67L177 65H179L180 62H182L181 57H178V59H176L175 61H170V59L168 60V57L163 58L162 56H160V55H159L160 52H158V54H157V53H155V52H154L153 50H151V49H147L148 51H147V50H142V47H140V45H135V43H134V44H129V43H121V44H119V43H118L119 45L117 44V45L114 46V43H112V44H113V45H112V44H110L111 42L109 43V42L104 41V40H103L104 38H102L103 36L101 37V36L99 35V36H100V37H99V36H97V35H94L95 33H94L93 31H92V34H91V31H90L91 28L94 30V28L97 29V26H98V29H100V30L103 31L104 33H108L110 36H113V37L129 36V35L135 33L136 31H137L138 33H139V31H140V32L145 33V35H148L151 39L154 40V38H156L158 32H159L160 30H163L162 27L165 26V21H166V16H165L166 13H165V9H163V8H164V5H162V6H156V5H154V2H156V4H158V1H159V0H158V1L155 0V1H153V2H150V1H152V0H148V1H147V0H84V2L86 1V2H85L86 5H83V6H87V7H85V8H88V9H89V11H90L89 14H91V12L93 13V15H91V16H94V17H95L94 22L97 23V26L94 25L95 27H91V25L89 24L91 28L89 27V25H88L89 28L87 27V19H86V18H87L88 16H86V18H85V15L88 13V11L86 12L85 15H83L82 18H79V19H78L79 16L77 17V14H76V13L70 8L71 2H70L69 0H62ZM81 1H82V0H81ZM161 1H162V0H161ZM181 1H183V0H181ZM188 1H189V0H187V2H188ZM8 2H9L8 0L5 1L6 4H7ZM38 2H37V3H38ZM40 2H39V4H40ZM59 2H60V1H59ZM75 2H76V0L74 1V4H75ZM77 2H78V3L75 4L76 6H77L78 4L80 5V3L82 4V2H80V0H79V1L77 0ZM79 2H80V3H79ZM146 2H147L148 4H147ZM168 2H169V1H168ZM178 2H179V1H178ZM184 2H185V1H184ZM187 2H186V3H187ZM259 2H260V0H259ZM37 3H36V4H37ZM60 3H61V2H60ZM145 3H146V5H145ZM169 3H170V2H169ZM246 3H247V2H246ZM246 3H245V4H246ZM248 3H250V2H248ZM248 3H247V4H248ZM9 4H10V3H9ZM17 4H18V2H17ZM52 4H53V3H52ZM55 4H56V3H55ZM140 4H141L144 8H143ZM159 4H160V3H159ZM159 4H158V5H159ZM161 4H163V3H161ZM164 4H165V3H164ZM190 4H191V3H190ZM197 4H198V3H197ZM247 4H246V5H247ZM12 5H14V3H13ZM67 5H68V6H67ZM148 5H149V8H148ZM3 6H4V5H3ZM10 6H11V5H10ZM14 6H15V5H14ZM24 6H25V5H24ZM31 6H32V5H31ZM36 6H37V5H36ZM73 6H74V5H73ZM80 6H81V5H80ZM169 6H170V5H169ZM169 6L167 5V8H168ZM171 6H172V5H171ZM249 6H250V5H249ZM74 7H75V6H74ZM77 7H78V6H77ZM185 7H187V6H185ZM15 8H16V6H15ZM30 8H32V7H30ZM48 8H51V9H52V6H51V7H48ZM82 8H84V7H82ZM21 9H22V8H21ZM34 9H37V10H38V8H36V7H35ZM41 9H42V8H40V10H41ZM51 9H50V10H51ZM60 9H61V10H60ZM239 9L242 11L241 8H239ZM31 10H32V9H31ZM37 10H36V11H35V10H34V11H29V9H28L29 12L27 11L28 14L30 15V17H32V18L35 20V21H34V20L31 18V19H32V22L34 21V23L29 22V23H32L33 26L28 25V27H29L28 30L31 31L30 28H31V27L33 28V27H34L36 32L43 33V32L46 31L47 29H50V28H48V27H50V26H49V24L47 23V20H50V17H51V16H48V15L41 16V14H37V13H39ZM74 10H75V9H74ZM83 10H84V9H83ZM240 10H239V11H240ZM166 11H167V10H166ZM50 12H51V11H50ZM81 12H82V11H81ZM168 12H169V11H168ZM34 13L36 14V16L34 15ZM46 13L48 14V11H47ZM183 13H184V12H183ZM185 13L187 14V12H185ZM188 13H189V12H188ZM4 14H6V13H4ZM170 14H171V13H170ZM189 14H190V13H189ZM255 14H256V13H255ZM50 15H52V14H50ZM173 15H175V14H172V15H170V16L173 17ZM190 15H191V14H190ZM52 16H53V15H52ZM12 17H13V18H12V19H13L12 21H15V19H16L15 15L12 16ZM179 17H180V16H179ZM179 17H178V18H179ZM2 18H3V17H2ZM9 18H10V17H9ZM48 18H49V19H48ZM51 18H52V17H51ZM89 18H90V16L88 17V20L91 21V18H90V19H89ZM173 18H174V17H173ZM181 18H182V17H180V19H181ZM183 18H184V17H183ZM193 18H194V17H193ZM224 18H225V17H224ZM239 18H240V17H239ZM92 19H93V18H92ZM167 19H168V17H167ZM175 19H176V18H175ZM263 19H264V18H263ZM2 20H3V19H2ZM55 20H54V21H55ZM169 20H170V19H169ZM169 20H167V23L169 22ZM178 20H179V19H178ZM50 21H51V20H50ZM183 21H184V20H183ZM183 21H182V22H183ZM48 22H49V21H48ZM52 22H53V20H52ZM55 22H56V21H55ZM94 22H92V23H94ZM172 22H174V21H172ZM172 22H170V23L172 24ZM180 22H181V21H180ZM262 22H263V21H262ZM27 23H28V22H27ZM29 23H28V24H29ZM53 23H54V22H53ZM95 23H94V24H95ZM170 23H168V25L171 27ZM259 23H260V22H259ZM34 24H35V25H34ZM176 24H177V23H176ZM50 25H51V24H50ZM52 25H53V24H52ZM52 25H51V28H52ZM54 25H55V29H56V24L54 23ZM54 25H53V26H54ZM168 25H167V26H168ZM183 25H187V24L184 23ZM190 25H191V24H190ZM169 26H168V28H169ZM173 26H174V23H173ZM173 26H172V29H173ZM183 27H184L183 29H182V27H180V28H181L182 30H184L185 27H186V28L189 27V24H188V26H183ZM258 27H259V26H258ZM34 28H33V29H34ZM86 28L89 29V30H88L89 33H86V32H87V29H86ZM165 28H166V31H167L168 28H167V27H165ZM174 29L177 31V29H179V26H178V28H177V25H176V26L174 27ZM188 29H189V28H188ZM257 29H258V28H257ZM28 30H26V28H25L24 33H23V34H24L23 37L25 38V41H26V39H27L28 42L31 41L30 43H33V44L37 45V41H38V39H39V37L37 38L38 35H36V34L34 35V31H32V33H31V34L33 35V36H32ZM168 30H169V29H168ZM182 30H181V31H182ZM53 31H54V30H53ZM185 31H186V29H185ZM185 31H183V33H185ZM162 32H164V31H162ZM177 32H179V30H178ZM177 32H176V33H177ZM59 33H60V32H59ZM59 33H57V36L54 35V33H53V34L51 33L50 35H52L53 38H54V36H55V37H58V34H59ZM165 33H166V32H165ZM170 33H172V32L170 31ZM180 33H182V32H180ZM180 33H179V34H180ZM186 33H190V34H185V35H187V37H184V38H189V37H190L189 35H191V31H190V29H189L188 32H186ZM259 33H260V35H262L261 32H259ZM46 34L48 35V32H47ZM63 34H64V33H63ZM89 34L92 35L91 38L94 37V38H93L94 40L92 41V43H93L94 45H93L91 42L87 41V38H86V37L89 36ZM160 34H161V33H160ZM179 34H177V35L180 36ZM192 34H193V32H192ZM256 34H257V33H256ZM12 36H13V35H12ZM52 36H49V38L52 37ZM85 36H86V37H85ZM170 36H171V35H170ZM188 36H189V37H188ZM194 36H195V34L192 35L191 37H194ZM62 37H63V35H62ZM62 37H60V38H62ZM69 37H68V38H69ZM82 37H83V38H82ZM140 37H141V36H140ZM10 38H11V37H10ZM24 38H23V39H24ZM41 38H42V41H44L43 37H41ZM41 38H40L39 40H41ZM44 38H45V36H44ZM169 38H170V37H169ZM177 38H178V37H177ZM184 38L182 39L183 41H184ZM11 39H12V38H11ZM119 39H120V38H119ZM121 39H122V38H121ZM142 39H143V38H142ZM9 40H10V39H9ZM49 40L51 41V39H49ZM68 40H69V39H68ZM72 40H73V39H72ZM80 40H81V42H80ZM91 40H92V39H91ZM125 40H127V39H125ZM157 40H158V39H157ZM157 40H156V41H157ZM166 40H167V39H166ZM172 40H173V39H172ZM172 40H171V41H172ZM42 41H41V42H42ZM45 41L47 42V40H45ZM45 41H44V42H45ZM73 41H74V40H73ZM114 41H115V40H114ZM156 41H155V43H156ZM159 41H160V40H158V44H159V45H160L161 43H162V44L165 43V42H162V41H161V43H159ZM186 41H188V39H185V42H186ZM196 41H197V40H196ZM38 42H39V41H38ZM53 42H54V41H53ZM53 42H52V43H53ZM86 42H87V43H86ZM88 42H89V43H88ZM188 42H189V41H188ZM231 42H232V41H231ZM26 43H27V42H26ZM42 43H43V42H42ZM42 43H41V45H42ZM90 43H91V44H90ZM96 43H99V44H101V45H97ZM130 43H131V42H130ZM136 43H137V42H136ZM144 43H145V42H144ZM153 43H154V41H153ZM182 43H183V42H182ZM189 43H193V42H189ZM195 43H196V42H195ZM195 43L192 44L193 47H195V46H194ZM248 43H249V42H248ZM21 44H23V42H22ZM55 44H56V43H55ZM95 44H96V45H95ZM115 44H116V43H115ZM184 44H186V43H184ZM206 44H207V43H206ZM241 44H242V43H241ZM27 45H28V43H27ZM39 45H40V43H38V45H37L36 47H35V46H34V47L37 49V47H39ZM53 45H54V44H53ZM159 45L156 44V47L159 46ZM163 45H164V44H163ZM163 45H162V46H163ZM166 45H167V44H166ZM168 45H170V44H168ZM187 45H189V44H187ZM187 45H186V46H187ZM216 45H217V44H216ZM232 45H233V44H232ZM237 45H238V44H237ZM247 45H248V44H247ZM32 46H33V45H29L28 47H27V46H26V47H27L28 49H30ZM60 46H61V45H60ZM96 46H97V47L99 48V50H101L102 52H101V51H98V49L94 52V47L96 48ZM99 46H103L102 48L105 49V50H104V53H105V52H106V53L108 52L107 55L111 53L112 56H109V58H111L112 61H113L114 58H115L116 62H114V61H115V60H114V61H113L114 64H113V62H112L111 60H109V58L107 57V55H106L105 58H104V56H103V54H104V53H103V49H102V48L100 49ZM164 46H165V45H164ZM198 46H199V45H198ZM221 46H222V45H221ZM16 47H17V46H16ZM41 47H42V46H41ZM48 47H50V45H48ZM56 47H57V46H56ZM56 47H54V49H56ZM148 47H149V46H148ZM170 47H171V46H170ZM180 47H181V45H180ZM251 47H252V46H251ZM32 48H33V47H32ZM39 48H40V47H39ZM160 48H161V47H160ZM167 48H168V46H167ZM167 48H166V46H165V49H166V50H167ZM188 48H189V47L187 46V49H188ZM218 48H220V47H218ZM225 48H226V47H225ZM230 48H231V47H230ZM255 48H258V47H255ZM11 49H13V47H12ZM15 49H16V48L14 47V50H15ZM17 49H19V48H17ZM23 49H25V48H23ZM45 49H46V48H45ZM45 49H44V50H45ZM48 49H49V48H48ZM48 49H47V50H48ZM50 49H51V47H50ZM50 49H49V50H50ZM52 49H53V48H52ZM52 49H51V50H52ZM168 49L170 50V48H168ZM173 49H174V48H173ZM184 49H185V48H184ZM193 49H194V48H193ZM196 49H197V48H196ZM196 49H195V51H197ZM220 49H221V48H220ZM222 49H224V48H222ZM26 50H27V49H26ZM30 50H31V49H30ZM32 50H33V51H31V52H30L29 50H28V51H25V50H23V51H21V50L16 51V52H17V53H16L17 55H19V56L21 55V56H22V58H21L22 61L25 60V61H24V62H26L25 65L27 64V62L29 63V62H31L32 60H34V58H35L34 56L38 57V55H39V57H40V54L43 55V53H37L39 49H38V50H34V48H33ZM44 50H43V51H44ZM51 50L49 51V53L52 52V54L54 55V53H53L54 51H53V50L51 51ZM177 50H178V49H176V51H177ZM24 51H25V52H24ZM36 51H37V52H36ZM43 51H42V52H43ZM45 51H46V50H45ZM82 51H84V50H82ZM89 51L87 52L88 54H87V53H85V54L89 55V54L91 53V52H89ZM171 51H172V48H171ZM179 51H180V50H179ZM188 51H189V50H188ZM241 51H243V50H241ZM254 51H255V50H254ZM23 52H24V53H23ZM26 52H30V53H26ZM85 52H86V51H85ZM100 52L102 53L101 55H100ZM156 52H157V51H156ZM168 52H169V51H168ZM172 52H173V51H172ZM172 52H171V53H172ZM181 52H182V54H184V50H183V51L181 50V51L178 52V53L181 54ZM258 52H259V51H258ZM260 52H262V51H260ZM260 52H259V53H260ZM10 53L13 55L12 52H10ZM14 53H15V52H14ZM18 53H19V54H18ZM32 53H33V54H34V53H35V54L37 53V54L34 55V56L32 57V60L29 61V60H28V59H30V58H29V55L32 54ZM49 53L45 54L46 57H44V55L42 56V57H43L42 63H41L40 61H38L37 58H35V61H37L36 64L40 62V65H41L42 69H43V66H45V64H44L45 58H47V60H48V58H49V60L51 61V64H52V62L55 63V61H53L52 58H51V57H54V56L47 57V55H48ZM81 53H82V52H81ZM112 53H113V54H112ZM255 53H256V51H255ZM11 54H10V55H11ZM26 54H28V56H27ZM50 54H51V53H50ZM173 54H174V53H173ZM175 54H177V53H175ZM263 54H264V53H263ZM12 55H11V57H13ZM82 55H83V54H80V58H81V60H82L83 57H85V58H86V61H87V60L90 61V62H87L86 64H92V63H91L92 58L90 57L91 55H89V56H84V55H83V57H81ZM95 55L97 56V53H96ZM114 55H115V56H114ZM189 55H191V54H189ZM49 56H50V55H49ZM61 56H62V55H61ZM101 56H103V57L101 58ZM116 56H117V58H116ZM170 56H173V57H174V55H170ZM170 56H169V57H170ZM194 56H195V55H194ZM230 56H231V55H230ZM232 56L234 57L235 55H232ZM232 56H231V58H232ZM237 56H238V55H237ZM14 57H15V56H14ZM39 57H38V58H39ZM42 57H41V58H42ZM88 57H90V60H89ZM187 57H188V55H187ZM242 57H243V56H241V58H242ZM250 57H251V56H250ZM8 58H10V57H8ZM17 58H19V57L17 56ZM73 58H74V56H73ZM97 58H98V56H97ZM100 58H101V60H100ZM175 58H177V56H176ZM225 58H226V57H225ZM244 58H245V60H247L246 57H244ZM227 59H228V61H227L226 63H224L221 67L219 66V63H218V67H215L216 65H214V64H213L212 62H210V61H207V63H205L204 67L202 68V75H203L202 80H201V82L198 81V84H199L200 86H204V87H205V86H206V87H210L209 85H211L212 88H213L212 90L215 91V92H217V91L214 89L216 85H217V86H218V85H219V86H222V87H224V88L230 90V92H231L232 94H234V95H236V96H239V97L244 101L245 104H247V105H252V107H253L252 109H253V111H254L257 115L264 113V78H263L262 80H257V78H256L257 76L255 77V76H253L251 73L248 74L244 69L240 68V67L237 65L236 60H233V59H230V58H227ZM49 60L47 61V63L49 62ZM56 60H57V58H56ZM69 60H70V57H69ZM75 60H76V56H75L74 60L72 59V62L74 61V62L72 63V64H74V66H76V64H77V62L75 63ZM108 60H109L111 63H110ZM119 60H118V61H119ZM252 60H253V58H252ZM22 61L20 60L19 63H22ZM78 61H79V60H78ZM83 61H84V60H83ZM86 61H84V64H85ZM93 61H94V58H93ZM120 61H119V62H120ZM123 61H121V63H122ZM223 61H224V60H223ZM239 61H240V60H239ZM253 61H254V60H253ZM33 62H34V61H33ZM57 62H58V61H57ZM96 62H97V61H96ZM105 62H106V61H105ZM245 62H246V61H245ZM261 62H262V60H261ZM81 63H83V62H81ZM121 63H120V65L122 66ZM248 63H249V62H248ZM250 63H251V61H250ZM250 63H249V64H250ZM30 64H31V63H30ZM30 64H29V65H30ZM33 64H34V63H33ZM42 64H43V65H42ZM49 64H50V63H48V65H49ZM86 64H85V66H86ZM115 64H116V65H115ZM190 64H192V63H190ZM195 64H196V63H194V65H195ZM197 64H198V63H197ZM215 64H217V63H215ZM29 65H27V66H29ZM40 65L37 64L38 67H32V68L41 69V67H39ZM92 65H93V64H92ZM92 65H91V66H92ZM103 65H104V62H103ZM103 65H102V68L104 67ZM106 65H105V66H106ZM120 65H119V63H118L119 68H121ZM23 66H24V65H23ZM31 66H32V65H30V66L28 67L29 71H31V70H30V69H31V68H30ZM91 66H90L89 68H91ZM192 66H193V64H192ZM24 67H25V66H24ZM79 67H80V64L78 65V69H76V70H77L78 72L83 71L82 68L79 69ZM81 67H82V65H81ZM172 67H173V68H172ZM179 67H180V66H179ZM49 68H50V66H49ZM52 68H53V67H52ZM76 68H77V67H76ZM89 68H88V70H89V72H90L91 69H89ZM92 68H93V66H92ZM105 68L102 69L101 72H100V69H99L98 72H94V73L97 74L96 76H98V78H100V77H103V76H104V75L102 74V73L104 72V73H105V76L108 78V80H107L108 82H109L110 80H111V82L114 81V80H113L114 78L111 79V77H115V76L117 77V75H116V74H113V75L110 74L109 71H108V72L105 71V70H106ZM136 68L139 70V72H138V70H137ZM44 69H46V68H44ZM44 69L41 70V71H40V70L33 69V71L35 70V73H39V72H41V73H39V75L42 74V75H40V77H44L43 75H45V73H46L47 76H48V75L50 74V73L48 74V72H45V73L43 74V72L45 71ZM84 69H85V68H84ZM86 69H87V68H86ZM95 69L97 70V68H95ZM95 69H94V70H95ZM135 69H136V70H135ZM11 70H12V69H11ZM80 70H81V71H80ZM94 70L92 69V71H94ZM103 70H104V71H103ZM179 70H180V68H179ZM36 71H37V72H36ZM38 71H39V72H38ZM42 71H43V72H42ZM55 72H56V71H55ZM58 72H59V71H58ZM121 72H120V74H121ZM13 73H14V72H13ZM26 73H27V72H26ZM35 73L33 72V76L35 75ZM53 73H54V72H53ZM53 73H52L50 76H53ZM59 73H60V72H59ZM87 73H88V71H87ZM87 73H86V70H85V73L82 72L81 74H83L84 77H85V76H88V74H91L92 72H90V73H88V74H87ZM106 73H108V74H106ZM134 73H135V74H134ZM29 74H32V73L29 72ZM55 74H56V73H55ZM55 74H54V75H55ZM86 74H87V75H86ZM95 74H94V76H95ZM98 74H99V75L101 74V75L99 76ZM109 74L111 75V77L109 76ZM120 74H119V76H120ZM133 74H134V75H133ZM250 74H251V75H250ZM27 75H28V74H27ZM39 75H38V76H39ZM57 75H58V74H57ZM57 75H55L54 77H56ZM59 75H60V74H59ZM59 75H58V76H59ZM102 75H103V76H102ZM107 75L110 77V80H109V77H108ZM114 75H115V76H114ZM200 75H201V74H200ZM12 76H13V75H12ZM30 76L32 77V75H30ZM38 76H35V77H38ZM90 76H91V75H90ZM90 76H88V77H90ZM94 76H93V77H94ZM122 76H123V75H122ZM122 76H120V77H122ZM136 76H137V74H136ZM8 77H9V76H8ZM45 77H46V75H45ZM91 77H92V76H91ZM123 77H124V76H123ZM258 77H259V76H258ZM260 77H261V76H260ZM117 78H119V77H117ZM9 79H10V78H9ZM96 79H97V78H96ZM96 79H95V84H96V85H102V87H103V84H99V83H98V81H100L101 78H100L99 80L97 79V80H98L97 82H96ZM149 79H150V78H149ZM158 79H159V78H158ZM161 79H162V78H161ZM7 80H8V79H7ZM102 80L104 81L105 78L103 77ZM138 80H139V79H138ZM36 81H37V80H36ZM107 81H106V80L104 81V82H106V83H105V86H104L103 89H102L103 91H102V90L99 91V90H98L99 88L97 87V88H98V89H97L98 92H102V93H103V92H104V93L107 92V91L104 90V89H107V88H106V87L108 86ZM127 81H128V79H127ZM7 82H8V81H7ZM79 82H80V81H79ZM79 82H78V83H79ZM111 82H109V83L113 86V84H112ZM115 82H118V79H117V81L115 80ZM115 82H114V83H115ZM122 82H123V81H122ZM100 83H102V81H100ZM52 84H53V83H52ZM95 84H94V86L96 87ZM106 84H107V85H106ZM115 84H116V83H115ZM37 85H38V84H37ZM111 85H110V87H112ZM207 85H208V86H207ZM79 86H80V85H79ZM116 86H117V85H116ZM118 86H119V84H118ZM0 87H1V86H0ZM21 87H22V86H21ZM52 87H53V86H52ZM102 87H100V88H102ZM206 87H205V88H206ZM19 88H20V87H19ZM151 88H153V87H151ZM151 88H150V89H151ZM26 89H27V88H26ZM95 89H96V88H95ZM108 89H109V87H108ZM108 89H107V90H108ZM121 89H122L123 91H124V90H126L127 92L129 91L128 88H127V89H128V90H127V89L122 88V86H121ZM133 89H134V88H133ZM6 90H7V89H6ZM60 90H61V89H60ZM122 90H119V91H122ZM130 90H132V89L130 88ZM152 90H153V89H152ZM10 91H11V90H10ZM53 91H54V90H53ZM97 91H96V92H97ZM114 91H116V89H115ZM119 91L117 90L116 92H119ZM8 92H9V91H8ZM17 92H18V91H17ZM21 92H23V91H21ZM31 92H33V91H31ZM34 92H35V89H34ZM41 92H42V91H41ZM127 92H126V95H127ZM129 92H130V91H129ZM38 93H39V91H38ZM124 93H125V91H124ZM124 93H123V94H124ZM24 94H25V93H24ZM123 94H121V95L124 96L125 94H124V95H123ZM27 95H29V94H27ZM68 95H69V94H68ZM96 95H98V94L95 93L94 97H96ZM103 95H104V94H103ZM121 95L119 94V96H121ZM18 96H19V95H18ZM18 96H17V97H18ZM98 96H99V95H98ZM100 96H101V95H100ZM122 96H121L120 98H122ZM197 96H198V95H197ZM27 97H29V96H27ZM59 97H60V96H59ZM64 97H65V96H64ZM64 97H63V98H64ZM101 97H102V96H101ZM21 98H22V97H21ZM29 98H30V97H29ZM63 98H62V100H63ZM103 98H104V97H103ZM25 99H26V98H25ZM45 99H46V98H45ZM54 99H56V98H54ZM66 99H67V98H66ZM98 99H99V98H98ZM98 99H97V100H98ZM101 99H102V98H101ZM107 99H108V98H107V96H106V98H104L103 100L105 101V100H107ZM122 99H123L122 102L125 103L123 107L126 108L125 105H127V104H126V102H124V99H126V96L123 97ZM127 99H128V98H127ZM127 99H126V100H127ZM199 99H200V98H199ZM27 100H28V99H27ZM47 100H48V99H47ZM62 100H61V101H62ZM64 100H65V99H64ZM91 100H92V99H91ZM97 100H96V102H97ZM110 100H111V99H110ZM203 100H204V99H203ZM24 101H26V100H24ZM56 101H57V100H56ZM56 101H55V104H56ZM93 101H94V100H93ZM98 101H99V100H98ZM206 101H207V100H206ZM22 102H23V101H22ZM59 102H60V100H59ZM59 102H57V103H58V104L61 103V104H60L61 106H64V105H65V104H63V102H60V103H59ZM91 102H92V101H91ZM105 102H106V101H105ZM105 102L102 101L101 103H103V106L105 105L104 108H105V107L107 108L109 100H108L106 103H105ZM112 102H113V101H112ZM112 102H110L109 105H110V104L113 105L114 103H112ZM185 102H186V101H185ZM65 103H66V101H65ZM127 103H128V102H127ZM168 103H169V102H168ZM192 103H193V102H192ZM33 104H35V103H33ZM33 104H32V105H33ZM55 104H52L51 106H53L54 108L56 107V108L54 109V108L52 107V108H50V110H48V111H50V112H47V115L49 116V119H50V123H51L52 128H53L54 130H52L51 127H50L51 131H50V130H46V128H47L46 126L48 125V123H46L47 125L45 126L46 128L44 129L43 126H44L45 124L43 125L42 122H40L42 119H40L39 122L41 123L42 126H41V125H37L35 128H38L39 126H40V128H41V127H43V128H42L41 130H40V128L37 129V130H35V129L32 130L33 132L36 131L37 139H38V138L40 137V135L42 134V135H43L42 139L45 140L44 136H47V135H45V133H48V131H50L51 133L55 132V129L58 128V126H59L58 123L60 122V120H61V118H62V116H63L62 114H64V116H65L66 113H67L68 115L70 114L69 116H72V115H71V114H73V113H71V111H72V106H71V107L69 106V107H70V108H69V112H70V113H69L68 110L66 109V108H68L67 106H65V107H66L65 110H64V108H63V111H62V110H61L62 107H61V109H58L57 112H56L55 110L58 108V104H57V106H56ZM95 104H96V103H95ZM190 104H191V103H190ZM190 104H189V105H190ZM195 104H196V103H195ZM207 104H208V103H207ZM9 105H10V103H9ZM32 105H31V106H32ZM46 105H47V104H46ZM66 105H68V102L66 103ZM83 105H84V104H83ZM85 105H86V106H85ZM85 105H84L85 107L79 105L80 110H82L81 108L84 107L82 111L77 110V109H78L77 105L73 106V108L75 107L76 110H77L74 114H76V113L79 112V111H80L79 113H82V112L84 111L85 108L87 109V108H88V107H87V104H85ZM88 105H89V104H88ZM90 105H91V103H90ZM96 105H97V104H96ZM112 105H110V107H111ZM122 105H123V104H122ZM122 105L120 104L119 107L122 106ZM215 105H216V102H215ZM215 105H214V106H215ZM237 105H238V104H237ZM241 105H242V104H241ZM42 106H43V105H42ZM99 106H101V105H99ZM113 106L117 107L118 104H117V105L114 104ZM113 106H112V107H113ZM173 106H174V105H173ZM187 106H188V105H187ZM187 106H186V107H187ZM199 106H200V105H199ZM201 106H202V105H201ZM33 107L36 108L37 106L35 107V105H33ZM46 107H47V106H46ZM115 107H114V108H115ZM128 107H130L129 104L127 105V109H129ZM184 107H185V106H184ZM197 107H198V106H197ZM203 107H206V106L203 105ZM212 107H213V105H212ZM235 107H236V106H235ZM237 107H238V106H237ZM3 108H4V107H3ZM3 108H2V109H3ZM12 108H13V110H14L15 107H12ZM101 108H102V107H101ZM101 108L98 109V110H101ZM171 108H172V107H171ZM193 108H194V107H193ZM193 108H191V110H193ZM201 108H202V107H201ZM216 108H217V105H216ZM216 108H215V109H216ZM6 109H7V108H6ZM29 109H30V110H33L32 107H30ZM29 109H28V111H29ZM44 109H45V108H44ZM92 109H94V108H92ZM95 109H97V108H95ZM102 109H103V108H102ZM118 109H119V108H117V109H113V108H112V113L116 114V116L113 115V114H112V116H110V114H111V113H110L111 108L109 109V107H108V110H110L109 112H106L107 109H104V111L106 110L104 114L102 113V115H103L104 118L100 116V117H101L100 119L103 118V119H106V121H107V119H109V117H110V119H111V118L113 119V118L116 117V118L118 119V121H117V119H116L117 123H116L115 121H113V123H112V122H111L112 119H111V120L109 119L108 121H110V123H112L113 125H114V123H116L117 125H114V127H115V126H118L119 124H121V122H120V120H121V119H120V118H121L120 115H119V118L117 117V115H118L117 112L120 110V109H119V110H118ZM183 109H185V108H183ZM194 109H196V107H195ZM215 109H213V112H214ZM217 109H218V108H217ZM227 109H228V107H227ZM229 109H230V107H229ZM237 109H238V108H237ZM37 110H38V107H37V109L35 110V112H37ZM66 110H67V111H66ZM116 110H118V111L115 113ZM130 110H131V109H130ZM210 110H211V109H210ZM225 110H226V109H225ZM230 110H231V109H230ZM230 110H228V111L230 112ZM233 110H234V109H233ZM243 110H244V112H245V110H246L247 113H248L247 108H244ZM26 111H27V110H26ZM46 111H47V110H46ZM59 111H60V112L62 111L63 113H62V114H59V113H60ZM64 111H65V112H64ZM92 111H94V110H90V108H89V110L87 111V113H89V112H90V113H93ZM95 111H96V110H95ZM104 111H102V112H104ZM121 111H123V110H121ZM124 111H125V109H124ZM124 111H123V113H126V112H124ZM195 111L197 112L198 109L195 110ZM215 111H216V110H215ZM222 111H223V110H222ZM238 111H240V110L238 109ZM32 112H33V111H31L30 113H32ZM44 112H45V110H44ZM100 112H101V111H100ZM217 112H218V110H217ZM236 112H237V111H236ZM251 112H252V111H251ZM30 113H29V114H30ZM79 113H78V115H79V116L81 117V119L84 121V119L86 118L87 115L83 113L84 116H85V117H84V116H82V115L79 114ZM95 113H96V114H95ZM97 113H99V111L94 112V115L92 114V117L95 116V115H96L95 118L99 117V114H97ZM118 113H119V112H118ZM197 113L200 114L201 112L198 111ZM220 113H221V112H220ZM230 113H231V112H230ZM241 113H242V111H241ZM252 113H253V112H252ZM252 113H251V114H252ZM255 113H254V114H255ZM0 114H1V113H0ZM27 114H28V113H27ZM74 114H73V115H74ZM107 114H108V115H107ZM128 114H129V113H128ZM159 114H160V113H159ZM189 114H192L193 116L196 117V114H195L194 111H191ZM206 114H208V113H206ZM209 114H210V113H209ZM237 114H238V113H237ZM8 115H9V113H8ZM33 115H34V112H33ZM33 115L31 114L30 116L33 117ZM35 115H36V114H35ZM35 115H34V116H35ZM38 115H39V114H38ZM41 115H42V113H41ZM68 115H67V116H68ZM124 115H126V114H124ZM129 115H130V114H129ZM134 115H135V114H134ZM200 115H201V114H200ZM211 115H212V114H211ZM223 115L226 116V114H223ZM242 115H243V114H242ZM25 116H26V115H25ZM48 116H46V119H47ZM64 116H63V117H64ZM74 116L76 117L75 119L79 120V119H78L79 116H77V114L74 115ZM74 116H73V117H74ZM89 116H90V117H89ZM89 116H87V118L85 119V120H86V121H85L86 124L89 122L88 119L92 118V117H91V114H89ZM107 116H108V118H107ZM114 116H115V117H114ZM225 116H222V117H225ZM227 116H228V115H227ZM227 116H226V118H227ZM238 116H241V114L238 115ZM260 116H261V115H260ZM32 117H28V118H32ZM35 117L38 118V116H35ZM35 117H33V118H35ZM39 117H40V116H39ZM59 117H60V120H59ZM82 117H84V118H82ZM88 117H89V118H88ZM122 117H123V116H122ZM210 117H211V119H208L209 116L206 117V120H208V121H207V123H205V124H207V128H208V127H209V128H212V131L215 130V131L218 133V136L221 137V139H223V137H225V138L227 137V140H229V139L231 140V138H229L231 133L233 134V136H236V134H235L236 131L234 132V130H232V129H235L237 126L232 128L233 125L231 124V125H230L231 128H229V131H231V132H229L230 134L226 135L225 130H227V129H226V128H225V130H224L223 128L221 129V127H224L223 124L219 121V119L221 118V116L218 115V114H215L214 116L212 115V116H210ZM241 117H242V116H241ZM243 117L245 118L246 116L243 115ZM37 118H36V119H32V120L34 121V124H35V122L37 121ZM42 118H43V116H42ZM67 118H68V117H67ZM95 118H93V121H94ZM244 118H243L244 122H246V121L249 120V119H252L251 117H249V119H244ZM255 118H256V116H255ZM257 118H258V117H257ZM44 119H45V118H44ZM64 119H66V118H64ZM64 119L62 118V120L64 121L63 123H61L62 121L60 122L62 125H64V123H66L65 125H67L69 122L72 121V120L68 121L69 119H67V122H65ZM70 119H71V118H70ZM75 119L73 118V120H75ZM103 119H102V120H103ZM119 119H120V120H119ZM253 119H254V118H253ZM253 119H252V121H253ZM26 120H27V116H26ZM95 120H97V119H95ZM114 120H115V119H114ZM27 121H28V120H27ZM29 121H31V119H29ZM29 121H28V122H29ZM47 121H49V120H47ZM79 121H80V122H79L80 124L85 123V122H83V121H81V120H79ZM91 121H92V119H91ZM91 121L89 122V124L92 125V123H94V122H93V121L91 122ZM98 121H99V120H97V123H98ZM100 121H101V120H100ZM125 121H127L126 123L128 124V120H125ZM125 121H124V122H125ZM129 121L131 122L130 118H129ZM235 121H236V118H235ZM241 121H242V120H241ZM254 121H255V120H254ZM254 121H253V122H254ZM263 121H264V118H263V120H262V118H261V122H263ZM31 122H32V121H31ZM74 122H75V121H74ZM81 122H83V123H81ZM102 122H104V121H102ZM118 122H119V124H118ZM222 122H223V121H222ZM242 122H243V121H242ZM250 122H251V121H250ZM71 123H73V122H71ZM79 123H78V121H77L76 126H80ZM110 123H109V124H110ZM234 123H235V122H234ZM26 124H27V123H26ZM32 124H33V123H32ZM34 124H33V125H34ZM73 124H74V123H73ZM73 124H72V125H70V123L68 124V125L71 126V130H70V127H69V126L67 127V128H69V130H67V129H65V128L62 129L63 131L67 130V133H63L64 135H63L62 137L66 138V140H67V138H68V140H69L68 142H70V140H71V138H72L71 135H73L74 139H76V138H75V136L77 135L76 133L79 132V131H77L78 127H76V126L74 127ZM78 124H79V125H78ZM106 124L108 125V122H105L104 125L101 123V125H103V128L101 127L102 129H100V128H99V129L102 131L104 128H107V130H108V127H106ZM123 124H124V123H123ZM127 124H126V126H127ZM249 124H250V123H249ZM33 125H32V126H33ZM91 125H90L89 128H92V130L89 129V128H87V129H88L87 131L91 130V131H93V133H95V131H94L95 129H93V127H92L93 125H92V126H91ZM110 125H111V124H110ZM124 125H125V124H124ZM129 125H130L131 127L133 126V124L131 125V123L128 124V126H129ZM224 125H225V124H224ZM263 125H264V124H263ZM263 125L260 127V124H259L258 127L263 128ZM32 126H30L31 129H32ZM34 126H35V125H34ZM48 126H50V125H48ZM72 126H73V127H72ZM82 126H84V124L81 125V128H83ZM97 126H98V125H97ZM119 126H120V127H121V126L123 127V125H119ZM130 126H129V127H130ZM195 126H196V125H195ZM225 126L227 127V126H228V123H227ZM234 126H235V125H234ZM240 126H241V125L239 124L238 127H240ZM249 126H250V125H248V127H249ZM253 126H255V125H253ZM253 126L249 127V130L252 128V129L250 130V133H251V131H253V129L255 128V127H253ZM9 127H10V125H9ZM22 127H23V124H22ZM64 127H65V126H64ZM94 127H95L98 131H100V130L98 129V127H100V126L96 127V123H95V126H94ZM109 127H110V126H109ZM120 127H117V132H118V130H119L118 128H120ZM205 127H206V126H205ZM242 127H245V125L242 126ZM256 127H257V126H256ZM258 127H257V128H258ZM30 128L28 127V129H30ZM110 128H111V129H110ZM110 128H109L110 130L113 129V128H112V125H111ZM115 128H116V127H115ZM115 128H114V129H115ZM126 128H127V127H126ZM132 128H133V127H132ZM203 128H204V127H203ZM227 128H228V127H227ZM246 128H247V125H246ZM246 128H245V130H243L244 128H242V132H243V131H246L247 134H249V133H248L249 130L246 129ZM10 129H11V128H10ZM10 129H9V130H10ZM31 129H30V132H31ZM47 129H48V128H47ZM58 129L60 130L61 128H58ZM114 129H113V130H114ZM124 129H125V128H122V132H123ZM128 129H130V128H128ZM128 129H127V130H128ZM204 129H205V128H204ZM230 129H231V130H230ZM238 129H239V131H240L241 128H238ZM238 129H237V130H238ZM255 129H256V128H255ZM20 130H23V129H20ZM34 130H35V131H34ZM39 130H40V134L38 133ZM59 130H58V132H57V130H56V135H57V133L59 134ZM78 130H79V129H78ZM82 130H83V129H82ZM107 130L105 129L104 131H107ZM120 130H121V128H120ZM193 130H194V129H193ZM209 130H211V129H209ZM247 130H248V131H247ZM256 130H257V129H256ZM256 130H255V131H256ZM258 130H259V129H258ZM258 130H257V131H258ZM26 131H28V130H26ZM63 131H62V132H63ZM69 131H70V132H69ZM76 131H77V132H76ZM101 131H100V132H101ZM125 131H126V129H125ZM125 131H124V132H125ZM130 131H131V130H130ZM130 131H129V132H130ZM202 131H203V129H202ZM206 131H208V129H206ZM212 131H211V132H212ZM215 131H214V132H215ZM227 131H228V130H227ZM255 131H254V132H255ZM257 131H256V134H257ZM259 131L261 132V130H259ZM262 131H263V130H262ZM1 132H2V131H1ZM30 132H28V136H27V137H29L30 140H31V137L33 138V135H34L35 133L33 134L32 132H31V133H30ZM50 132L48 133L49 135H51ZM60 132H61V131H60ZM62 132H61V133H62ZM65 132H66V131H65ZM107 132L110 133V134H108V135H110V136L112 135V137H117V136H116V133H117L116 131H112L113 133H111V131L108 130ZM197 132H198V131H197ZM216 132H215V133H216ZM233 132H234V133H233ZM240 132H241V131H240ZM242 132H241V135L244 134V132H243V134H242ZM254 132H253V134H252V133L250 134L251 136L253 135L252 138H255V137L257 136L256 134H254ZM29 133H30L31 136H29ZM37 133H38V134H37ZM85 133H86V132H85ZM85 133H84V134H85ZM101 133H102V132H101ZM101 133H99V134H101ZM105 133H106V132H105ZM114 133H115V135H114ZM144 133H145V132H144ZM144 133H143V134H144ZM183 133H184V135L187 134V132H186V133L183 132ZM198 133H199V132H198ZM209 133H210V132H209ZM237 133H238V132H237ZM261 133H262V132H261ZM261 133H260V134H261ZM4 134H6V133H3L2 136H3ZM17 134H18V133H17ZM67 134H68V135H67ZM82 134H83V131H82ZM82 134H80V135H82ZM102 134H104V132H103ZM120 134H121V133H120ZM120 134L117 133V135H120ZM122 134H125V133H122ZM149 134H150V133H149ZM149 134H148V135H149ZM180 134H181V133H180ZM207 134H208V133H207ZM234 134H235V135H234ZM0 135H1V134H0ZM24 135H25V133H24ZM24 135L22 136V135L19 134V136H20V137H23L22 139L25 141V139H24V138H25ZM38 135H39V136H38ZM59 135H60V134H59ZM85 135L87 136V134H85ZM88 135H90V133H88ZM93 135H94V134H92V136H93ZM95 135L98 136V133L96 132ZM108 135L105 134V138H101V139H105V140H103V141H106V139L111 140V139H109L110 136H108ZM113 135H114V136H113ZM126 135L128 136L129 134L126 133ZM150 135H151V134H150ZM150 135H149V136H150ZM190 135H192V133H191ZM194 135H197V133L195 132ZM194 135H193V136H194ZM212 135H214V134H212ZM215 135H216V134H215ZM245 135H246V133H245ZM255 135H256V136H255ZM261 135H262V134H261ZM4 136H5V135H4ZM36 136H35V140H36ZM66 136H68V137H66ZM69 136H70V139H69ZM77 136L79 137V133H78ZM77 136H76V137H77ZM82 136L85 137L84 135H82ZM97 136H95V137H97ZM127 136H126V137H127ZM141 136H142V135H140V137H138V139H139V138H142ZM146 136H147V135H146ZM166 136H167V134H166ZM170 136H171V135H170ZM197 136H198V135H197ZM202 136H203V135H202ZM208 136H209V138H210V135H209V134H208ZM208 136H207V137H208ZM228 136H229V137H228ZM231 136H232V135H231ZM233 136H232V137H233ZM243 136H244V135H243ZM243 136H241V139H242ZM254 136H255V137H254ZM263 136H264V135H263ZM5 137L7 138V135H6ZM62 137H61V136H60V138H59V137H58V138H57V137H54V138H55L54 143H56L55 145H57V144L60 145V146H57V147H58L57 149L59 150V153H61L60 155H58L59 157H58V156H57V157H51V156H53V155L51 154V156H50V151H49V152L44 151V152H46V154H42V153H44L42 149L45 150V148L47 147L46 145H47L48 143H46V144L43 143L41 137H40V140H41L42 142H40V143H42L41 145L44 144L46 147H44V146H40V148L42 147V149L40 150L42 153H39V154H42L43 157H46V156H47V158H49L48 161H50L51 163H52L51 160H53L54 162L58 160V162L61 163L59 160H63V159L60 158V157H63V156H61V155H64V150H65V149H63V146H61V145H62L61 142H63V138H62ZM101 137H103V136H101ZM106 137H108V138H106ZM118 137H119V136H118ZM122 137L124 138L123 135H122ZM126 137H125V138H126ZM174 137H175V136L171 137L172 140H173ZM191 137H192V136H191ZM191 137H190V138H191ZM198 137H201V136H198ZM203 137H204V136H203ZM216 137H217V136H216ZM236 137L238 138V137H240V136H236ZM236 137H235L234 139H236ZM3 138H4V137H2V138L0 137V139H3ZM6 138H5V139H6ZM81 138H82V137H80V140H81ZM127 138H128V137H127ZM130 138H131V137H129L128 140L125 139V141L122 140V142H121V140H119V141L121 142V143H120V148L122 147V145L125 146V148L123 149V151L126 150V148H127L126 146L128 145V143H127V145H126V144H122V143H124V142L126 143V142H128V141L131 142V140H129ZM166 138H167V137H166ZM168 138H169V136H168ZM168 138H167V139H168ZM177 138H178V137H177ZM212 138L214 139V141L216 140L215 137L212 136ZM212 138H210V139H212ZM217 138H218V137H217ZM228 138H229V139H228ZM263 138H264V137H263ZM263 138H262V136H261V139H260L259 141H261ZM13 139H15V138L13 137ZM13 139H12V140H13ZM20 139H21V138H20ZM27 139H28V138H27ZM56 139L59 140V141L61 140V142L59 143V141H56ZM72 139H73V138H72ZM95 139H96V138H95ZM95 139L92 137V140H95ZM99 139H100V136H98V140H99ZM101 139L99 140V142H98V140L96 139L97 141L94 142V143H95V146L101 144V143H100V142H101ZM113 139H114V138H112V141L114 142ZM121 139H122V138H121ZM149 139H151V137H150ZM153 139H154V138H153ZM153 139H151V140H153ZM163 139H164V137H163ZM174 139H175V138H174ZM188 139H189V138H188ZM203 139H204V138H203ZM219 139H220V138H219ZM219 139H218V140H219ZM234 139H233V140H234ZM238 139H240V138H238ZM238 139H236L235 141L238 142ZM241 139H240V140H241ZM243 139H244V138H243ZM246 139H247V137L245 138V140H246ZM249 139H250V138H248V141H247L248 144L252 143V141L249 140ZM12 140H10V141H12ZM30 140L28 139V141H30ZM64 140H65V139H64ZM78 140H79V139H77V141H78ZM80 140H79V141H80ZM83 140H85V139H83ZM115 140H116V139H115ZM126 140H127V141H126ZM139 140H141V139H139ZM142 140H143V139H142ZM156 140H157V139H156ZM176 140H177V139H176ZM183 140H184V138H183ZM195 140L198 141V143L196 142V143H197L196 147H197L198 145L201 146V144H200L201 142H200V141H202V139H201V140H200V139H199V140H198V139H195ZM195 140H191V139H189V143H191V141H192V144L194 145V147H195V144H196V143H193V142H194ZM218 140H217V141H218ZM240 140H239V141H240ZM253 140H254V139H253ZM5 141L7 142V140H4L3 143H4ZM10 141H8V144H9ZM24 141H23V142H24ZM26 141H27V140H26ZM32 141H33V140H31V142H32ZM37 141H39V140H37ZM49 141H50V142H49ZM71 141H72V140H71ZM77 141H76V140L73 141V144H74V142H75V143H77V145H78V143L80 144V145H78V146H81V143H80V142H77ZM136 141H137V139H136ZM179 141H180V138H179ZM179 141H178V142H179ZM181 141H182V140H181ZM185 141H186V140H185ZM217 141H216V142H217ZM221 141H222V140H221ZM224 141H225V139H224ZM235 141H234V142H235ZM249 141H251V142H249ZM6 142H5V143H6ZM13 142L15 143V146H16V145L18 146V144L20 143V142L18 143V141H13ZM13 142H12V143H13ZM23 142H22V143H23ZM31 142H30V143H31ZM47 142H49V144H48L49 147H47V149L51 148V146H52L53 148H51V150L54 151V148L56 149V146H55L54 144H50V143H51V138H50V136H49V139L47 140ZM52 142H53V141H52ZM57 142H58V143H57ZM66 142H67V141H66ZM66 142L63 143V145L66 144L65 147H66V149H67V148L70 147V146H67V143H66ZM81 142H83V143L85 144L87 141H86V142L81 141ZM91 142H92V141H91ZM96 142H98L99 144H96ZM116 142H117V141H116ZM116 142L112 143V145H114ZM132 142L135 143V142H134V139H133ZM132 142H131V143H132ZM153 142H154V141H153ZM165 142H166V141H165ZM165 142H164V143H165ZM173 142H174V141H173ZM176 142H177V141H176ZM206 142H207V141H205V144H206ZM229 142H230V141H229ZM243 142H244L243 140H242V142L240 141V143H242V144H241V145H242V146H241V149H242V150L244 149V151L241 152V150H239V149H240V147H239V146H240V143L238 142V143H239V144H238L239 146H238V145H236V146H238L239 149H237V150H238V152L240 151L241 153L239 152V153H240V158H238V157H235V158H238V159L240 160V162H241V158H242V156H243L242 161L244 162V161L246 160V164L248 165V164H249V161L247 162V158H246L247 156L245 157L244 154H243V153H245V149H246V153H245V155H246L247 153L250 154V152L253 151L252 149H255V147H257V146H256V143H257V145H258V144H261V143L254 141V142H256L255 144H254V143L250 144V147L247 146L248 144H246V146L249 147V148H245L246 146H245V144L243 145ZM262 142H264V141H262ZM3 143H2V146H3ZM5 143H4V145H5ZM10 143H11V142H10ZM27 143H28V142H27ZM30 143H29V144H30ZM34 143H37V142H34V141H33L32 145H33ZM89 143H90V141H89ZM106 143H107V146H109V145L111 144V143L108 144L109 141L106 142ZM131 143H130V145H131ZM136 143H137V142H136ZM138 143H139V142H138ZM185 143L188 144V140H187V142H185ZM185 143H182V144H183L184 146H186V147L184 148V146H183L182 148L185 149V150L187 149V151H188V149H189V151H190V149L193 147V145L189 144V145L187 146ZM222 143H223V142H222ZM244 143H245V142H244ZM70 144H71V142H70ZM87 144H88V143H87ZM90 144H91V143H90ZM104 144H105V143H104ZM104 144H103V145H104ZM121 144H122V145H121ZM140 144H141V147H142V145H143L142 142H140ZM173 144H174V146H173ZM173 144L171 145L172 147H175V145H176V147H177L178 145H179V146L181 145V144H179V143H178V144L173 143ZM211 144H212V143H211ZM230 144L234 145L232 142H231ZM236 144H237V143H236ZM253 144H254V145H253ZM263 144H264V143H263ZM6 145H7V143H6ZM9 145H10V144H9ZM9 145L3 147V150L6 151V149L8 148ZM22 145H23V144H22ZM32 145H30V146L28 145V148H29L30 151H31V149H32V148H30ZM36 145L39 147L40 144H39V145L36 144ZM50 145H51V146H50ZM74 145L76 146V144H74ZM92 145L94 146V144H92ZM115 145H119V143H118V144H115ZM130 145H128V148L133 147V150L129 149V150H126L127 152H123V154H124V153H125L126 155L128 154L127 157L130 155V154L128 153L129 151H132V153H133V151H136V152L133 153V154H135V153H138L139 151L142 150V149H138V147H140V145H139V146L136 145V147L133 146V145H132V146H130ZM190 145H191V146H190ZM207 145H208V144H207ZM226 145H227V144H226ZM251 145H252V147H251ZM11 146H13V145H11ZM17 146L15 147L16 149H17ZM25 146H26V143H25ZM33 146L35 147V144H34ZM86 146L88 147V145H86ZM137 146H138V147H137ZM161 146H162V145H161ZM189 146H190L191 148H188ZM243 146H245V147H243ZM254 146H255V147H254ZM13 147H14V146H13ZM13 147L10 148V146H9V148H8L9 151H7L6 153L8 154V152H10V154H11L12 151H13V153H12L13 155H11V156H13L14 159L16 158V156H18V157L20 156V158H18V160H19V161L22 160V161L24 162V161L29 157V158H28V159H29L28 163H29V162H31L30 159L33 158L34 161H35V158H37L36 156L34 157V155H36V154H35L36 151L34 152V150H33L34 147H33V149H32V150H33V151H32V154H28L29 152H28V153L24 152V153L26 154V156H27V155H29V156H28V157L24 156L23 159H21V158H22L21 156L24 155V154L22 153V155H20V153H21L20 151H21V150L19 151V152H20V153H19L17 150H13V149H14ZM20 147H21V146H20ZM61 147H62V148H61ZM71 147H73L72 144H71ZM87 147H86V149H87ZM90 147H91V146H90ZM105 147H106V146H105ZM109 147H110V146H109ZM118 147H119V146H117L116 149H117ZM141 147H140V148H141ZM180 147H181V146H180ZM206 147H208V146H206ZM226 147H227V146H226ZM232 147H233V146H231V147L229 148V146H228V147L226 148L227 150H229V154H230V152H232V150L230 151V149H231ZM234 147H235V146H234ZM238 147H237V148H238ZM253 147H254V148H253ZM259 147H261V148L263 147V148H264V146H261V145H259ZM0 148H1V147H0ZM12 148H13V149H12ZM21 148H22V147H21ZM25 148H26V147H25ZM73 148H74V147H73ZM75 148H76V147H75ZM80 148H81V147H80ZM95 148L97 149V147H95ZM98 148H99V146H98ZM128 148H127V149H128ZM134 148H135V149H134ZM143 148H144V146H143ZM158 148H159V147H158ZM177 148H178V147H177ZM177 148H176V149H177ZM182 148H180V149L178 148L179 151H180ZM204 148H205V145H204ZM257 148H258V147H257ZM261 148H259V149H261ZM263 148H262V149H263ZM8 149H7V150H8ZM10 149H12V151H10ZM18 149H19V148H18ZM38 149H39V148H37V150H38ZM47 149H46V150H47ZM61 149L63 150V152L60 151ZM69 149H70V148H69ZM69 149H68V150H69ZM76 149H77V148H76ZM82 149L85 150L84 148H82ZM88 149H89V150H92V149H93L91 152H94V151H95L96 156L98 155V153H97V152L99 151L98 149H97L98 151H96V149L94 150L93 147H92V149L88 147ZM103 149H104V147H103ZM108 149H111V148H108ZM146 149H148V148H146ZM165 149H166V148H165ZM178 149H177V150H178ZM183 149H182V150H183ZM192 149H193V151H194V154H196V152H198L199 149H201V151H203L201 147H200V148L198 147V149H197L198 151L196 150V148H192ZM194 149H195V150H194ZM222 149H223V148H222ZM224 149H225V148H224ZM226 149H225V150H226ZM232 149H234V148H232ZM247 149H248V150L251 149V151H250V152H247V151H248ZM259 149H258V150H259ZM58 150H57V151H58ZM73 150H75V149H72V148H71V151H73ZM78 150H79V148H78ZM105 150H107V149L105 148ZM113 150H114V147H113L112 151H113ZM120 150H121V149H118L119 152H120ZM150 150H151V149H150ZM150 150H146V151H149V152H150ZM154 150H155V149H154ZM209 150H210V149H209ZM212 150H213V151H216L215 149H211V151H212ZM220 150H221V149H220ZM220 150H219V153L222 152V156L219 155L218 157H216L217 155H214V156L217 158V160L214 161V162L216 163V164H215L216 166H215V167L213 166V167L210 168V169H211V171H210L211 173L208 172V173H207V176L210 177V175L212 174L211 179H214V178H216V179H220L218 182H220L221 179H222V177L225 176L226 179H227V177H228V179H229L228 181H230V178H231L230 175H229V173H230V169H229V167L227 166V164H224V163L222 164V163H220V162H217V161H218V158L221 160V159H224V157H225V150H223L224 152H223V151H220ZM255 150H256V149H255ZM258 150H257L256 152H258V153L260 154V156H261V152L258 151ZM16 151H17L18 153H17ZM38 151H39V150H38ZM47 151H48V150H47ZM101 151H103V150H101ZM107 151H108V150H107ZM109 151H111V150H109ZM114 151H115V150H114ZM114 151H113L112 154H116V153H117V156H118L119 154L122 153V152H121V153L118 154V151H115L116 153H114ZM137 151H138V152H137ZM163 151H164V150H163ZM165 151H166V150H165ZM171 151H172V150H171ZM201 151H200V152H201ZM207 151H208V150H207ZM207 151H205V152H204V151L201 152L202 155L205 153V154H208V156H209V155L211 156V155H212V152H211V154H209V153H206ZM233 151H234V150H233ZM261 151H262V150H261ZM0 152H1V151H0ZM3 152H4V151H3ZM3 152H2V153H3ZM33 152H34V155H33ZM54 152H55V151H54ZM77 152H78V151H77ZM89 152H90V151H89ZM103 152H104V151H103ZM105 152H106V151H105ZM105 152H104V154L102 153L103 157L106 155ZM185 152H186V151H185ZM185 152H184V157H185L186 159H188V157H189L190 155H189L188 157H186V156H187V152H186V153H185ZM263 152H264V151H263ZM15 153H16V156H15ZM30 153H31V152H30ZM59 153H58V154H59ZM70 153H72V152H70ZM130 153H131V152H130ZM132 153H131V154H132ZM140 153H142V151L139 152L138 156H140ZM144 153H145V152H144ZM164 153H165V152H164ZM191 153H192V152H191ZM201 153H199V156L201 155ZM219 153L217 152V154H219ZM223 153H224V156H223ZM232 153H233V152H232ZM251 153H252V152H251ZM0 154H1V153H0ZM7 154H6V155H7ZM39 154H38V155H39ZM73 154H75V153L73 152ZM73 154H72V155H73ZM77 154H80V153H77ZM83 154H84V155L86 156V158H88V159H89V156H90V155L92 156V158H95L96 160L100 157V155H98L97 157H96V156L93 157L92 153H91L90 155H88V157H87V150H86V153L83 152ZM88 154H89V153H88ZM100 154H101V152H100ZM133 154H132L131 156H133ZM142 154H143V153H142ZM150 154H151V153H150ZM161 154H162V153H161ZM188 154H189V153H188ZM194 154H193V155H194ZM215 154H216V153H215ZM220 154H221V153H220ZM227 154H228V153H227ZM229 154H228V156L226 155V158H227V159H225V160H229V159L231 160V158H232L231 162H232V161H235V159H233V157H230ZM233 154L236 155L235 153H233ZM233 154H231V155H233ZM241 154H243V155L241 156ZM252 154L254 155V156L252 155L253 158H254V157L256 158V156H258L257 153H252ZM8 155H9V154H8ZM31 155H32V156H31ZM44 155H45V156H44ZM48 155H49V157H48ZM84 155H83V158H84V159H82V160H83L82 162H81L80 159H79V160L77 159L76 162H79V167H80V164L83 166V167H82V168H84L83 170H90V166H89V165H88L89 168H88V166H87V167L84 166V164H85V163H84V160L86 161V164H85V165H87V162H88V160L85 159ZM102 155H101L100 159L102 158ZM126 155L122 156V154H121L122 157H125ZM147 155H148V154H146V156H145V161H146L147 158H149V157H147ZM155 155H156V157H160V154L157 156V153H156ZM181 155H182V152H181ZM197 155H198V153H197ZM250 155H251V154H250ZM255 155H256V156H255ZM30 156H31V157H30ZM42 156H41V157H42ZM64 156L67 157V162H66V163H68V160L70 161V160H72V159L74 158V156L77 157V156H80V155H77V156H76V154H75L74 156H69V155H68L69 157L66 156V155H64ZM91 156H90V157H91ZM106 156H107V155H106ZM149 156L151 157L152 155H149ZM176 156H177V155H176ZM191 156H192V154H191ZM195 156H196V155H195ZM195 156H193V157H195ZM199 156H197V158L195 157L196 159H195V158H194V159H195L196 161H194V159H193V161H191L192 163H190V164H189V161H190V160L187 161V160L184 159V157H183V159H184L185 161L188 162V163H187V162L185 163V161L182 162L183 159L180 157L182 160L180 159L181 162H180V164H178V167L176 168V167L173 166V167L175 168V172H176V175H175L174 173H173V175H174V176L180 175V177L178 176L180 179H181V178H187V174H189V172H193V171H194L193 168L196 167V166H199V165L201 164V163H200V164L198 163V162H199L198 159L201 158V157H199ZM204 156H205V155H203V158H204ZM208 156H206L205 158H206V159H207V158H210V157H208ZM214 156H213V157H214ZM220 156H221V157H220ZM260 156H259V157H260ZM65 157H64V158H65ZM70 157H71V159H70ZM72 157H73V158H72ZM107 157H108V156H107ZM127 157H125V159H127ZM135 157H136V155H135ZM135 157H134V158H135ZM142 157L144 158V156H142ZM146 157H147V158H146ZM156 157H154V158H156ZM198 157H199V158H198ZM211 157H212V156H211ZM213 157H212V158H213ZM228 157H229V159H228ZM244 157H245V158H244ZM24 158H25V159H24ZM52 158H53V159H52ZM57 158H60V159H57ZM112 158H113V156H112ZM119 158H120V156H119ZM152 158H153V156H152ZM164 158H165V156H164ZM189 158H190V157H189ZM216 158H214V159H216ZM261 158H262V157H261ZM261 158H260V159H261ZM16 159H17V158H16ZM38 159H39V158H38ZM44 159H45V158H42V159H41V161H42V162L40 161V164H41V165H43V164L45 163V162H44V161H45ZM50 159H51V160H50ZM55 159H57V160H55ZM65 159H66V158H65ZM90 159H91V158H90ZM95 159H93V160H95ZM103 159H104V158H103ZM106 159H107V158H106ZM121 159L124 160V158H121ZM129 159H130V158H129ZM136 159H137V158H136ZM136 159H135V161H136ZM149 159H150V158H149ZM159 159H161V157H160ZM176 159L178 160L179 157H177ZM91 160H92V159H91ZM91 160H90L89 162H91ZM96 160H95V161H96ZM98 160H99V159H98ZM101 160H102V159H101ZM101 160L99 161V163H100V165H103V164H101V162H103V160H102V161H101ZM114 160H117V158L114 159ZM114 160L111 161V158H110L109 161L111 162V164H110V162H109V165L112 166V164L114 163ZM119 160H120V159H119ZM150 160H151V159H150ZM153 160H155V159H153ZM156 160H157V159H156ZM230 160L227 161V162L231 163ZM248 160L251 161V158H249ZM258 160H259V159H258ZM2 161H3V160H2ZM19 161H18V162H19ZM65 161H66V160H65ZM106 161H107V160H106ZM117 161H118V160H117ZM135 161H134V162H135ZM137 161H138V160H137ZM148 161H149V160H148ZM161 161H163V160H161ZM173 161L176 162V160H173ZM178 161H179V160H178ZM202 161H204V159H203ZM43 162H44V163H43ZM62 162H63V161H62ZM73 162H75V160H74ZM73 162H72V163H73ZM89 162H88V164H89ZM92 162L94 163V164H93V166H94V165H95V162H94V161H92ZM107 162H108V161H107ZM112 162H113V163H112ZM120 162H122V165H123V161L120 160ZM132 162H133V161H132ZM139 162H140L139 164H141V163L144 162V160H143V162H142V160L139 161ZM151 162H152V161H151ZM155 162H158V161H155ZM155 162H154V164H153V163H152V164L155 165ZM164 162H165V161H164ZM193 162L196 163V165L193 164ZM225 162H226V161H225ZM227 162H226V163H227ZM235 162H236V164L233 162V163H231V166H233L232 164H235V165H237V163L240 164V162H238V160L235 161ZM243 162H241V164H242ZM252 162H253V164L256 163L254 160H253ZM15 163H16V162H15ZM20 163H21V162H20ZM42 163H43V164H42ZM56 163H57V162H56ZM56 163H54V165H55ZM63 163H65V162H63ZM82 163H83V164H82ZM99 163H98V161H96L97 166L99 165ZM103 163H105V162H103ZM115 163H116V162H115ZM115 163H114V164H115ZM129 163H130V160H129ZM129 163H128V164H129ZM144 163H146V162H144ZM159 163H160V162H159ZM176 163H177V162H176ZM202 163H204V162H202ZM205 163H206V162H205ZM263 163H264V162H263ZM9 164H10V163H9ZM13 164H14V163H13ZM47 164H48V163L45 164L46 167L43 165V168H44V169L42 168L41 165H39V166L41 167V170L43 169V172H42L41 174L47 173V175H46V174H44V175L47 176V177H48L47 179L51 181V177H50V176H53V173L55 174L57 171H58V173H59V172L62 171V170H59V169H58V167H57L58 164H56L57 170H56V168H54V166H53V167H51V166L49 167V165H51V164H48V165H47ZM61 164H62V163H61ZM69 164H70V162H69ZM73 164H74V163H73ZM75 164H77V165H75ZM75 164H74V165H75L76 167H78V163H75ZM91 164H92V163H90V165H91ZM114 164H113V165H114ZM137 164H138V163H137ZM152 164H151V165H152ZM161 164H162V163H161ZM166 164H167V163H166ZM169 164H170V163H169ZM197 164H199V165H197ZM207 164L209 165V163H207ZM253 164H252V166H253ZM256 164H257V163H256ZM256 164H255V165H256ZM259 164H260V163H259ZM10 165H11V164H10ZM10 165H9V166H10ZM14 165H15V164H14ZM16 165L20 166V168L23 166L22 164H21L22 166L19 165V163H16ZM37 165H38V163H37ZM67 165H68V164H66V166H67ZM74 165H73V168H74ZM105 165H106V164H105ZM105 165H103L102 167L100 166V167L102 168V170H100V172L98 171L99 169H98L97 171H98L99 173H102L103 168H104ZM109 165H108V163H107V166H109ZM116 165H117V164H116ZM116 165L113 166V169H111L112 167H110V166L108 167V169L110 168V169H109V173H110V171L112 172V170L115 171L114 169H116V168L118 167V170L116 169V171H118V175H119V169L122 167V165H119V163H118V165L121 166V167H119L118 165L116 166ZM132 165H134V164H132ZM143 165H144V164H143ZM148 165H149V162H148ZM153 165H152L151 167H153ZM156 165H157V163H156ZM159 165H160V164H159ZM170 165H171V164H170ZM172 165H173V164H172ZM172 165H171V167H172ZM229 165H230V164H229ZM247 165H246V166H247ZM257 165H258V164H257ZM26 166H27L26 168H28V169L31 168V165H30L29 167H28V165H26ZM91 166H92V165H91ZM107 166H105V168H106ZM127 166H128V165H127ZM139 166H140V165H138V168H139ZM160 166H161V165H160ZM164 166H165V164H164ZM166 166L168 167L169 165H166ZM166 166H165V167H166ZM175 166H176V165H175ZM204 166H205V165H204ZM204 166H203V168H204ZM211 166H212V164H211ZM249 166L251 167V163H250ZM249 166H248V167H249ZM262 166H263V164H262ZM24 167H25V166H23L21 169H23ZM34 167H35V166H34ZM34 167H33V163H32V169H31V170H33ZM47 167H48V169H47L48 171L46 170ZM59 167L61 168L62 166L60 165ZM64 167H65V165H64ZM76 167H75V168H76ZM94 167H95V166H94ZM94 167H93V168H94ZM100 167H99V168H100ZM133 167H134V166H133ZM136 167H137V166H136ZM144 167H145V165H144ZM149 167H150V166H149ZM155 167H156V166H155ZM155 167H154V168H155ZM161 167L163 168V166H161ZM171 167H169V168H171ZM190 167H191V168H190ZM209 167H210V166H209ZM209 167H208V169H209ZM233 167H234V166H233ZM257 167H258V166H257ZM259 167H261V166L259 165ZM26 168H24V170H26ZM50 168L55 169V172H53V170H50ZM62 168H63V167H62ZM67 168L70 169L69 165H68ZM73 168H72V170H73ZM80 168H81V167H80ZM82 168H81V169H82ZM85 168H87V169H85ZM95 168H96V167H95ZM97 168H98V167H97ZM97 168H96V169H97ZM141 168H142V167L140 166V170H141ZM159 168H160V167H159ZM162 168H161L160 170H161V174H163V176H164V172H165V171L162 173V170H164V169H162ZM189 168H190V170H189ZM214 168H216V169H214ZM235 168H238V169H236V170H240V169H239V166H235ZM253 168H254V167H253ZM263 168H264V167H263ZM3 169H4V168H3ZM21 169H20V170H21ZM39 169H40V168H39ZM81 169L78 168V170H81ZM96 169H95V170H96ZM127 169H128V167H127ZM135 169H136V168H135ZM145 169H146V168H145ZM145 169H144V170H145ZM148 169L150 170V168H148ZM148 169H146V170H148ZM156 169H157V168H156ZM165 169H166V168H165ZM167 169H168V168H167ZM167 169H166V170H167ZM231 169H232V167H231ZM244 169H245L247 172L250 171L251 173H253L252 171H254V169H253V170H252V169H251V170H248V169H246V168H244ZM261 169H262V168H261ZM261 169H259V170H260V171L264 170V169H262V170H261ZM29 170H30V169H29ZM31 170H30V171H31ZM41 170L39 171V170H37V168H36L35 171H38V173H39V172H41ZM45 170H46V171H45ZM74 170L77 171L76 169H74ZM124 170H125V169H124ZM124 170L122 169L123 172H124ZM138 170H139V169H138ZM140 170H139V171H140ZM149 170L147 171L148 173H150ZM160 170H158V171H160ZM171 170L173 171V168L170 169V172H171ZM202 170H203V169H202ZM212 170H213V171H212ZM236 170L234 169V172H233L234 174L231 172V174L234 175V180H235V177L238 176V173H239V174L242 173V171H241V172L238 171V172H236V173H237V174H236L237 176H236V175H235V171H236ZM245 170H244L243 172H246ZM44 171H45V172H44ZM50 171H51V172H50ZM116 171H115V172H116ZM120 171H121V170H120ZM127 171H128V170H127ZM127 171H125V172H127ZM130 171H131V169H130ZM132 171H133V169H132ZM134 171H135V170H134ZM136 171H137V170H136ZM136 171H135V172H136ZM153 171H154V170H153ZM158 171H157V172H158ZM208 171H209V170H208ZM214 171H215V172H214ZM232 171H233V169H232ZM255 171H256V169H255ZM260 171H259V172H260ZM1 172H2V171H1ZM28 172H29V171H28ZM28 172H27V173H28ZM48 172H50V174H51V173H52V174L50 175V174H48ZM62 172H63V171H62ZM62 172H60L61 175H60V174H58V175L55 174V175L57 176V177L55 176V178H58V179H57L58 181H61V180L65 179V178H69V177H67V176L71 173V172H70V173L65 172L64 175H63ZM68 172H69V171H68ZM72 172L74 173V171H72ZM77 172H78V171H77ZM84 172H86V171H84ZM88 172H89V174L87 173L88 175L92 174L90 171H88ZM103 172H105V170H104ZM140 172H141V171H140ZM142 172H143V171H142ZM151 172H152V170H151ZM157 172H156V170H155V173H157ZM167 172H168V170H167ZM167 172H165L166 175H168ZM170 172H169V174H170ZM196 172H197V171H196ZM196 172H195V173H196ZM217 172H218V173H217ZM250 172H248V173L250 174ZM257 172H258V170H257ZM10 173H11V172H10ZM22 173H23L24 175L26 174L25 172H22ZM79 173H80V171L78 172V174H79ZM94 173H96V171H95ZM116 173H117V172H116ZM120 173H121V172H120ZM131 173H132V172H131ZM131 173H130L129 176H131V175L133 174V173H132V174H131ZM144 173H146V171L143 172L142 174H144ZM155 173H154V175H156V177L153 175V176L155 177V181H156V180L159 181L160 179L158 178L157 174H155ZM193 173H194V172H193ZM193 173H191V174H189V175H192L193 177L195 176L194 179L198 180V179H197V176H198V174L200 173V175H199L198 177H201V178L203 177L202 180L204 179V183L207 181L206 175H205V174H202L203 171L198 172L197 175H196L195 173H194V174H193ZM216 173H217V175H216ZM255 173H256V172H255ZM260 173L262 174V172H260ZM12 174H13V173H12ZM28 174H30V173H28ZM74 174H75V176L77 175L76 173H74ZM74 174H73V175H74ZM81 174H82V173H81ZM97 174H98V173H97ZM102 174H104V173H102ZM105 174H107V170H106V173H105ZM110 174H111V173H110ZM114 174H115V173H114ZM114 174H111V175L113 176ZM125 174H126V173H125ZM128 174H129V173L126 174V178L128 177ZM214 174H215V175H214ZM261 174H260V175H261ZM263 174H264V173H263ZM32 175H33V174H32ZM32 175H30V176H32ZM36 175H37V173H36ZM48 175H49V176H48ZM65 175H67V176L64 177ZM70 175H71V174H70ZM70 175H69V176H70ZM73 175H71L70 178H69V180H71L72 178L74 179V180H73V179L71 180V181H72V184H71V181H70V182L67 181V183L69 182V185H72V186H73V183H74V182H76V183L79 182V181H80L79 179H82V180H83V177L85 176L84 173H83L84 176L82 175L83 177H81V178H80L81 175H78L79 177H77V178H79V179H77V180H78V181H77V180H75V177H74ZM88 175H86L85 177L89 179V176H88ZM140 175H141V174H140ZM146 175H147V174H146ZM159 175H160V173H159ZM182 175H184V176L186 175V177H184V176H182ZM203 175H204V176H203ZM213 175H214L215 177H214ZM233 175H232V177H233ZM241 175H243V173H242ZM245 175L248 176L247 173L244 174V177H246ZM256 175H259V174H256ZM256 175H255V176H256ZM3 176H4V175H3ZM9 176H10V175H9ZM13 176H14V175H13ZM27 176H28V175H27ZM45 176H44V177H45ZM58 176H60V177H64V178H63V179H59ZM92 176H94V175H92ZM92 176H91V177H92ZM97 176H98L97 178L99 179V183H100L101 185H103V187H102V186H100V187H101V188H105V192L108 191V190H107V186H112L113 183H114V184L117 183V181H115V182H116V183H115L114 180H111V181H112V185L110 184L111 182L108 183V181H107V182L105 181V184H104L102 181L100 182V180L102 179L101 177H99L100 175H97ZM106 176H107V175H106ZM108 176H110V175L108 174ZM115 176H116V175H115ZM115 176H114V178H115ZM122 176H124V175H122ZM148 176H149V174H148ZM150 176H151V175H150ZM192 176H190L191 179H193ZM251 176L254 177L255 180H258V179H257L258 176L255 177V176H253L252 174H251ZM262 176H263V175H262ZM262 176H261V177H262ZM0 177H1V175H0ZM4 177H5V176H4ZM6 177H7V176H6ZM23 177H24V176H23ZM23 177H22V179H24L26 176H25L24 178H23ZM28 177H29V176H28ZM34 177H35V176H34ZM41 177H43V176L40 175V178H41ZM85 177H84V178H85ZM91 177H90V179L93 180V181H95V182H97V185H99V184H98V181H96L97 179L95 180V178L92 179L93 177H92V178H91ZM95 177H96V175H95ZM124 177H125V176H124ZM140 177H141V176H140ZM142 177H143V176H142ZM168 177H169V175H168ZM212 177H214V178H212ZM242 177H243V176H242ZM248 177H250V176H248ZM252 177H250V179L247 180V181L251 182V180H253ZM10 178H11V177H10ZM86 178H85V179H86ZM100 178H101V179H100ZM106 178L108 179V177H104V179H106ZM114 178L111 177V178H109V179H114ZM161 178H163V177H161ZM164 178L167 179L166 176H165ZM164 178H163V179H164ZM169 178H170V177H169ZM173 178L176 179V177H173ZM201 178H200V179H201ZM238 178L241 180V177H238ZM238 178H236V179L238 180ZM251 178H252V179H251ZM258 178H259V177H258ZM5 179H6V178H5ZM27 179L29 180L30 178H27ZM27 179H26V180H27ZM45 179H46V177H45ZM85 179H84V184H85V182L88 180V179H86V181H85ZM104 179H103V180H104ZM115 179H116V178H115ZM120 179H121V177H120ZM123 179H125V178H123ZM130 179H131V178H130ZM144 179H145V178H144ZM152 179H153V178H152ZM177 179H178V178H177ZM180 179H179V181H180ZM194 179H193L192 181H194ZM200 179H199V181H200ZM223 179H224V178H223ZM223 179H222V181H223ZM226 179H225V180H226ZM259 179H260V178H259ZM12 180H13V178H12ZM37 180H38V179H37ZM57 180H55V182H56ZM67 180H68V179H67ZM128 180H129V179H128ZM138 180H139V179H138ZM186 180H187V179H186ZM186 180H184V182H186ZM188 180H189V179H188ZM202 180H201V182H202ZM209 180H210V179H209ZM209 180H208V181H209ZM225 180H224V183H225V184H228V183H226ZM234 180H233V181H234ZM261 180H262V179H261ZM263 180H264V178H263ZM2 181H3V180H2ZM2 181L0 182V190H1V188L3 189V187H4V185H5L4 183L6 182V181H3V183H2ZM34 181H36V180H34ZM58 181H57V182H58ZM73 181H74V182H73ZM109 181H110V180H109ZM153 181H154V179H153ZM155 181H154V182H155ZM157 181H156V182H157ZM164 181H165V180H164ZM171 181H172V180H171ZM176 181H178V180H176ZM179 181H178V182H179ZM181 181L183 182V179H182ZM190 181H191V180H190ZM210 181H211V180H210ZM210 181H209L210 184H208V183H207V184L210 185V191L212 192V194H214V193H213V190L211 189V187H213V186H211V185H212L213 183L215 184V182H213V183L211 184L212 181H211V182H210ZM222 181H221V183H219V184H222ZM7 182H8V181H7ZM7 182H6V183H7ZM21 182L24 183V181H21ZM29 182H30V181H29ZM53 182H54V181H53ZM91 182H92V181H91ZM120 182H122V180H121ZM120 182L118 181V183H119L120 185H122V183H125V182H122V183H120ZM146 182H147V181H146ZM184 182H183V183H184ZM201 182H200V183H201ZM218 182H216V183H218ZM238 182H239V181H238ZM252 182H253V181H252ZM259 182H261V181H259ZM9 183H10V182H9ZM12 183H13V182H12ZM17 183H18V182H17ZM17 183H16V186H19V188H21V186H23V185L25 186V184H26V183H24V184H22V185L20 186V185H17ZM35 183H36V182H35ZM46 183H47V182H46ZM59 183H60V182H59ZM59 183H57L58 186H60ZM67 183H66V182H65V183L63 182L64 187H65V186L69 187V186L67 185ZM129 183H130V182H129ZM131 183H132V182H131ZM140 183H141V182H140ZM143 183H144V182H143ZM161 183H162V182H161ZM167 183H168V182H167ZM172 183H173V182H172ZM172 183H171V184H172ZM195 183H197V182H195ZM195 183H194V185H196ZM202 183H203V182H202ZM204 183H203V184H204ZM224 183H223V184H224ZM242 183H243V181L241 182V184H242ZM257 183H258V182H256V184H255V183H252V184L255 185V186H254V188H255L254 191H255V190H256L255 192L258 191L257 194H259V191L262 190L261 188H262V185H263L264 183H263V181H262L263 184L260 183V185H257ZM29 184H33V183H29ZM37 184H38V183H37ZM43 184H44V183H43ZM79 184H81V183L79 182ZM79 184L77 185V184L74 183V185L77 186L76 191H77L78 193H80V194H78V193L76 194V191L73 190L74 188H76V187L74 186V188L72 187V190H73V192H74V191H75V192H74V193L71 192V191H72L71 188H68V190H71V191H69V192H71V193H69V194H67V195L71 196L70 194H74V195L76 194V195H75L76 199H79V196H81V193H82V192H83V193H86V192H87L86 189L89 188V186H91V184L88 185V184L86 183L87 186H88V187L85 188L86 191L83 189L82 192H79V190L82 188V186L78 187ZM119 184H118V186H117V184H116V185H115L116 187H114V188L120 187ZM191 184L193 185V183H191ZM197 184H198V183H197ZM207 184H206V186L209 187ZM245 184H246V181H245ZM245 184H244L243 186H245ZM8 185H9V184H8ZM8 185H6L7 188H8ZM26 185H27V184H26ZM33 185H34V184H33ZM57 185H56V186H57ZM81 185H83V183H82ZM130 185H131V184H130ZM134 185H135V184H134ZM138 185H139V183H138ZM153 185H155V184H153ZM157 185H158V184H157ZM157 185H156V186H157ZM173 185H174V183H173ZM229 185H230V186H229ZM229 185H228V188H227V186H225V187H226L227 189H229V190H232L234 187L237 188V189L239 188V186H237L238 184H237L235 181H234L233 183H232V182L229 183ZM11 186H12V185H11ZM29 186H31V185H29ZM40 186H41V185H40ZM44 186H46V185H44ZM85 186H86V185H85ZM104 186H105V187H104ZM122 186H123V185H122ZM122 186H121V189L123 188L122 190H124L125 186H126V187L128 186V182H127V184H125L123 187H122ZM140 186H141V185H140ZM159 186H160V185H159ZM161 186H162V185H161ZM164 186H165V185H164ZM166 186H167V185H166ZM196 186H197V185H196ZM199 186H200V185H199ZM201 186H204V185H201ZM215 186H216V185H215ZM223 186H224V185H223ZM250 186H251V184H250ZM257 186H260L261 188H260V187H257ZM263 186H264V185H263ZM9 187H10V186H9ZM14 187H15V186H14ZM25 187H26V186H25ZM38 187H39V186H38ZM38 187H37V188H38ZM60 187L62 188V186H60ZM64 187H63V188H64ZM67 187H66V188H67ZM91 187H92V186H91ZM98 187H99V186H98ZM128 187H129V186H128ZM128 187H127V189H129ZM133 187H136V186H132V188H133ZM143 187H144V186H143ZM143 187L141 186V188H142L141 191H143ZM149 187H150V186H149ZM152 187H153V186H152ZM170 187L173 188L174 186H169V188H170ZM176 187H177V186H175L174 188H176ZM179 187H181V186H178V189H179L180 191H182ZM186 187H188V184H187ZM225 187H224V188H225ZM12 188H13V187H12ZM23 188H24V187H23ZM28 188H29V187H28ZM33 188H34V186H33ZM45 188H46V187H45ZM50 188H51V187H50ZM63 188H62V189H63ZM130 188H131V186H130ZM132 188H131V190H132ZM136 188H137V187H136ZM141 188H139V189H141ZM156 188H157V187H156ZM156 188L154 187L153 189L156 190ZM174 188H173V189H174ZM184 188H185V186H184ZM218 188L221 189V187H219V185H218ZM224 188L221 189L220 191H223ZM235 188H234V189H235ZM8 189H10V188H8ZM15 189H16V187H15ZM17 189H18V188H17ZM17 189H16V190H17ZM25 189H27V188H25ZM40 189H41V188H38V190H40ZM58 189H59V191H61L60 188H58ZM58 189H57V190H58ZM78 189H79V190H78ZM121 189H120V188H119L118 190L114 189V191H115V190H116V191H119V190H120L119 192H121ZM127 189H125V191H126L127 193H129L131 190L129 189L130 191H129V190L127 191ZM170 189H171V188H170ZM182 189H183V188H182ZM203 189H204V188H203ZM247 189H248V187L246 186V188L243 187L241 191L243 192V194H244V192H245V193H247V194L250 195L249 198H250L251 200L249 199L250 202H249L248 204H251V206L249 205V207H250L251 209H252V208L255 209L254 206L256 205V203H258V201L256 202V200L259 199L260 202H261V201H262L261 199H263L264 197H263V198H259V197H258V198H254V197H256V193L253 192V193H255L254 195H253L252 193L250 194V192H249L250 188H249V190H247ZM257 189H258V190H257ZM4 190H6V188H4ZM4 190H3V191H4ZM48 190L51 191V189H48ZM53 190H56V189H54V186H53V189H52V192H51V193H52V194H56V193L58 192V191H57V192L55 191V193H53ZM90 190H91V189H90ZM92 190H93V188H92ZM99 190H100V189H99ZM101 190L103 191V189H101ZM136 190H138V189H136ZM136 190H135V191H136ZM144 190H145V189H144ZM151 190H152V188H151ZM155 190H154V191H155ZM158 190H160V188H159ZM161 190H162V189H161ZM174 190H176V189H174ZM179 190H178V191H179ZM191 190H192V188H191ZM193 190H195V189H193ZM214 190H215V188H214ZM216 190H217V189H216ZM238 190H240V188H239ZM238 190H237V192H238ZM6 191H7V190H6ZM8 191H9V190H8ZM33 191H34V189H33ZM35 191H36V190H35ZM80 191H81V190H80ZM88 191H89V190H88ZM111 191H112V189H111ZM114 191H113V192H114ZM135 191H134V192H135ZM138 191H139V194L141 195V191H140V190H138ZM138 191H137V192H138ZM152 191H153V190H152ZM154 191H153V194H154ZM156 191H157V190H156ZM164 191H165V190H164ZM170 191H171V190H170ZM170 191H169V192H170ZM205 191H206V190H205ZM205 191H204V192H205ZM224 191H225V190H224ZM224 191H223V192H224ZM250 191H251V190H250ZM263 191H264V190H262L261 192H262V194L264 195ZM11 192H12V191H11ZM15 192H16V191H15ZM29 192H30V191H29ZM63 192H64V194L66 195L67 192L65 193V190H64V189H63ZM109 192H110V191H109ZM145 192H146V191H144L143 193H145ZM159 192H160V191H159ZM185 192H186V191H185ZM185 192H184V193H185ZM195 192H196V191H195ZM197 192H201V191L198 190ZM211 192H210V193H211ZM235 192H236V191H235ZM8 193H9V192H8ZM8 193H7V194H8ZM24 193H26V191H24ZM27 193H28V192H27ZM36 193H37V192H36ZM91 193H92V192L90 191V194H91ZM122 193L124 194V192H122ZM122 193H121V195L123 196ZM130 193H132V196H133V194H134L133 198H134V197L136 198V197L138 196V194H135L136 192L133 193V190H132V192H130ZM157 193H158V192H157ZM164 193H166V192H164ZM170 193L172 194V191H171ZM184 193H183V194H184ZM221 193H222V192H221ZM239 193H241V192L239 191ZM2 194H3L2 191H0V195H1V196H2ZM5 194H6V193H5ZM7 194H6V195H7ZM30 194H31V193H30ZM40 194H41V190L39 191V194H38V195L40 196ZM52 194H51V197H52V198H50V199H52L51 201L55 202L53 196H57V195H53V196H52ZM57 194H58V197H56V198H57L56 201H58V199H59V201H60L61 199L64 200L65 197H66V196L64 197V196L62 195V193H57ZM59 194H60L61 196H60ZM87 194H88V193H87ZM90 194H89V195H90ZM93 194H96V193H94V191H93ZM114 194H115V193H114ZM114 194H113V196H114ZM116 194H117V193H116ZM116 194H115V197L117 198ZM118 194H119V193H118ZM125 194H126V193H125ZM125 194H124V195H125ZM145 194H146V193H145ZM155 194H156V192H155ZM174 194H176V191H175ZM188 194H189V193H188ZM191 194H192V193H191ZM204 194H206V193H204ZM216 194H217V195H215V196L213 195L214 197H211V198H212L211 200L208 199L207 202H210V201L213 202V200L216 199L215 202L218 203V204H216L215 202H213V204H214V203L216 204V207H215V204L212 205V206H214L215 208H217V205H219V206H218V211H217L216 209H215V211H212V209L210 210L209 207H208V205H207L206 203H203V202H205V200L201 203L202 205H207V208L210 210V216H211V217H213L214 215H216L217 212L220 213L221 211H220L219 209H222V210H223L224 206H226V204H227L226 201H225L226 204H224V202L220 199V197H222L223 195L219 197V196H218V192H216ZM232 194H233V193H232ZM262 194H260V196H261ZM3 195H4V194H3ZM35 195H36V194H35ZM47 195H48V194H47ZM74 195H73V196H74ZM78 195H79V196H78ZM136 195H137V196H136ZM140 195L138 196V199H141V198L143 197V194L141 195V196H142L141 198H140ZM146 195H147V194H146ZM161 195H162V194H161ZM163 195H164V194H163ZM193 195L195 196L196 193L193 194ZM230 195H231V194H230ZM234 195H235V194H234ZM251 195L254 196L253 199L255 200V205H252V203H251V202L253 201L252 198H251V197H252ZM263 195H262V196H263ZM8 196H9V195H8ZM10 196H11V195H10ZM32 196H33V195H32ZM49 196H50V195H49ZM62 196L64 197V199L62 198ZM86 196H87V195H86ZM94 196H95V195H94ZM127 196H131V195H127ZM132 196H131V197H132ZM148 196H149V195H148ZM150 196H151V195H150ZM155 196H156V195H155ZM155 196H153L154 199L152 198V199H153V200H152L153 202H154L155 198H158V196H156V197H155ZM166 196H167V195H166ZM170 196H171V195H170ZM189 196H191V195L189 194ZM198 196H199V195H198ZM205 196H206V195H205ZM216 196H218V197H216ZM232 196H233V195H232ZM239 196H241V195H239ZM244 196L246 197V194L243 195V198H244ZM258 196H259V195H258ZM2 197H3V196H2ZM22 197H23V196H22ZM25 197H26V195H25ZM59 197H61V198H59ZM77 197H78V198H77ZM90 197H91V196H90ZM100 197H101V196H100ZM100 197H99V198H100ZM109 197H110V196H109ZM109 197H108V198H109ZM118 197H119V196H118ZM120 197H121V196H120ZM131 197H127V198H130V200H132ZM225 197L227 198V194H226ZM234 197H235V196H233L232 199H233ZM237 197H238V195H237ZM10 198H11V197H10ZM28 198H29V197H28ZM28 198H27V199H28ZM35 198H36V197H35ZM73 198H74V197H73ZM73 198H72V199H73ZM99 198H98V199H99ZM102 198H103V197H102ZM124 198H125V197H124ZM124 198H123V200H124ZM127 198H126V199H127ZM143 198H144V197H143ZM148 198H149V197H148ZM159 198H160V197H159ZM180 198H181V194H180ZM183 198H184V199L187 198V194H186V196L183 197ZM183 198H182V199H183ZM203 198H204V197H203ZM12 199H13V198H12ZM50 199H49V201H50ZM87 199H88V198H87ZM109 199H110V198H109ZM111 199H112V198H111ZM121 199H122V198H121ZM136 199H137V198H136ZM138 199H137V200H138ZM192 199H193V198H192ZM192 199H191V200H192ZM222 199H223V198H222ZM1 200H2V199H1ZM1 200H0V203L2 202ZM6 200H7V199H6ZM8 200H9V199H8ZM33 200H34V199H33ZM33 200H32V201H33ZM62 200H61V202H63ZM68 200H69V199H68ZM84 200H85V198H84ZM104 200H105V199H104ZM127 200H128V199H127ZM127 200H126V201H127ZM171 200H172V199H171ZM173 200H174V199H173ZM173 200H172V201H173ZM186 200H187V199H186ZM186 200H182L181 203H182L183 201H185L187 206H188L189 204H191L192 206H194V204H195V205H198V204H199V201H198V203H193V202L188 201V203H189V204H188ZM234 200H236V201H234ZM234 200H233V201H234L233 204L235 205V203L237 202L238 198H236V199H234ZM240 200H242V196H241ZM247 200H248V199L244 198V200H242V201L244 202V201H247ZM28 201H30V200H28ZM34 201H36V202L39 203L41 200H40V201L34 200ZM42 201H43V199H42ZM49 201H48V202H49ZM69 201H71V200H69ZM113 201H114V200H113ZM113 201H112V203H113ZM117 201H118V202H122V201H120V200H117ZM117 201H115V202H117ZM142 201H144V200H143V199L140 200V202H142ZM157 201L160 202V199L157 200ZM164 201H165V199H164ZM172 201H171V203H172ZM179 201H180V200H179ZM227 201H228V200H227ZM233 201H232V202H233ZM5 202H8V201H5ZM9 202H11V201L9 200ZM78 202H79V201L77 200V203H78ZM128 202H129V201H128ZM128 202H127V204H129ZM138 202H139V200H138ZM153 202H152V203H153ZM166 202H167V200H166ZM166 202H165V204H167ZM169 202H170V200L168 201V203H169ZM185 202H183L182 204H181V203L179 204V202H175V203H176V204L178 203V205H182V207L185 208V204H184ZM196 202H197V200H196ZM230 202H231V201H230ZM240 202H241V201L237 202V204H236V209H238L239 211H243V212H241V213L248 212L247 210H249V209H247L246 211H245V209H243V210L241 209V210H240V206H241V207L244 206L243 203H241L243 206L240 204L239 208H237V207H238L237 205H238V203H240ZM253 202H254V201H253ZM260 202H259V203H260ZM29 203H30V202H28L29 208H31V210H33V209L35 210V208H33L34 205H33L32 203H30V204H29ZM46 203H47V202H46ZM70 203H74V201H73V202L71 201ZM90 203H91V202H90ZM100 203H102V202H100ZM130 203H131V202H130ZM147 203H148V205L150 204L148 201H147ZM162 203H163V202H161L160 204H162ZM192 203H193V204H192ZM222 203H223V204H222ZM259 203L256 205V209H257V210L255 209V212H256V213L258 212L259 209L262 210V211H263V209H264V207H263V209H262V208H258V205H260V207H261L262 204H263L264 202H263V203L261 202L260 204H259ZM34 204H35V203H34ZM39 204H40V203H39ZM39 204H38V205H39ZM41 204H42V203H41ZM48 204H49V206H50V203H47V205H48ZM51 204H54V203L51 202ZM55 204H57V203L55 202ZM59 204H60V203H59ZM67 204H68V202H66V204H65L66 206H65V207H68ZM75 204H76V203H75ZM82 204H83V202H82ZM85 204H86V203H85ZM85 204H84V205H85ZM91 204L93 205V202H92ZM91 204H89V205L91 206ZM102 204H103V203H102ZM114 204H115V203H114ZM124 204H125V203H124V201H123L121 205L124 206ZM133 204H135V203H133ZM133 204H132V205H133ZM136 204H137V202H136ZM136 204H135V205H136ZM145 204H146V203H145ZM155 204H159V203L156 202ZM155 204H154V206H157V207H158V205H155ZM165 204L163 203V206L161 205L160 208H161V207H165ZM173 204H174V202H173ZM173 204H172V205H171V204H170V205L168 204V205H169V206H172V208H173V207L176 208V206L173 205ZM183 204H184V205H183ZM2 205H3V203H2ZM4 205H6V204H4ZM14 205H15V204H14ZM31 205H33V206L31 207ZM38 205L35 204V206H38ZM62 205H64V204H62ZM73 205H74V204H73ZM97 205H99V204L97 203ZM152 205H153V204H152ZM152 205L150 204L151 207H152ZM202 205L197 206V207L202 208V209H199L200 211H204V210H203V207H204V206H202ZM0 206H1V204H0ZM49 206H48V207H49ZM52 206H53V205H52ZM57 206H58V205H57ZM111 206H112V205H111ZM133 206H134V205H133ZM136 206H137V205H136ZM136 206H134V207H136ZM141 206L144 207V205H141ZM150 206H149V207H150ZM154 206H153V207H154ZM169 206H168V207H169ZM187 206H186V207H187ZM12 207H13V206H12ZM27 207H28V206H27ZM41 207H43V206H41ZM70 207H72V206H70ZM74 207H75V208H74ZM74 207H73V211H72L73 213L70 214L71 217H72V216H75V215H77V214H81V213H83V212H81V210L83 211V208L80 210V207H81V206L78 207V205H76V206H74ZM77 207H78V209H79L80 211L77 210ZM82 207H83V206H82ZM91 207H92V206H91ZM91 207H88V206H87L86 208H87L88 210H90ZM96 207H97V206H96ZM96 207L94 208V210L98 212L97 209H98V208L100 209V207H99V206H98V208H96ZM125 207H126V206H125ZM138 207H140V206L138 205ZM138 207H137V210L139 209ZM151 207H150V208H151ZM153 207H152V208H153ZM157 207H156V208H157ZM205 207H206V206H205ZM214 207H212V208H214ZM221 207H222V208H221ZM5 208H6V207H5ZM39 208H40V207H39ZM45 208H46V207H45ZM50 208H52V207H50ZM89 208H90V209H89ZM103 208H104V207H103ZM103 208H102V209H103ZM128 208H129V207H128ZM150 208H147V210H144V211H145V214L142 213L143 210H142V212H141V208H140V210H138V211L141 212L143 215L146 216V215H147V214H146V211H148V209H150ZM156 208H155V209H156ZM160 208H159V210H158V211H160L159 213H161V211H162ZM166 208H167V205H166V207H165L163 210H165ZM170 208H171V207H170ZM177 208H178V207H177ZM188 208H189V210H190V208H191L190 205H189ZM188 208H187V209H188ZM194 208H196V207L194 206ZM207 208H205V209H206L205 211H208ZM225 208H226V207H225ZM225 208H224V209H225ZM243 208H244V207H243ZM7 209H8V208H7ZM27 209H28V208H27ZM48 209H49V208H47V210H48ZM54 209H55V208H54ZM59 209H60V205H59ZM61 209H62V208H61ZM67 209H68V208H67ZM69 209H70V208H69ZM74 209H76V210L74 211ZM84 209H85V208H84ZM102 209H101V210H102ZM105 209H106V207H105ZM110 209H111V208H110ZM123 209H124V208H123ZM143 209H145V208H143ZM155 209H154V210H155ZM179 209H180V208H179ZM179 209H178V210H179ZM185 209H186V208H185ZM187 209H186V210H187ZM191 209H192V208H191ZM231 209H232V208H231ZM233 209H234V208H233ZM251 209H250V212L252 211ZM4 210H5V209H4ZM13 210H14V209H13ZM45 210H46V209H45ZM55 210H56V209H55ZM55 210H54V212H55ZM62 210H63V209H62ZM65 210H66V208H65ZM101 210H99V212H98V213L100 214V215L98 214L99 218H101V217H100V216H101V213H100ZM129 210H131V209L129 208ZM137 210L135 209L136 212H137ZM150 210H151V209H150ZM169 210H170V209H169ZM169 210H168V208H167L166 211L168 212ZM171 210H173L172 212L175 211V209H171ZM227 210H228V208H227ZM6 211H7V210H6ZM35 211H36V210H35ZM38 211H39V209H38ZM68 211H69V210H68ZM68 211H67V212H68ZM78 211H79V213H78ZM103 211H104V212H107V211H105V210H103ZM103 211H102V212H103ZM114 211H116V210L114 209V210H113V213H114ZM126 211H127V210H124L123 214H125ZM133 211H134V210H133ZM156 211H157V210H156ZM158 211H157V212H158ZM196 211H197V210H196ZM211 211H212V212H211ZM225 211H226V209H225ZM239 211H237V212H235V213H239ZM262 211H261V212H262ZM42 212H43V211H42ZM64 212H65V211H64ZM67 212H66V213H67ZM74 212H76L77 214H75ZM88 212H92V209H91L90 211H87L86 213H88ZM136 212H134V215L136 214ZM149 212H150V211H149ZM162 212H163V211H162ZM164 212H165V211H164ZM179 212H180V211H179ZM227 212H228V211H227ZM261 212H260V214H261ZM8 213H9V211H8ZM16 213H17V212H16ZM33 213H35V212H33ZM40 213H41V212H40ZM56 213H59V211L56 212ZM109 213H110V212H108V214L105 213V214L107 215V217L111 214V213H110V214H109ZM118 213H120V212L117 211V216H118V215L121 216L122 213H121V214H118ZM128 213H129V212H128ZM141 213H139L140 216L142 215ZM170 213H171V212H170ZM201 213H203V212H201ZM206 213H209V211L206 212ZM222 213H224V212L222 211ZM248 213H249V212H248ZM11 214H12V213H11ZM36 214H38V213L36 212ZM43 214H44V213H43ZM45 214H46V213H45ZM63 214H65V213H63ZM73 214H74V215H73ZM84 214H85V213H84ZM150 214H151V213H150ZM157 214H158V213H157ZM157 214H156V215H157ZM161 214H162V215H161ZM161 214H160V215L158 214V217H159V218H161L160 216H162V217L164 216L163 213H161ZM166 214H167V213H166ZM180 214H181V213H180ZM194 214H195V213H194ZM227 214H228V213H227ZM227 214H225V215H227ZM239 214H240V213H239ZM239 214H236V216L239 217V216H240ZM245 214H247V213H245ZM251 214H253L254 216L257 215V214L255 215V213H253V211H252V213H249V216H250ZM258 214H259V213H258ZM263 214H264V213L262 212L261 215L263 216ZM18 215H19V214H18ZM47 215H48V213H47ZM49 215H50V214H49ZM60 215L62 216V214H60ZM60 215H59L60 218L58 217L57 219H60V221H63V222L65 223V220H64L65 217H62L63 219H61V216H60ZM143 215H142V216H143ZM156 215H155V216H156ZM174 215H175V216H178L179 219H176V217H175ZM174 215L172 214L171 216H172V217L174 216L176 220H180V217H179L178 214H177V215L174 214ZM197 215H199L198 212H197L196 216H197ZM207 215L209 216V214H207ZM219 215H221V214H219ZM238 215H239V216H238ZM14 216H15V215H14ZM35 216H36V215H35ZM41 216H43V215H40V217H41ZM56 216H57V215H56ZM67 216H68V215H67ZM85 216H86V219H87V220H85V223H86V221H90L89 219L92 218V217L89 216L90 218L88 219V218H87L88 215H86V214H85ZM85 216H83L84 219H85ZM103 216H104V215H103ZM119 216H118V218H119ZM122 216H123V215H122ZM125 216L127 217L126 214H125ZM132 216H133V215H132ZM147 216H148V215H147ZM147 216H146L145 219H144V216L141 217L142 220H143V219L146 220V219H147ZM169 216H170V215H169ZM169 216L165 215L164 218H165V217H166V218L168 217L167 221H169V218H171V217H169ZM184 216H185V215H184ZM201 216H204V215L201 214L200 217H201ZM242 216H243V214H242ZM37 217H39V216L37 215ZM37 217H36V218H37ZM40 217H39V218H40ZM43 217H44V216H43ZM68 217H69V216H68ZM93 217L96 218V215L93 216ZM112 217H113V216H112ZM115 217H116V216H115ZM128 217H129V216H128ZM134 217H135V216H134ZM148 217H149V216H148ZM150 217H151V216H150ZM152 217H153V215H152ZM174 217H173V219H174ZM182 217H183V216H182ZM226 217H228V215H227ZM240 217H241V216H240ZM240 217H239V218H240ZM260 217H261V216H260ZM263 217H264V216H263ZM32 218H34V217H32ZM32 218H31V219H32ZM46 218H47V217H46ZM51 218H52V220H53V217H52V216H51ZM69 218H70V217H69ZM69 218H68V219H69ZM79 218H80V216H79ZM99 218H98L97 220H99ZM104 218H105V217H104ZM108 218H111V216L108 217ZM108 218H107V219H108ZM124 218H125V217H123L122 220L125 221V223H129V226L132 225V223H133L132 231H133V229H137V227H138V229H139V226H140L142 220H137L136 224H134V221L132 222V219H133V218L129 219L128 222H126V219H127V218H125V219H124ZM129 218H130V217H129ZM155 218H156V217H155ZM155 218H153V219H155ZM159 218H158V219H155V222H153V223L157 224V223L159 222L160 224H163V225H162L163 228H164V226H165V228H166L167 226H166L165 223H164V222H167L166 219L161 218V219H163V221H164V222L162 223V221H158ZM186 218H187V217H186ZM196 218H198V216H197V217H194V219H195L196 222L198 223L199 218H198V219H196ZM202 218H203V217H202ZM202 218H201V219H202ZM204 218L207 219V217H205V216H204ZM219 218H220V217H219ZM231 218H232V217H231ZM242 218H243V217H242ZM242 218H241V219H242ZM249 218L251 219V216H250ZM249 218H248V219H249ZM254 218H255V217H254ZM254 218H252V219L255 220V221L257 222V224H258V221H259L260 219L257 221V220H256L257 218H255V219H254ZM258 218H259V215H258ZM37 219H38V218H37ZM55 219H56V218H55ZM65 219H66V221H69V220H70V219L67 220V217H66ZM84 219H83V220H84ZM107 219H106V220H107ZM111 219H112V218H111ZM114 219H115V218H114ZM116 219H117V218H116ZM134 219H135V218H134ZM148 219H149V218H148ZM148 219L145 221L146 224H147V222H148ZM151 219H152V218H151ZM153 219H152V221H154ZM182 219H183V220L179 221V222H181L182 224H179V223H178V226H177V223H176V226L174 225V223H173L174 226H173V225H170V223H169L170 221L167 223V225L169 226V229H170V228L172 229L173 227L176 228V232H175V230H174V231L171 230L173 233H176V234L181 235V236H183V235H182V233H180V231H183V232L188 231V230H186V229H187V227H188L189 225H188V226H186V225H187L188 223L190 224V222H191V220H189L188 223H185L186 219L184 220V217H183ZM209 219H211V218H208V220H209ZM212 219H213V218H212ZM217 219H218V218H217ZM228 219H230V218H228ZM232 219H233V218H232ZM245 219H246V217H245ZM250 219H249V221L251 222L250 224L253 225L252 223H254L255 221L253 222V221L250 220ZM48 220H49V218H48ZM48 220H47V221H48ZM74 220H75V219H74ZM92 220L94 221L95 219H92ZM92 220H91V221H92ZM149 220H150V219H149ZM156 220H157V223H156ZM170 220H171V219H170ZM208 220H206V221H208ZM213 220L216 221L215 218H214ZM213 220H212V221H213ZM223 220H224V219H223ZM28 221H30V220L28 219ZM33 221H34V220H33ZM47 221H46V222H47ZM54 221H55V220H54ZM56 221H57V220H56ZM81 221H82V220H81ZM91 221H90V222H91ZM93 221H92V222H93ZM101 221H102V220H101ZM104 221H105V220H104ZM104 221H103V222H104ZM107 221H110V219H108ZM113 221H114V223H113L112 225H114L115 228L119 227V225H115V223H116L115 220H113ZM118 221H119V223H120V230H121V226L123 225V226H122V227H123L122 229H123L124 231L122 232V234H123V233H126V232H125V229H124V226H125V225H124V222L121 223L122 221H121L120 219H118L116 224H119ZM120 221H121V222H120ZM173 221H174V220H173ZM227 221H228V220H227ZM227 221L225 220V222H227ZM232 221H234V220H232ZM232 221H231V222L229 221V222H230V223H229L230 225H231ZM261 221L264 222V219L261 220ZM30 222H31V221H30ZM30 222H28V224H31ZM58 222H59V221H58ZM90 222H89V223H90ZM130 222H132V223L130 224ZM174 222H175V221H174ZM176 222H177V221H176ZM186 222H187V221H186ZM193 222H194V221H193ZM199 222H200V221H199ZM204 222H205V220H204ZM235 222H236V221H235ZM235 222H234V224H235ZM43 223H45V222H43ZM53 223H55V222H53ZM66 223H67V222H66ZM68 223H69V222H68ZM70 223L73 224L74 222H73V223L70 222ZM70 223H69L68 226H67L68 228L70 227V226H69ZM82 223H83V222H82ZM93 223H94V222H93ZM108 223L110 224V222H108ZM142 223H143V221H142ZM145 223H143V224H145ZM159 223H158V225H160ZM183 223H184V224H183ZM201 223H203V219H202V222H201ZM248 223H249V222H248ZM47 224H48V223H47ZM74 224H76V223H74ZM87 224H88V223H86V225H84V226L90 227L89 224H88V225H87ZM98 224H99V223H98ZM121 224H122V225H121ZM193 224H194V223H192V225H193ZM211 224H212V223H211ZM211 224H210V225H211ZM225 224L227 225L228 222L225 223ZM229 224L227 225L228 227H229ZM236 224H238V223H236ZM236 224H235V225H236ZM5 225H6V224H5ZM60 225H61V224H60ZM65 225H67V224H65ZM90 225H91V223H90ZM134 225H137V226L134 227ZM141 225H142V224H141ZM179 225H183V227H181V230L179 229V227H180ZM202 225H203V224H202ZM204 225H206V224L204 223ZM215 225H217V223H216ZM240 225H241V224H240ZM262 225L264 226L263 223H261V225H259V226H261V227H259L260 229H264V227H263ZM26 226H28V225L26 224ZM32 226H33V227L31 228V230H32L33 228H34V229L39 228V227H37V226H35V227H36V228H35L34 225H33V223H32ZM63 226H64V225H61L60 228H62ZM91 226H92V225H91ZM110 226H111V225H110ZM116 226H117V227H116ZM143 226H145V225H143ZM147 226H148V228L150 227L149 225H147ZM147 226H145V227H147ZM162 226L160 225V227H158V228L161 229ZM184 226H186V229H184ZM196 226H197V225H196ZM196 226H195V227H196ZM207 226L209 227V221H208ZM223 226H225V225H223ZM254 226H256V223H254ZM28 227H29V226H28ZM48 227H49V226H48ZM58 227H59V226H58ZM79 227L82 228L83 225L79 226L78 224H76V226H74V227L72 226V227H70L69 229L66 228V229H67L66 231H65V229L62 228V229H63L62 231H65V232H66V233L64 232V234H67V235H68V233H69L68 230H70V234H72V233H71V230H73L74 228H75V232H74V231H73V232H74V233L77 232V233L74 234V235H75L74 237H72V235L70 236V234H69V237H63V236H62V239H63V240H60V241H63V243H61V245H60L59 247L52 246V242H51V241L48 242V239H47V238H48L47 231H48L49 229L47 228V225H45V230H44V232H43L42 234H39V233L37 232V230H34V229H33V233L36 234V237L40 240L39 242L41 243V245H42L43 247H45V248H48V247H49V248H51V249H52L53 247H55L56 249H54V250L57 251L58 253H60V254H58L57 256L61 257V259H62V257H63L64 259H66V260L69 259V260L67 261L68 264H78L77 262H79V264H82V263H80V261H81V262L83 261L84 264H86L87 262H88V264H89V263H90V264L93 263L91 259H95L94 257H96V256H94V257L92 256L93 258L90 259L92 263L89 262L90 260L87 261V258H88L87 255H89V257H90V255H92L93 253H92V254H88V253H87L88 250H87V252H83V251L81 252L79 248H80L82 245H86V246H88V247H92L93 251L95 250V251L98 252V256H99L100 254H102V255L104 256V254H105V258H104V259L101 260V257H100V260H101V261L98 262V261H97L98 258L95 259V262H94L95 264H150V262H152L153 258H155V257L153 256L154 253H153V255L150 256V254H149L148 251H150V250H151V251L154 250V252H155V247H156L157 244H159V241L161 240V238H160V240H159V241L157 242V244H156V241H157V238H156V237L158 236V234H156V235H157V236H156L155 234L152 233V234H153V237H150V233H149L150 231H149L148 233L146 232L145 234H143L144 237L146 238V241H147V242H145L144 245L148 247V249H146L145 246H144V248H145L146 250H145V252H143V253H145L143 256L146 257V254H147V257L150 256L151 259H150V260H149V259L147 260V259L144 257L146 260L142 261V260H141L142 258H141V259L138 258V259H139V262H140V261H142V262H140V263L138 262V263H137L136 260H133V261H132V256L135 255V254L132 255L133 253H131L132 250L134 249V245L130 244V243H131V242H130V239H127V237L122 236L120 233H118V232H116V231H113V232H110V233H104V234H103V233H100V232H98V231L95 229L94 225H93L94 228H93V227H90V228H86V227H84V228H86V229H88V230L91 229V228H93V229H91L90 231H87V233H86V231L82 233L83 230L80 232ZM127 227H128V226H127ZM151 227H152V226H151ZM199 227H200V226H198V229H200ZM219 227H221L220 224H219ZM240 227H241V226H240ZM240 227H239V228H240ZM262 227H263V228H262ZM7 228H8V227H7ZM71 228H72V229H71ZM112 228H113V227H112ZM130 228H131V226H130ZM130 228H129V229H130ZM155 228H156V227H154V229H155ZM163 228H162V229H163ZM188 228H189V227H188ZM196 228H197V227H196ZM196 228H195L194 230H195V231L197 230L196 232L198 233L199 231H198V229H196ZM201 228H202V227H201ZM213 228H214V227H213ZM215 228H216V226H215ZM224 228L226 229V227H224ZM230 228H231V227H230ZM232 228H234V227H232ZM232 228H231V229H232ZM239 228H238V227L235 228L236 231H237V232L235 231V236H236L237 233L240 232V230H241V232H242V230H243V233H244L245 230L242 229V228H241V229L239 230V232H238V229H239ZM249 228H252V229H253V226H252V227H248V229H249ZM39 229H40V228H39ZM41 229H42V228H41ZM51 229H52V228H51ZM150 229H152V228H150ZM154 229H153V230H154ZM156 229H157V228H156ZM159 229H158V230H159ZM162 229H161V231H159L158 233H165V234H166L168 228H167V229H163V230H165L166 232H165V231L162 232ZM173 229H174V228H173ZM177 229L179 230V233H180V234L177 233V232H178ZM183 229H184V230H183ZM209 229H210V227H209ZM227 229H228V228H227ZM227 229H226V230H227ZM235 229H233V230H235ZM248 229H246V231H247V232H246L247 234H245L246 236H247L248 234H250L249 232L252 231V229H249L250 231H249ZM260 229H258V230H260ZM31 230H30L29 233H31ZM53 230H54V229H53ZM116 230H117V229H116ZM118 230H119V229H118ZM185 230H186V231H185ZM215 230H217V229H215ZM222 230H223V227L220 229V231H222ZM258 230H257V231H258ZM39 231L41 232V230H39ZM111 231H112V230H111ZM143 231H144V230H143ZM143 231L141 230V232H143ZM171 231H170V232H171ZM189 231H190V230H189ZM195 231L192 230V232H195ZM200 231H201V230H200ZM228 231L231 233V231H230L229 229L227 230V232H228ZM248 231H249V232H248ZM55 232H56V230H55ZM108 232H109V231H108ZM139 232H140V231H139ZM141 232H140V233H141ZM153 232H154V231H153ZM170 232H169V233H170ZM222 232H226V231L223 230ZM229 232L226 233V234L229 235ZM241 232H240V235H238V236H240V237H241V236H242V237L245 236V235H244L243 233H241ZM263 232H264V231H263ZM56 233H57V232H56ZM154 233H155V232H154ZM186 233H187V232H186ZM186 233H185V234H186ZM201 233H202V231H201ZM219 233H220V232H219ZM232 233H233V231H232ZM232 233L230 234V238H231V236H232L231 239H234V238H235V237H233L234 233H233V235H232ZM258 233L260 234V236H258L259 234L256 236V235H255L256 233H255V234H254L255 238H256V237L259 238V237H262V236L264 235V234L261 232V230L258 231ZM14 234H15V233H14ZM50 234H51V233H50ZM52 234H53V233H52ZM165 234H164V236H165ZM171 234H172V233H171ZM187 234H188V233H187ZM194 234H195V233H194ZM242 234H243V235H242ZM0 235H1V234H0ZM20 235H21V234H20ZM30 235H31V234H30ZM55 235H56V234H55ZM160 235H161V234H159V236H160ZM166 235H167V234H166ZM178 235H177L176 237H178ZM197 235H202V234H196V236H197ZM205 235H206V236H205V237H206L205 240H206V241L208 240L207 243H210V242H211L210 240L212 239V237H213L214 235H212L211 237H210V235H209L210 238H208L207 233H206ZM217 235H218V234H217ZM224 235H225V233H224ZM224 235H223L222 239L224 238ZM261 235H262V236H261ZM31 236H32V235H31ZM53 236H54V235H53ZM53 236H50V237H53ZM162 236H163V234H162ZM162 236H160V237H162ZM164 236H163V237H164ZM168 236H169V235H168ZM192 236H193V235H192ZM219 236H220V234H219ZM246 236H245V237H246ZM3 237H4V236H3ZM10 237H11V236H10ZM56 237H57V235H56ZM169 237H170V236H169ZM183 237H187V236H183ZM189 237H190V240H191V241H192V239H194V236H193V238H191V236L189 235ZM197 237H198V236H197ZM202 237H203V235H202ZM205 237H203V238H205ZM217 237H218V236H217ZM220 237H221V236H220ZM242 237H241V238H242ZM18 238H19V240H20V237H18ZM24 238H25V237H24ZM24 238H22V239H24ZM54 238H55V236H54ZM167 238H168V237H166V238L164 237V239H166V241H168ZM171 238H172V237H171ZM255 238L253 237V239H255ZM0 239H2V238H0ZM8 239H11V238H8ZM13 239H14V238H13ZM30 239H31V238H30ZM38 239H36V240L38 241ZM164 239H162V240H164ZM178 239H179V238H176V240H178ZM184 239H185V238H184ZM187 239H188V238H187ZM197 239H198V238L195 237V241L193 242V244L196 243L197 245H199V243H198L199 240H197ZM199 239H200V237H199ZM217 239H220V240H221V238H216V237H215V240H217ZM225 239H226V238H225ZM235 239H238V238L236 237ZM242 239H245L246 241L249 240V239H248V236H247V238H242ZM253 239H252V240H253ZM261 239H262V238H261ZM261 239L259 238L260 242H261ZM32 240H34V239H32ZM170 240H171V239H170ZM181 240L183 241V238H181ZM226 240L231 241V240L228 239V238H227ZM238 240H239V241H238ZM238 240H237V241L240 242V239H238ZM257 240H258V239H257ZM259 240H258V241H259ZM5 241H6V243H8V244H10V242H11L10 240H9L10 242H8V240H6V239H5ZM5 241H4V242L2 241V243H5ZM179 241H180V239L178 240V242H179ZM185 241H186V239H185ZM185 241H184V242H185ZM237 241H235V242H237ZM241 241H242V240H241ZM255 241H256V240H255ZM263 241H264V237H263V239H262V243H263ZM0 242H1V241H0ZM14 242H15V241H14ZM18 242H19V241H18ZM33 242H34V241H33ZM33 242H32V244H34ZM39 242H38V244L40 245ZM97 242H98L99 244H97V247H96L95 243H97ZM170 242H171V241H170ZM201 242H202V241H201ZM201 242H200V243H201ZM220 242H221V241H220ZM220 242L218 241V243H220ZM232 242H233V240H232ZM6 243H5V244H6ZM48 243H50L49 246H47ZM58 243H59V242H58ZM85 243H86V244H85ZM185 243H186V242H185ZM191 243H192V242H191ZM202 243H203V242H202ZM202 243H201V244H202ZM207 243H205V244L203 243V245H200V246H204V248H205V247L208 246ZM221 243H222V242H221ZM223 243H224V242H223ZM240 243H242V242H240ZM262 243H261V249H260V252H261L262 249H263L262 252L264 251V243H263V245H262ZM8 244H7V245H8ZM11 244H12V243H11ZM11 244L8 245V246H10L11 249H12L14 246L12 247ZM21 244L24 246L23 242H22ZM27 244H28V241H27ZM35 244H36V243H35ZM44 244H45L46 246H45ZM87 244H88V245H87ZM168 244H169V243H168ZM196 244H194V245L197 246ZM215 244H216V242H215ZM225 244H226V246H227L228 243H224V244H221V245L216 244V245H215V249H216L215 251H218V250L221 251L222 248H220V249H218V248H219L220 246H222L223 248H225V246H224ZM246 244H247V243H246ZM248 244H249V243H248ZM253 244H255V242H253ZM22 245H20V247H21ZM94 245H95V246H94ZM110 245H113L114 247L112 248V247H110ZM164 245L166 246V242H165ZM178 245H180V243H179ZM186 245L188 246V242L186 243ZM186 245H185V246H186ZM205 245H206V246H205ZM255 245H257V244H255ZM3 246H4V244H3ZM8 246H7V248H6V246H4L5 249L2 250V249H1L2 245L0 244V250H1V251H0V264H19L20 262L22 263V260H21L22 258L20 257V256H21L20 253H21L22 251H18V248H19V247H18L17 249H12L13 251H17V252H14V253H13L12 250L8 248ZM15 246H16V245H15ZM23 246H22L21 249L19 248V250L24 249L25 246H24V247H23ZM27 246H28V245H27ZM27 246H26V247H27ZM29 246H30V245H29ZM42 246H41V247H42ZM51 246H52V247H51ZM86 246H85V247H86ZM160 246H161V248H162V245H161V244H160ZM187 246L185 247V249H183V251H184V250L187 251ZM195 246H194V247H195ZM217 246H219V247H217ZM231 246L233 247L232 244H231ZM231 246H230V247H231ZM257 246H260V243H259V245H257ZM262 246H263V247H262ZM16 247H17V246H16ZM16 247H14V248H16ZM60 247H61V250H60L61 252H59ZM78 247H79V248H78ZM94 247H96V249H95ZM139 247H140V246H139ZM171 247H172V246H171ZM179 247H181V246H179ZM208 247H209V246H208ZM211 247H213V246L211 245V246H210L209 248H207V249H211V250H212L213 248H211ZM230 247H226V248L231 249ZM234 247H235V243H234ZM234 247H233L234 250H232V252L234 251V252L236 253L237 251H235V248H237V247H238V248H241L242 246L240 247V246H237V245H236V247H235V248H234ZM243 247H245V245H244ZM254 247H256V246H254ZM29 248H30V247H29ZM34 248H35V247H34ZM34 248H33V250H34ZM45 248H42V249H41V248H38V249H36L35 251H36V252L38 251V252H37V255H38V253H39V251H40L39 249H41L42 252H43V250H45V252L51 250V249H50V250H49V249L46 250ZM57 248H59V249L57 250ZM83 248H84V247H83ZM140 248H142V247H140ZM158 248H159V250H161L160 247H158ZM163 248H164V246H163ZM168 248H169V247H168ZM200 248H202V247H200ZM204 248H203V249H204ZM226 248L224 249L225 253H226V250H227ZM238 248H237V249H238ZM85 249H86V248H85ZM97 249H98V250H97ZM217 249H218V250H217ZM246 249H247V248H246ZM31 250H32V248H31ZM81 250H82V248H81ZM83 250H84V249H83ZM141 250H142V249H139V251H141ZM147 250H148V251H147ZM157 250H158V249H157ZM163 250H164V249H163ZM194 250H196V249H194ZM194 250H192V252H193ZM238 250H239V249H238ZM242 250H244V248H242ZM252 250L254 251V248H253ZM255 250L258 251L259 249L257 248V249H255ZM2 251H4V252H2ZM142 251H144V250H142ZM146 251H147V252H146ZM176 251L179 252V250H176ZM188 251H189V250H188ZM188 251H187L186 253H188ZM228 251H229V250H227V252H228ZM230 251H231V250H230ZM244 251H246V250H244ZM247 251H250V249L248 248ZM253 251H252V252H253ZM18 252H20V253H19V260H20V262H18V261L16 260V258L18 257V255H17L16 253H18ZM40 252H41V251H40ZM45 252H44V253H45ZM91 252H92V251H90L89 253H91ZM97 252H95L94 254H96ZM152 252H153V251H152ZM165 252H166V251H165ZM199 252H200V251H199ZM207 252H208V251H207ZM211 252H212V251H211ZM218 252H219V251H218ZM218 252H217V253H218ZM221 252H222V251H221ZM221 252H220V253H221ZM240 252H242V251H240ZM258 252H259V251H258ZM260 252H259V253H260ZM262 252H261V253H262ZM46 253H47V252H46ZM55 253H56V252L53 251V254H54L53 257H56V254H55ZM80 253H87V254H84V255L87 256V258H85L86 256L83 257L84 255L82 254V255H83V256H82V259H83V260H80V257H81V256L79 257V254H80ZM99 253H100V254H99ZM103 253H104V254H103ZM156 253L158 254V253H160V252H156ZM156 253H155V255H157ZM169 253H170V252H169ZM182 253H183V252H182ZM220 253H218V254H220ZM230 253H231V252H230ZM230 253H228V254H230ZM235 253H231V254H233V257L235 256V259H236V260H237V259H238V260H241V258L239 259L238 257H236V256H237V253H236V255H234ZM249 253H251V252H249ZM249 253L247 252L245 255H248ZM261 253H260V254H261ZM51 254H52V250H51L50 253L43 254V255H44V256H45V255H46V256H52ZM148 254H149V255H148ZM160 254H161V253H160ZM160 254L157 255V256H161ZM178 254H179V255H178ZM178 254H176L177 257L181 255L180 253H178ZM183 254H185V253H183ZM183 254H182V255H183ZM215 254H216V252H215ZM221 254H222V253H221ZM223 254H224V253H223ZM255 254H256V252H255ZM260 254H257V255H260ZM16 255H17V257H16L15 260H14L13 257L16 256ZM23 255H24V253H23ZM102 255H101V256H102ZM106 255H107V257H106ZM131 255H132V256H131ZM138 255H139V254H138ZM172 255H173V256H172ZM172 255H171V257H174V254H172ZM187 255H188V254H187ZM196 255H198V252H197ZM211 255H212V254H211ZM216 255H217V254H216ZM225 255H226V254H225ZM225 255H223V258H224ZM32 256L35 258L34 255H31V257H32ZM98 256H97V257H98ZM139 256H140V255H139ZM139 256H137V257H139ZM141 256H142V254H141ZM143 256H142V257H143ZM152 256H153V258H152ZM164 256H165V257H168V256H170V255H168V254L165 253ZM176 256H175V257H176ZM229 256H232V255H229ZM238 256H239V255H238ZM240 256H242V255H240ZM240 256H239V257H240ZM248 256L251 257V254L248 255ZM10 257H11V258H10ZM26 257H27V256H26ZM33 257H32V258H33ZM150 257H149V258H150ZM165 257H164V260H165ZM175 257H174V258H175ZM177 257H176V258H177ZM184 257H186V256H184ZM184 257H183V259H184ZM193 257H195V256H193ZM217 257H218V255H217ZM219 257H221V256H219ZM256 257H257V256H256ZM260 257H261V255H260ZM12 258H13V259H12ZM20 258H21V259H20ZM28 258H30V257H28ZM28 258H27V259H28ZM38 258H39V257H38ZM57 258H58V257H57ZM84 258H85V260H84ZM102 258H103V257H102ZM144 258H143V259H144ZM156 258H158V257H156ZM176 258H175L174 261H173V258H171L172 260L169 261L168 259H170V258L168 257L167 260H168V262H169L170 264H172V263L176 264L175 262H177L178 259H179V261H180V262H179L180 264H182V263H183V264H187V263H190V264H191V262H187V263H186V261L181 263V261H183V260H181V258H182L181 256H180L178 259H176ZM213 258L216 259V257H212V259H213ZM226 258H227V257H226ZM244 258H245V257H242V259H244ZM248 258H249V257H248ZM248 258H246V260H245L246 263H243V264H249L250 259H248ZM254 258H255V257H254ZM258 258H259V256H258ZM261 258H262V257H261ZM40 259H41V264H45L44 262L42 263V261H43V260H42V257H40ZM40 259H39V260H40ZM50 259H52V257H51ZM50 259L45 258V260H47V261H46L47 263H48V260L51 261ZM59 259H60V258H58L57 261H56V260H55V261H56V263H58V264L60 263V264H61L62 262H59V261H61V260H59ZM134 259H135V258H134ZM138 259H137V261H138ZM215 259H213V260H214V261H213V264H214V262H215ZM36 260H38V259H36ZM36 260H35V261H36ZM58 260H59V261H58ZM157 260H159V258H158V259H155L154 261L157 262ZM176 260H177V261H176ZM189 260H190V259H189ZM191 260H192V259H191ZM207 260H208V259H207ZM223 260L225 261V263H226L227 261H228V262L230 261L231 264H233V263L235 264V262H236V260H233V258H232L233 263H232L231 260H225V258H224V259L219 260L218 262H215V263L223 264ZM238 260H237L238 263H242V262H241L242 260H241V261H238ZM257 260H259V259H257ZM13 261H14V262H13ZM71 261H72V262H71ZM85 261H86V262H85ZM96 261H97L98 263H97ZM154 261H153L152 263L157 264V263H155ZM159 261H160V262L163 261V256H161V259H160ZM172 261H173V262H172ZM216 261H217V259H216ZM221 261H222V263H220ZM16 262H17V263H16ZM25 262H26V260H25ZM36 262H37V261H36ZM160 262H159V263H160ZM165 262H167V261H165ZM171 262H172V263H171ZM197 262H198V261H197ZM197 262H196V263H197ZM211 262H212V261H211ZM228 262H227V263H228ZM230 262H229V263H230ZM54 263H55V262H54ZM54 263H53V264H54ZM56 263H55V264H56ZM67 263H65V260H64V263H63V264H67ZM152 263H151V264H152ZM159 263H158V264H159ZM192 263H193V262H192ZM196 263H195V264H196ZM225 263H224V264H225ZM23 264H24V263H23ZM39 264H40V263H39ZM160 264H161V263H160ZM162 264H168V263H164V262H163ZM193 264H194V263H193ZM198 264H199V262H198ZM210 264H212V263H210Z\"/></svg>",
    "mask_w": 264,
    "mask_h": 264
}]
</instances>
